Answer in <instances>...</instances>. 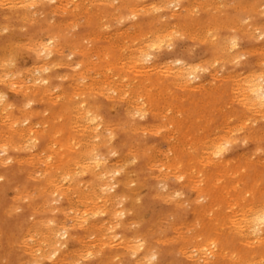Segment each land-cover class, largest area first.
Instances as JSON below:
<instances>
[{
    "label": "rangeland",
    "instance_id": "obj_1",
    "mask_svg": "<svg viewBox=\"0 0 264 264\" xmlns=\"http://www.w3.org/2000/svg\"><path fill=\"white\" fill-rule=\"evenodd\" d=\"M18 3H16V2ZM67 0H64V2H63V6H62V8H58V10L59 11H57V12H61V10H63L60 14H58L57 12H56V10L55 9H53L54 7H52L51 9H50V7L51 6H55V3H51V2H49V0H47V1H45L44 0V2H43V5H41V6H43V7H41L40 5H38L37 7H28L27 6V9L25 10V6H24V4H22L21 2H20V0H8V1H6V0H0V4H2L1 6H0V25L1 26H3L2 24H6L7 26H6V30H5V28L3 29L4 30V32L1 30V28H0V47H1V49H0V52H2V53H0V62L1 63H3L2 61L4 60H6L7 61V57L9 56L8 54H10V56H11V54L14 56V54H16V53H9V52H12V51H14V52H17V54H19L18 56L16 55L15 57L17 58H14V61H16V62H14L13 61V63H14V65H16L17 64V62H18V66L16 67V71L18 72V70H20L19 71V73H21L22 71H24L23 73H21V75L20 74H16L14 71V65L12 64L11 66H10V64H11V59L12 58H10V56L8 57V58H10L9 60H8V62H5V63H3V65L1 64L0 65V67H2V68H0V89H1V91L0 92H3V94H5L6 95V91L9 93V92H11L12 94H8V98H7V100H8V102H11V104L13 105V108L14 109H22L21 108V106L23 107V105L25 106V109H23L26 113L25 114H23V115H21L22 113H24V111H21V112H15V115H19V116H16V117H18L19 119H21V121L24 119V116H26V115H28L27 113H30L31 115L34 113V112H31L33 109H34V111L36 112V111H39V110H43V111H39L41 114L39 115V112H36V114L34 115H32L31 117H30V122L32 123V121H33V130H35V135H36V133H37V136H39V139H38V141L36 140V142H34V143H32V141H30V140H23V141H25V142H23V141H21V142H19V140L18 141H16V144H17V142H18V146H19V144H20V146L19 147H24L23 149H22V147L21 148H18V150L16 149H14V150H9V152H2L3 151V149H2V146H0V156L3 154V155H7V156H10V155H14L13 157L15 158H17V161L13 158V160H15L14 162L13 161H9V160H7L6 161V158H7V156L5 157V156H1L0 157V161H3L4 162V166H2V164H0V175L1 174H3V175H1L2 177H1V179H0V235H1V237H0V264H14L13 262H17V260H18V262L17 263H19V264H25V261L28 263V264H32V261L34 260V256H31L32 255V253H30L31 251L29 250V249H31V250H34L35 248L34 247H36V248H39L38 250L37 249H35L36 250V252H34V254L35 255H38V254H40L42 251L44 252V253H46L47 251H48V249L49 248H52L53 249V246H52V244L50 243V241H49V243L50 244H48V240H46V241H44V240H42V241H40L39 239H37L38 238V236H40V238H41V235L42 234H45L46 232L45 231H47L48 232V229H49V231L51 230V224L50 223H47V220H49L48 222H50L51 220H56L58 223H63L62 221H64V220H66V218H67V215H68V219H70V220H68L69 222H66L65 221V224L63 223V225H61V227L62 228H67V229H69V232H70V234L71 235H73V236H71V238H69V240L67 241V247H63V248H61V253H59V255H58V257L56 258V259H61L62 257L64 258L63 259V264H67L70 260V263H68V264H76V262L79 260V262H77V264H104L103 262H105V264L108 262V261H110V262H112V261H114L115 260V262L117 261V262H122V264H135L136 262H137V260H139L138 259V256L136 257V256H132V254L131 255H129L130 253H131V251H132V249H131V247H129L130 249H124V248H126V246L125 245H123L122 243H120L119 242V240L117 241V240H115V241H113V242H110L111 240H108L109 242H107L108 243V247L107 248H105V246H107L106 244H104V249H103V251L101 252V247L99 246V244L100 243H102L103 244V242H102V240H101V242L100 243H98L97 241L101 238V235L104 233V232H108V234H109V236H111V235H113L110 231H112V232H114L115 234L117 233V234H119V235H123L124 237H126L127 239H131V240H133V242L135 243V244H137L136 242H137V240H139L138 242H140L141 240L143 241V240H145V241H143V243L145 242H148L149 244H151V245H153L152 247H150L149 246V244H145L144 243V245H146L145 247H148V249H149V247H150V249H153V248H155L156 246L157 247H159V248H155L154 250H151L152 252H149V255L150 254H152V253H154V252H156V251H158V253H159V258H158V260L156 261L158 264H205V261L207 262V260H209L211 263L210 264H232L233 263V260L231 261V259H229L230 257H232V259H236V257L235 256H237V255H235V254H240L239 256H237V257H239V258H241V256L244 258V259H249V258H251V256L253 257V255L255 256L256 255V259H253L254 260V262H255V260L257 261V263H255V264H260V261H261V263L262 264H264V260H263V262H262V257L264 256L263 254H264V251H263V247H264V245L261 247L260 246V248H259V243H256L255 242V240L253 241L254 242V244L252 243L251 244V242L252 241H249L250 239H249V237L248 238H244V237H242V236H240V235H238L235 231H233L234 230V226L233 225H231L232 223L231 222H226L225 223V221H230L229 220V218H231L232 216H233V214L232 213H236L235 211L237 210V213H236V215L238 214V212L240 213V211H238V209L240 210V208H239V206H237V207H235V206H231V205H229V203H231V201L232 202H234L231 198H229V196L230 197H232L233 198V196L235 197V195L236 194H238V193H233V192H239L240 191V188H238V187H241L240 186V184L241 185H243L242 187H241V191H243L242 193H244V191H245V193L249 190L250 192H252L253 193V191L255 190V189H257V187H259L258 189L260 190H256V191H254L255 192V197H254V200L256 199H260V197H261V199L260 200H262L263 199V197H264V189H263V191H262V188H261V186L263 187L264 186V177H262V176H264V170L262 171V169H264V164H263V162H264V152H262V151H264V137H262V136H264V118H261L262 117V114L260 113L259 115H261V116H259L256 112H251V111H248V110H246V109H243L244 107L241 105V104H239L240 102H239V95H237V93H238V89H237V92H236V87H237V85H236V87H235V83L233 82V81H231V80H229V79H226V77L225 76H228V75H232V74H234V73H239L240 74V72H241V77H242V79H243V77L245 76V77H247L246 75H244V74H249L250 72H253V70L255 71V72H257L258 73V70L260 71H264V52H263V48H264V37H262L261 36V34H262V32H264V24H262V23H264V15H262L263 14V11L262 10H264V0H252V2L250 1V0H248V1H250V3L249 2H247V0H223V1H221V0H213V1H215L214 2V5H212L211 4V1L210 0H203V3H200V5H199V1L200 2H202L201 0H195V2H194V0H181V2H180V4L178 5V6H176L177 5V3L176 4H174L175 6H173V7H168V5H166V3L163 1V0H140V1H138L137 3H138V7L139 8H141L142 7V5L143 6H145L146 8H148L149 7V9L148 10H146V12H144L143 10L141 11V13H142V15L140 16V18L139 19H133V17H131L130 18V16H128V15H130L129 14V12H124L125 13V15L126 16H128V17H126L125 19L127 20V21H124V22H122L123 21V19L121 20V23H120V25H119V23H118V20H119V22H120V18H119V16H117V13L115 14V16H113L112 15V13H109V15H108V13H107V10L108 11H110L109 9H107L106 8V6H105V4H102V2L100 1V0H87L88 2H86V0H69V1H67ZM83 1H84V5H83ZM94 1L96 2V3H94ZM107 1H110V0H105L104 1V3H106L107 4ZM152 1H154V2H152ZM158 1H159V3H158ZM163 1V2H162ZM192 1H193V3H192ZM212 1V2H213ZM220 4H222L221 5V7L223 6L224 8L227 6V11H225L224 9H222L221 7H218V6H220V5H218L219 3ZM221 1V2H220ZM226 1H228V2H226ZM14 4H13V3ZM69 2H71V3H69ZM75 2L76 3H78V2H80V6L82 7L83 6V8L81 9L80 8V6L78 5V4H76V6L78 5V7L79 8H77V7H74L75 6ZM87 3V5H86V3ZM139 2H141V4H139ZM198 2V3H197ZM207 2H209V3H207ZM226 2V3H225ZM232 3V4H229L228 5V3ZM12 3V4H11ZM20 3V4H19ZM45 3L47 4V5H45ZM49 3V4H48ZM69 3V4H68ZM82 3V4H81ZM90 3V4H89ZM92 3H94L95 5H97V6H94V4H93V6L91 5ZM99 3V4H98ZM101 3V4H100ZM109 3V2H108ZM151 3L153 4V5H151ZM158 3V4H157ZM217 3V4H216ZM234 3V4H233ZM3 4H4V6H3ZM68 4V5H67ZM116 4V3H115ZM149 4V5H148ZM155 4V5H154ZM192 4V5H191ZM195 4H196V8H194L195 7ZM205 5V7L204 6H202V5ZM206 4H209V5H211V7L209 6V5H206ZM217 5V7H216V5ZM235 4H237L236 6H238V5H240V6H238V7H235ZM243 4V5H242ZM258 4H260V10H259V7L257 6ZM263 4V5H262ZM9 5V6H8ZM20 7H18V6ZM23 5V6H22ZM91 5V7H89ZM246 5H247V7H246ZM248 5H250V7L248 6ZM251 5H253L254 7H256V9L258 10V11H255L256 9L253 7V6H251ZM6 6H7V8H6ZM10 6H12V9H11V11H9L10 10ZM13 6H14V8H13ZM16 6V7H15ZM99 6H100V8H99ZM153 6H154V8H153ZM156 6H159L158 7V9H157V7ZM163 6V7H162ZM165 6H166V8H165ZM179 6H182V9H181V7H179ZM190 6H192V8L190 7ZM197 6H200V7H197ZM202 6V7H201ZM210 7L209 9H208V7ZM230 6H232V7H230ZM262 6V7H261ZM1 7H4V8H1ZM19 9H18V8ZM23 7V8H22ZM25 7V8H24ZM38 7H39V11H38ZM55 7H57V6H55ZM71 7H73L72 9H71ZM84 7L85 8H90V10L89 9H85L84 10ZM99 8V9H97V8ZM150 7L152 8V9H154L153 10V12H152V9H150ZM161 7V8H160ZM180 8V10H179V8ZM183 7H184V9H183ZM203 7H204V9H203ZM235 7V8H234ZM240 7V9H238ZM244 7L246 8V9H244ZM9 8V9H8ZM29 8V9H28ZM43 8H44V10L45 11H48L47 13H45V11H41V10H43ZM76 8V9H75ZM104 8V14L106 13L107 15L104 17L103 16V14L102 13H100L101 11H103L102 9ZM105 8H106V10H105ZM160 8V9H159ZM168 8V9H167ZM178 8V9H177ZM190 9L191 10V12H193L194 13V16L197 18L198 16H200V17H202V18H200L201 19V23L202 24H198L199 23V21H200V19L198 20V19H195V17L193 16V14L191 13V15H189V18L190 17H192V18H190V19H192V21L190 22L189 20V18H188V16H187V13H183V12H187V10L186 9ZM199 8H200V13H198L197 11L199 10ZM229 8V9H228ZM252 8H254L255 10H253ZM16 9H18V10H15ZM35 9V10H34ZM65 9H67L68 11H66ZM69 9H71L72 10V13H71V10H69ZM93 9V10H92ZM157 9V10H156ZM162 9V10H161ZM198 9V10H197ZM206 9V10H205ZM234 9V10H233ZM238 10V12H235V11H237ZM74 10H75V12L76 13H78L79 15H77V14H73V13H75L74 12ZM77 10V11H76ZM80 10V11H79ZM84 10V11H83ZM88 10H89V12H88ZM157 12H156V11ZM158 10L160 11L161 10V13L159 12L158 13ZM178 10V11H177ZM183 10V11H182ZM197 10V11H196ZM205 10V11H204ZM207 10L208 11H210V10H212V11H210V13L209 12H207ZM15 11V12H14ZM25 11V12H24ZM53 11H55V13H57L59 16H56L54 13H53ZM70 11V12H69ZM86 11V13H83V12H85ZM151 11V12H150ZM165 11V12H164ZM175 11H177V12H175ZM204 11V12H203ZM214 11H215V14L216 13H218V14H216L217 16H216V18L218 17H222V18H220L221 19V21H219L218 19H216L213 15H215V14H213L214 13ZM222 11V12H221ZM228 11H230L231 13L229 14L228 13ZM259 11H260V13H259ZM262 11V12H261ZM13 12V13H12ZM22 12V13H21ZM27 12V13H26ZM34 12V13H33ZM36 12H37V14H36ZM39 12V13H38ZM41 12V13H40ZM92 12V13H91ZM97 13V14H95V13ZM144 12V13H143ZM151 13V14H149V13ZM156 12V13H155ZM172 12V13H171ZM183 13V15L186 17V19H188V21L185 19V18H182L181 16H182V13ZM235 12V13H234ZM19 13V14H18ZM21 13V14H20ZM32 13V14H31ZM66 13H68V14H66ZM71 13V14H70ZM99 13V14H98ZM127 13V14H126ZM148 13V14H147ZM173 13H181L180 15L178 14V15H176V18L175 19H173V18H171L170 16H171V14H173ZM196 13H197V15H196ZM222 13V15H220ZM234 13V14H233ZM259 13V14H258ZM5 14V15H4ZM52 14V15H51ZM55 15V17H54V15ZM96 15V16H88V15ZM110 14H111V16H110ZM145 14V15H144ZM164 14H166V16H168V17H166ZM212 14V15H211ZM225 14L227 15L226 17H224L225 16ZM240 14H241V17H240ZM261 14V17H259V15ZM9 15L11 16L12 15V17H11V19L10 18H6L5 16H7V17H9ZM18 15V16H17ZM25 15V16H24ZM32 15H35V16H32ZM64 15V16H63ZM66 15V16H65ZM77 16V17H73V16ZM98 15V16H97ZM156 15V16H155ZM160 15V16H159ZM207 15H209V17H207ZM254 15V16H253ZM22 16H23V18H22ZM32 16V18H30ZM83 16V17H82ZM103 16L105 19V21L104 22H102L103 20V18H101V17ZM108 16H109V19H108ZM158 16V17H157ZM165 16V17H164ZM183 16V17H184ZM234 18H233V17ZM29 17V18H28ZM81 19H80V18ZM87 17V18H86ZM95 17H97V18H95ZM112 18V20H111V18ZM113 17H116V19L115 18H113ZM150 17V18H149ZM162 17L164 18V21L163 20H159V19H162ZM169 17H170V19H169ZM179 17H181V18H179ZM230 17V18H229ZM235 17H237V19L235 18ZM246 17V18H245ZM250 19H249V18ZM254 17H256V19L254 18ZM25 18V19H24ZM27 18V19H26ZM53 18V19H52ZM68 18V21L66 20ZM75 20H74V19ZM78 18V19H77ZM130 20H129V19ZM153 18H155V20L153 19ZM166 18H167V20H166ZM194 18V19H193ZM199 18V17H198ZM206 18V19H205ZM225 18V19H224ZM232 18H233V20H232ZM240 18V19H239ZM243 18V19H242ZM248 18V19H247ZM22 19V20H21ZM37 19V20H36ZM52 19V20H51ZM56 19V20H55ZM90 19H92L91 21H90ZM98 19V20H97ZM108 19V20H107ZM124 19V20H125ZM156 19H158L157 21H156ZM168 19H169V21H168ZM180 19V20H179ZM187 21V23H186V26L185 25H183L186 21ZM215 20V24H214V21H210V23H212L214 26H211L210 25V23H208L209 21L208 20ZM234 19L236 20V21H239V20H242L243 22H240V25L242 24L243 26H247V24L249 25V24H251V26L249 25L248 26V28L245 26V27H243L242 25V27H240L239 26V23H237V22H235L234 21ZM239 19V20H238ZM247 21H246V20ZM254 19V20H253ZM32 21L33 22V25H31V23H30V21ZM47 20H49V22L47 23ZM53 20H55V22L53 23L52 21ZM60 20L62 21V22H60ZM64 20H66V21H64ZM70 20V21H69ZM73 20H74V23H73ZM83 20V21H82ZM87 21V23H86V21ZM115 20V21H114ZM132 20H134V21H132ZM150 20H152V23L154 22H156V23H158V24H155L154 26L153 25H150L151 23H150ZM165 20H166V23H165ZM181 21L180 23H179V21ZM226 20V21H225ZM232 21V23H234V24H232L231 23V21ZM26 23H25V22ZM46 21V22H45ZM51 21V22H50ZM82 21V22H81ZM88 21L90 22V24L93 26H91L90 27V25H88L89 23H88ZM96 21V22H95ZM109 21V22H108ZM111 21L113 22V23H111ZM161 23H159V22ZM177 21V22H176ZM193 21H195L196 22V25H195V23L193 22ZM204 21V22H203ZM206 21V22H205ZM208 21V22H207ZM216 21H217V23H218V21H219V23L221 24L220 25V30H219V28L218 29H216L217 28V23H216ZM227 21H229V22H227ZM252 21V22H251ZM258 21V22H257ZM259 21H261V22H259ZM36 22H37V24H36ZM40 22H42V23H40ZM44 22V23H43ZM71 22H72V25L73 24H76V26H75V29H74V25L73 26H70L71 25ZM116 22V23H115ZM135 22H137V24H138V26H135V25H137V24H135ZM163 22V23H162ZM167 22H169V24H171V26L173 25V24H176V25H174V26H172L173 27V29L171 28V29H169L170 31L172 30V32H170L169 30V32L172 34V33H174L173 34V36L172 35H169V36H166L167 38H171L169 41H167L168 39L165 37V39H164V42H166L165 43V46H162L160 49H158L157 47H155V46H151L152 48H150L149 46V48L150 49H153V48H156V49H158V50H156V49H153V51L151 52V50H150V52L151 53H153V55L155 56V53H156V56L155 57H159V65H160V67H162V66H164V64L165 63H168V61L170 62V60H169V58H171L173 55H176V56H178V57H182V58H186L189 62H191L192 64H196L197 62H199V63H201V64H203V65H205L206 64V66H208L209 68H208V70L206 71V70H202V72H201V70H198V72L200 73H197L198 74V77L199 78H197V80L195 79V80H193L194 81V83H191L192 85V88L194 87V86H196L197 88H195V90H193L192 89V91L191 90H185V89H183L180 85V87H178V84L180 83L179 81H177L178 82V84L177 83H174L175 82V78H173V77H170V76H168L167 77V75L164 73V72H162V71H164V70H162V69H165V68H162L161 70H160V68L158 69V71L157 72H154V73H158L159 72V70H160V72L155 76L154 75V73H152V71H151V73H150V71H149V73L148 72H146V74H144L145 72H142V71H140L139 70V68H137V71L138 72H136V68H133V67H131V65H132V63H130L129 61L130 60H128L126 57L127 56H129V52L130 51H132V49L131 48H135V47H137L136 46V44L135 45H133L134 43H139V42H143L144 40H146L147 38H146V36L145 35H147V36H149V33L148 32H150V33H153L155 30H156V28L157 29H159L161 26H163V25H165V24H167ZM188 22H190L191 24H192V22L194 23L193 25H191V27L192 28H190V23H188ZM224 22H227V23H224ZM257 22V23H256ZM8 23V24H7ZM39 23V24H38ZM50 23H52V24H50ZM61 23H62V25H61ZM66 24L65 26H66V28L65 29H68L69 31V33H70V35H69V33L67 32V30L65 31V32H67L68 33V36H67V34L65 33V35L66 36H61L62 35V32H64L61 28H63L64 29V24ZM81 23V25H79ZM103 25H102V24ZM132 23V24H131ZM150 23V24H149ZM153 23V24H154ZM203 23H205L206 25H204L203 26ZM218 23V24H219ZM237 23V24H236ZM252 23H255V25L254 24H252ZM261 23V25H259ZM10 24V25H9ZM57 26H56V25ZM68 24H70L69 26H68ZM87 24V25H86ZM124 24V25H123ZM133 25L132 27H130L129 28V30L127 31L126 30V28L128 29V25ZM143 24V25H142ZM147 24H149V25H147ZM161 25L160 27L159 26H157V25ZM180 24V25H179ZM187 24H189L188 26H187ZM208 24H209V27H208ZM226 24H228V25H226ZM231 24H232V26H231ZM55 25V26H54ZM97 25V26H96ZM100 25H102V26H100ZM107 25H108V27H107ZM110 25V26H109ZM115 25V26H114ZM121 25H122V27H121ZM130 25V26H131ZM139 25H140V27H139ZM182 25V26H181ZM230 25V26H229ZM234 25H236V28L234 27ZM256 26L257 28L260 26V28H262V26H263V28L262 29H260V28H253L254 26ZM54 26V27H53ZM60 26H61V28H60ZM64 26V27H63ZM96 26V27H95ZM104 26V28L102 29V27ZM112 26H114V27H112ZM116 26H118V28L116 27ZM136 27V30L138 29V27H139V29L141 30V32L143 33V31L144 30H146V33L143 35V34H141L140 33V31H139V29L136 31L134 28ZM157 26V27H156ZM196 26H198L197 28H195ZM206 26H207V29L206 30H208V28H209V30L208 31H210V29H211V31L212 30H214L215 31V34H216V36L215 37H213V39L212 38H210L209 36H211V35H213V33H214V31L213 32H208V31H206L205 30V28H206ZM224 28H223V27ZM237 26H238V28H237ZM12 27H14V28H12ZM22 27V28H21ZM24 27V28H23ZM53 27V28H52ZM57 27V28H56ZM59 27V28H58ZM68 27H70V28H68ZM72 27H73V29H74V31L72 30V32H71V29H72ZM134 27V28H133ZM175 27V28H174ZM177 27H179L178 29H177ZM185 27V28H184ZM186 27H187V29H186ZM189 27V28H188ZM201 27V28H200ZM212 27H215V28H213L212 29ZM230 27H233V28H230ZM239 27H240V29H242L241 31L239 30ZM7 28H9V31L11 32H9L8 31V29ZM19 28H21V29H19ZM46 29V31H45V29ZM49 28H52L51 29V31H50V29ZM109 28V29H108ZM112 28V29H111ZM124 28V29H123ZM142 28V29H141ZM149 28H151V29H149ZM184 28V29H183ZM194 28V29H193ZM244 28V29H243ZM247 28V31L245 30ZM250 28V29H249ZM252 28H253V31H252ZM23 29H25V30H23ZM47 29H49L48 31H47ZM97 29V30H96ZM105 29V30H104ZM111 29V30H110ZM118 29V30H117ZM154 29V31L152 32L151 30H153ZM199 29V30H198ZM216 29V30H215ZM222 29V30H221ZM231 31H230V30ZM249 29V30H248ZM260 29V31L258 32V30ZM41 30H43V32H40ZM55 30V31H54ZM59 30H61V31H59ZM98 30H101V32H102V34H99V33H101V32H99ZM106 30H107V32H109V34H107V32H106ZM127 31V33L128 34H126V32L124 33L125 35H122V36H120V38L119 37H117V36H119L120 34L119 33H121V32H123V31ZM137 32H135V31ZM176 30V31H175ZM198 30V32H196ZM219 32H218V31ZM233 30H236V31H233ZM243 30H245V32L244 33H242L243 32ZM36 31V33H33V32H35ZM39 33H38V32ZM45 31V32H44ZM55 33V34H53V35H51L53 32ZM57 31H59V33L57 32ZM96 31V32H95ZM106 33V35H105V33ZM111 31H112V34H111ZM119 31H121V32H119ZM132 31V32H131ZM134 31V32H133ZM138 31H139V33H138ZM184 31V32H183ZM191 31V32H190ZM233 31V32H232ZM57 32V33H56ZM61 32V33H60ZM86 32H88L87 34H86ZM91 32H93V34L91 33ZM116 32V33H115ZM119 32V33H118ZM175 32H176V34L178 33V35H180L179 33H181V32H183L184 34L182 35V33H181V36H185L184 38L183 37H181V36H178L177 35V37H175L174 35H176L175 34ZM190 34H189V33ZM209 33V34H211V35H207V34H205V33ZM217 32V33H216ZM3 33V34H2ZM83 33L84 34H86V35H83ZM219 33V34H218ZM228 33V34H227ZM235 33H236V37H238L237 39L239 40V48L237 47L235 50L233 49V50H231L230 48H229V45L230 44H227L228 45V51H230V52H228V54H227V52H222V54L220 53V54H217L216 52H214L215 50H214V44L212 45V43H213V40L214 39H219V40H223V37H224V39H229V38H231L230 37V35H232V37L233 36H235ZM249 33V34H248ZM254 33V34H253ZM9 34V35H8ZM28 34H29V36L30 35H32L33 36V40H32V42H25V41H28V40H31V39H26V37L28 36ZM47 34L48 35H50V36H54V38L55 39H57V36H56V34L57 35H59L60 34V36L61 37H59L58 36V40H60V42L58 41V40H56V41H54V43H55V46H56V48L57 49H59V51H58V53L57 54H54L53 56H51L50 58H48V60H49V62L48 63H50V62H52V60L54 59V62H53V64L52 63H50V64H48L49 66H51L50 68H47V64H44L45 63V61H41L42 60V57H43V53H40L38 56L36 55V52H33V51H35V50H33L32 51V49H30V48H33L34 49V45H36L38 42L40 43V41L41 42H43V43H46L48 40V38H49V36H47ZM77 36H76V35ZM111 34V35H110ZM118 34V35H117ZM136 34L139 36L140 34H141V36H139V37H141L140 39L141 40H143V41H141V40H139V42H137L135 39H137L138 40V36H136ZM204 34V35H203ZM246 34H248V35H250V36H247ZM252 34V35H251ZM64 35V34H63ZM75 35V36H74ZM90 35V36H89ZM96 35V36H95ZM116 35V36H115ZM130 35V36H129ZM132 35L134 36L135 35V37H134V41H136V42H134L132 39ZM228 35V36H227ZM29 36L27 37V38H29ZM43 36H45V37H43ZM47 36V37H46ZM70 36V37H69ZM83 36H86V37H84V39H83ZM89 36V37H88ZM97 36H99V37H97ZM103 37V39H102V37ZM114 36H115V38H114ZM144 36V37H143ZM171 36V37H170ZM203 36V37H202ZM207 36V39L205 38V37ZM223 36V37H222ZM21 37L22 39H20L19 40V38ZM40 37V38H39ZM95 37V39H97V40H91L92 38H94ZM97 37V38H96ZM116 37H117V39H116ZM126 37L127 38H129V40L127 41L126 40ZM143 37V38H142ZM173 37H175V38H173ZM217 37V38H216ZM221 37V38H220ZM248 37V38H247ZM14 38H16L15 39V41H13L14 40ZM43 38V39H42ZM71 38V39H70ZM87 38V39H86ZM132 38V39H131ZM146 38V39H145ZM205 38V40H203ZM210 38V39H209ZM260 38H262V39H260ZM26 39V40H25ZM38 41H36V40ZM54 39V40H55ZM67 39H68V41H70L72 44H74L73 46H70V42H68L67 41ZM75 40V42L77 41V43H73L74 41H72V40ZM78 39V40H77ZM90 39V40H89ZM109 39H110V41H109ZM111 39H116V40H114L113 42H112V40ZM122 39V40H121ZM131 39V40H130ZM187 39H189V40H187ZM192 39V40H191ZM218 39L216 40V44H217V41H218ZM256 39V40H255ZM258 39H259V41H258ZM12 40V41H11ZM104 40V41H103ZM118 40V41H117ZM18 41V42H17ZM33 41H34V43H33ZM45 41V42H44ZM64 41H67V43L66 42H64ZM79 41V42H78ZM82 43H81V42ZM87 41L89 42L88 44H87V49L86 48H84L85 47V45H86V43H87ZM123 41H125L124 43H123ZM126 41H127V44L129 43V41H130V45H128V46H130V51H129V49H128V47H123L124 45H127L126 44ZM132 41V42H131ZM203 41H205V42H203ZM209 41V42H208ZM215 41V40H214ZM9 42H10V44H12V45H14V46H17V47H12V45L11 46H9L10 44H9ZM59 42V43H58ZM63 42V43H62ZM92 42H94V44H95V46H93L94 44L92 43ZM115 42V43H114ZM134 42V43H133ZM163 42V43H164ZM169 42V43H168ZM85 43V44H84ZM90 43H92L91 45H90ZM110 43V44H109ZM150 43V42H149ZM7 44V45H6ZM58 44L59 45H65V47H63L62 46V48H61V46H58ZM68 44H69V46H68ZM80 44V46H77V45H79ZM82 44V45H81ZM84 44V45H83ZM98 44H100V46L98 45ZM109 44V45H108ZM112 44V45H111ZM167 44V45H166ZM258 44V45H257ZM3 45V46H2ZM25 45H28V46H26V47H24ZM96 45H98V46H96ZM101 45H102V47L105 45L107 48H106V51H105V46L102 48L101 47ZM113 45H115V46H113ZM164 45V44H163ZM172 45V46H171ZM195 45H196V47H195ZM212 45V46H211ZM262 45V46H261ZM9 46V47H8ZM18 46L20 47H24L23 48V50L21 49V48H18ZM32 46V47H31ZM75 46V47H74ZM254 46V47H253ZM256 46V47H255ZM3 47V48H2ZM6 47V49H4ZM73 49H72V48ZM78 47H79V49H83V50H86L88 53L86 54V58L85 57H82L81 55H79L78 54V52H76V51H78L79 49H78ZM94 49H93V48ZM98 47V48H97ZM111 47V48H110ZM113 47V48H112ZM147 47V50L149 49ZM170 47H172V48H170ZM241 47V48H240ZM253 47V48H252ZM8 48V49H7ZM13 48V49H12ZM16 48H18V49H16ZM61 48V49H60ZM66 50H65V49ZM76 50H75V49ZM90 48L92 49V51L90 50ZM100 48V49H99ZM102 48V49H101ZM115 48V52H114V50H112V49H114ZM117 48V49H116ZM123 48V49H122ZM169 48V49H168ZM246 48H247V50H246ZM250 48V49H249ZM259 48H261V49H259ZM9 49H11V50H9ZM20 49V50H19ZM70 49H71V51H70ZM98 49V50H97ZM237 49L240 51V52H242V54L244 53V55H241V53H240V58H239V63H237V62H234V61H232L231 62V60L234 58V56L237 54H239L238 52L239 51H237ZM255 49H256V51H255ZM9 50V51H8ZM17 50V51H16ZM22 50V53L20 54V52L19 51H21ZM31 50V51H30ZM96 50V51H95ZM101 50V51H100ZM104 50V51H103ZM121 50V51H120ZM127 50V54H126V51ZM134 50V49H133ZM241 50H245L244 52L243 51H241ZM4 51V52H3ZM6 51H8V53L6 52ZM70 51V52H69ZM76 52V54H74L73 55V52ZM108 51V52H107ZM149 51V50H148ZM259 51H262V53L260 54L259 53ZM67 52V53H66ZM79 52H80V50H79ZM105 52V53H104ZM114 53V55H115V53H117V55L119 54L120 55V57L119 56H117L116 58H114L115 60L114 61H112L113 60V58L111 57V59H109L112 63H110V61L108 60V58H109V56H110V54L111 53ZM123 52H125V55L123 54ZM252 52H254V53H252ZM60 53V54H59ZM90 53H92V54H90ZM102 53V54H101ZM103 53L104 54H109V56H108V58L106 59V60H108L109 61V63L110 64H108L107 65V67H109V68H111V69H108L105 65V63H103V61H102V65H100L101 63H99V62H101V60H103L102 58L104 57V55H103ZM113 53L111 54V56H113ZM250 53H252V54H250ZM259 53V54H258ZM5 54V57L3 56V55ZM25 54H26V56H28V58L26 59V56H25ZM89 54V55H88ZM99 54H101V56L99 57ZM158 54V55H157ZM217 54V55H216ZM3 56V59H1V57ZM8 55V56H7ZM20 55H22L21 56V58H20ZM23 55H24V59L22 58L23 57ZM70 55V56H69ZM72 55V56H71ZM92 55H94V56H92ZM96 55V56H95ZM122 55L124 56V58L122 57ZM160 55L162 56V58L160 59ZM217 56V58H218V62H217V64H216V62L214 61V60H216V56ZM230 55V56H229ZM246 55H248V56H246ZM90 56H92V57H97V58H95V60L96 59H98V58H101V59H99V60H97V61H99L98 62V64L97 63H95L96 61L94 60V58H92L91 59V57ZM214 56V57H213ZM12 57V56H11ZM36 57H37V60H36ZM41 59V60H39V58ZM62 57V60H61V62L63 63V66H62V64L59 62V58H61ZM65 57H68V58H65ZM113 57H115V56H113ZM123 58V60H122V58ZM225 57V58H224ZM232 58V59H230V58ZM260 57V58H259ZM261 57H263V58H261ZM44 58V57H43ZM87 58H90L89 60H86ZM118 58H119V60H118ZM207 58V59H206ZM211 58H213L212 60H211ZM68 59V60H67ZM125 59L127 60V64H126V61H125ZM225 59V60H224ZM228 59H230V60H228ZM257 59V60H256ZM79 61V60H86V63L87 64H90V65H86L87 66V68H88V70L90 71V73L88 72V70L86 71V73L84 74L85 75V80H83L82 78H79V77H77V76H79V74L77 75L76 74V71L78 72L79 70H78V67H76V65H77V63L75 62V61ZM121 60H122V62H121ZM201 60H202V62H201ZM207 61V63H206V61ZM211 60V61H210ZM224 62H223V61ZM259 60V61H258ZM261 60L263 61V63H261ZM68 61V62H67ZM90 61H92L91 63H90ZM95 61V62H94ZM116 61V62H115ZM165 61V62H164ZM203 61H205L204 63H203ZM214 61V62H213ZM219 61H221L220 63H219ZM28 62V63H27ZM37 62V63H36ZM43 62V63H42ZM59 62V63H58ZM66 62H67V64H66ZM74 62H75V64H74ZM129 62V63H128ZM161 62V63H160ZM163 62H164V64H163ZM210 63V65H209V63ZM257 62H259V63H257ZM9 64V66H8V64ZM26 63H27V67H26ZM30 63V64H29ZM40 63V64H39ZM85 63V62H84ZM85 63V64H86ZM123 65H122V64ZM213 63V64H212ZM215 63V64H214ZM5 64V65H4ZM33 64V65H32ZM37 64V65H36ZM60 64V65H59ZM64 64H66V66H64ZM71 66H73V67H70V65ZM94 64V65H93ZM105 64V65H104ZM116 66H118V69L117 68H115V65ZM163 64V65H162ZM171 64V63H170ZM224 64V65H223ZM31 65V66H30ZM39 65H40V67H43L42 65H44L46 68H47V70H43V68H45V67H43V68H41V71H42V74L43 75H48L49 77H50V81H51V84L50 85H52L51 87H52V89H51V91H50V93L49 94H47V97H46V95L44 96H41L42 94L40 93V94H38L37 96H34V97H38V98H36L37 100H34V98H32L33 96L32 95H30L31 96V99H33V101H32V105H30V106H26V102L28 101V99L27 98H30V96L28 97L27 96V98H23V97H21V94H19L17 91H13V90H11V88H9L8 86H7V83L6 82H4V81H7V80H9V79H15V80H17L18 79V81H23V80H25L26 82V84L27 85H30L31 83V78H34V77H37L39 74V72L36 70V68L37 67H39ZM91 65H92V67H91ZM111 65H113V66H111ZM126 65H128V66H126ZM213 65H214V67H213ZM222 65L224 66V68L222 67ZM9 68H8V67ZM55 66V67H54ZM97 66H101L102 68H98ZM124 66V67H123ZM212 66V67H211ZM218 66V67H217ZM5 67V68H4ZM21 67V68H20ZM31 67H32V69H31ZM35 67V71H33V68ZM75 67V68H74ZM94 67V68H93ZM105 67L109 70H107L106 71V69H105ZM122 67V68H121ZM125 67L126 68H128V70L129 71H132L133 70V72H129L128 70H125ZM220 67H222V68H220ZM4 68V69H3ZM7 68V69H6ZM28 68V69H27ZM92 68H93V70L94 71H92L91 72V70H92ZM98 68V69H97ZM103 68H104V70H105V72L107 73V76H106V73L105 72H103L104 70H103ZM119 68L120 69H122L123 70V68H124V71L125 72H123L122 70H120V71H122V72H117V74L119 75V76H117V74H116V70H119ZM216 68H217V71H216ZM223 69V70H220V71H222V73L219 71V69ZM8 69H9V71H8ZM10 69L11 70H14L13 71V75H11V73L12 72H10ZM24 69V70H23ZM30 69V70H29ZM48 69H50V70H48ZM75 69V70H74ZM112 69H114V71L115 72H111V71H113ZM135 69V70H134ZM234 69V70H233ZM3 70V71H2ZM26 70V71H25ZM101 70V71H100ZM43 71H45L44 73H43ZM48 71V72H47ZM73 71V72H72ZM127 71V72H126ZM141 73H140V72ZM216 71V72H215ZM219 71V72H218ZM229 71V72H228ZM243 71V72H242ZM8 74H7V73ZM28 72V73H27ZM33 72V73H32ZM38 72V73H37ZM67 72V73H66ZM75 72V73H74ZM134 72H136V73H134ZM215 72V73H214ZM232 72V73H231ZM249 72V73H248ZM34 75V77H33V75ZM35 73V74H34ZM57 73V74H56ZM63 73H66V75L67 76H69V78L66 76V75H64ZM69 73H71V74H69ZM73 73V74H72ZM88 73V74H87ZM110 73L111 74H114V75H111L110 76ZM126 73V74H125ZM148 73V74H147ZM216 73H217V75L219 76V77H217L216 76ZM16 74V75H15ZM27 74V75H26ZM55 74L57 75V76H55ZM61 74H63V76L61 75ZM75 74V75H74ZM87 74V75H86ZM124 74V75H123ZM127 74H128V77L130 76H133V78H135L134 80H136L137 78V80H139V81H137L136 80V82H134V81H131L133 78H131V80L130 81H128V80H126V79H130V78H127ZM133 74V75H132ZM137 74V75H136ZM144 74V77L142 76ZM162 74V76H164V74L166 75V76H164V77H162L161 76V78H163V79H160V75ZM212 74V75H211ZM244 76H243V75ZM3 75V76H2ZM19 76V78H17L18 76ZM24 75V77H22ZM58 75H60V76H58ZM74 75V76H73ZM91 75V76H90ZM97 75H98V77H97ZM121 75V76H120ZM135 75H136V77H135ZM221 75V76H220ZM222 75H224V76H222ZM13 76V77H12ZM26 76V77H25ZM27 76H29V80H28V82H27ZM62 76V77H61ZM66 76V77H65ZM76 76V77H75ZM87 76V77H86ZM93 76H95V77H97V79L96 78H94ZM113 76V77H112ZM140 76H141V78H142V81L143 82H141V84H140V81H141V78H140ZM149 78H148V77ZM154 76H155V78L156 79H154V81H160L159 83L160 84H162V85H158L157 83L158 82H156V84H155V82H153V81H151V80H153V78H154ZM157 76H158V80H157ZM212 76H216V79L215 78H213ZM8 77H10V78H8ZM31 77V78H30ZM55 77V78H54ZM63 77H65V78H63ZM74 77V78H73ZM93 77V78H92ZM107 77V78H106ZM111 77H112V79H111ZM116 77V78H115ZM123 77H126L124 80H123ZM148 79H147V78ZM151 77H153V78H151ZM166 77H167V79L168 80H170V81H168L167 79H166ZM203 77V78H202ZM221 77H223V78H221ZM5 78V79H4ZM59 78V79H58ZM62 79V82H61V79ZM66 78H68V79H66ZM76 78H79V79H81L82 81H79L78 79H76ZM86 78H90V80L89 79H86ZM104 78V79H103ZM117 78H119V79H117ZM122 78V79H121ZM143 78H145V80L143 79ZM173 78V79H172ZM1 79H3V80H1ZM65 79V80H64ZM72 79V80H71ZM74 79V80H73ZM102 79V80H101ZM110 79V80H109ZM115 79H117V80H115ZM202 82H200L199 80ZM78 80V81H77ZM91 80H93L94 82H96L97 84L99 83V82H101V81H106L105 83L104 82H101V83H99L98 85H100V86H98L97 88H99V89H97L96 88V86H97V84L96 83H94V82H92ZM98 80V81H97ZM100 80V81H99ZM118 80H119V82H118ZM123 80V81H122ZM148 80H150V81H148ZM72 81V82H71ZM74 81V82H73ZM75 81L78 83L79 82V84H77V83H75ZM83 81L84 82H86V83H83ZM90 83H89V82ZM114 81V82H113ZM120 81L122 82L121 83V85H119V86H117L118 84H120ZM127 83H125V82ZM145 81H147L146 83H145ZM163 81V82H162ZM171 81L173 82V83H171ZM204 81V82H203ZM208 81H210L211 82V84H210V82L208 83ZM4 82V83H3ZM61 82V84H62V86L61 87H59L61 84H59ZM80 82H81V84H80ZM91 82L93 83V84H96V86H94V85H92L91 84ZM110 82V83H109ZM112 82V83H111ZM128 82L130 83L129 85H128ZM133 82V83H132ZM148 82H150V83H148ZM153 82V83H152ZM222 82V83H221ZM242 82V81H241ZM240 82V83H241ZM68 83V84H67ZM69 83L71 84V85H69ZM73 83H75V85L73 84ZM117 83V84H116ZM123 83H125V84H123ZM137 83V84H136ZM143 83V84H142ZM167 84V86H168V91L170 92L171 90H174L175 92H176V94H174L175 92L173 91H171L170 93H173V95L172 94H170L169 92H167L168 93V95L166 94V90H165V88H164V86L166 87V85L165 84ZM202 84L203 85V83H204V85L203 86H199L198 84ZM208 86H211L213 89H214V86L215 85H218L219 84V86H218V88H216V86H215V88L219 91H217L216 89H214V90H212V88H210V87H206L207 85ZM212 83H213V85H212ZM221 83V84H220ZM54 84V85H53ZM84 84H86V85H84ZM88 84V85H87ZM89 84H91L90 86L91 87H89ZM103 84H106V86L105 85H103ZM111 84V85H110ZM116 84V85H115ZM132 84H134V87H132L133 85ZM136 84V85H135ZM152 84H153V87H152ZM195 84V85H194ZM210 84V85H209ZM215 84V85H214ZM242 84V87L244 86L243 84H244V81H243V83H241ZM59 85V86H58ZM83 86V87H79V86ZM110 85V86H109ZM113 85V86H112ZM125 85H127V88L129 87V89H126V86ZM131 85V86H130ZM140 85H142V87L140 86ZM156 85H158L156 88L158 89L159 88V90L161 89L160 87H162L163 89H161L160 90V92L162 93L163 91H164V93L166 94H164V93H159L158 91L159 90H157L156 88H154V86H156ZM176 85V86H175ZM233 87H232V86ZM40 86V87H39ZM57 86L59 87L58 89H56L57 88ZM70 86V87H69ZM71 86H73V87H71ZM78 86V88L76 89V87ZM84 86L85 87H87L88 88V90L91 88V92H90V95H89V93H87V94H85L84 92H88L87 91V88L85 89V91H84ZM92 86H93V88H92ZM123 86V87H122ZM147 86H150L149 88L150 89H148V87ZM170 86V87H169ZM238 86H240V85H238ZM40 88V89H42V87H43V85H41L40 83L38 84V86H37V84H36V88ZM55 89H54V88ZM64 88V89H60V88ZM101 87H113V89L111 88V90L109 89V88H107L108 89V91H106V89L105 88H101ZM122 87V89H120V88ZM125 87V88H124ZM139 88V90H138V88ZM199 87V88H198ZM235 87V88H234ZM242 87H240V89H242ZM66 88H69V89H66ZM73 89V91H74V89H75V91L76 92H74V93H78L79 95H77V94H75L76 96H78V97H76V100H75V97H74V101H71L70 102V104H69V102L68 101H70L69 99H67V98H59L60 100H61V102H60V100H58L57 98H58V95H59V93H63V92H69L70 94L72 93V89ZM80 88V89H79ZM114 88H116V92L115 93H113L112 94V92H114L113 90H114ZM131 88H133V89H131ZM182 88V89H181ZM231 88L233 89V90H231ZM237 88H239V87H237ZM33 89V88H32ZM60 89V90H59ZM103 89H104V94L102 93V92H99V90H101V91H103ZM143 89L145 90V92H142L143 91ZM153 90V92L151 93V91ZM196 89H199V90H196ZM209 89V90H208ZM223 89H225V90H223ZM55 90H56V92H55ZM57 90H59V93H57L58 91ZM110 90V91H109ZM128 90H130V93H128L129 91ZM135 91V92H132V91ZM136 90H137V92H136ZM151 90V91H150ZM163 90V91H162ZM206 90V91H205ZM81 91H83V93L81 92ZM112 91V92H111ZM128 91V92H127ZM149 91V92H148ZM155 91V92H154ZM157 91V92H156ZM190 91V92H189ZM205 91V93H203ZM223 91V92H222ZM233 91V92H232ZM5 92V93H4ZM80 92H81V94H82V96H81V94H80ZM107 92V93H106ZM132 92V93H131ZM142 92V93H141ZM210 92V93H209ZM236 92V93H235ZM53 93V94H52ZM56 93V94H55ZM106 93V94H105ZM109 93V94H108ZM118 93V95L117 96H114V95H116ZM138 93H141V95H143L142 97L143 98H145V96H146V94H147V96L149 97V95H150V97L152 96V94H153V96L151 97L152 98V101H153V103H155V104H151V103H149L150 101H151V98H149L148 99V97L146 96V98L149 100L148 101V104L144 107V111H145V117L143 116V115H141L140 113H134V111H136L135 109H132V107L130 106L131 105V102H133L134 100L133 99H131V98H134V99H136V96H138L139 97V95L140 94H138ZM144 93V94H143ZM146 93V94H145ZM158 95H157V94ZM208 93L210 94V96H208ZM226 93H227V95H226ZM54 94H55V96H54ZM70 94H68L69 95V97H70ZM84 94H85V97H86V100H85V98H84ZM100 94H103V95H100ZM113 96H111V95ZM129 94H130V96H129ZM138 94V95H137ZM149 94V95H148ZM155 94H156V96H155ZM159 94H161L162 95V97L159 95ZM182 94H184V95H182ZM218 94V95H217ZM219 94H221V96L219 95ZM223 94V95H222ZM56 95H57V98H56ZM71 95H73V93L71 94ZM91 95H93V96H91ZM96 95H97V97H96ZM108 95V96H107ZM109 95H110V97L111 98H113V99H110V97H109ZM164 95H165V97H164ZM174 95H177V96H174ZM182 95V96H181ZM204 95L207 97H205L204 98ZM214 95H216L215 97H213ZM237 95V99L235 98V96ZM50 96V97H49ZM105 96H107V97H105ZM129 96V97H128ZM159 96L161 97V98H159ZM171 96V97H170ZM174 96V98H172ZM181 96V97H180ZM187 96H189L190 97V99L188 98V99H185V98H187ZM194 97V102H193V97ZM6 97H7V95H6ZM49 97V98H48ZM53 97V98H52ZM81 97V98H80ZM90 98V99H88V98ZM92 97H94L95 99H93ZM118 98V99H116V98ZM120 97V98H119ZM137 97V98H138ZM168 97V98H167ZM184 97V100L182 99V101H180L181 99H178V98H183ZM203 97V98H202ZM210 97V98H209ZM231 97V98H230ZM47 98V99H46ZM55 98H56V100H55ZM84 99V101L86 102V101H88V102H84L85 104H84V106H82V107H86V108H89V107H94V106H98L99 104H100V106H98L99 108L97 109L96 107H94V108H91V109H94V111L97 113H99V116L101 117V121H103V123H106V124H104V125H102L103 127L100 129H97L98 130V132L101 134L102 133V135H101V137H106V138H103V140L106 142V139H108L107 141H108V143L106 144V146H101V147H99L98 149V151L100 152V153H98L99 154V156L101 157V158H105V164H106V166H108V169L110 170V169H113L111 172H115L116 171V167H117V170L119 169V167L121 166V170H119L120 171V173L118 174V175H116L117 174V172L116 173H114V175L112 174V173H110V174H108V176L106 177V178H108V177H110V179L108 180H106V178L105 179H103L104 181H111V183H115L116 184V182H119V184H117V186L115 187L116 188V190H122V191H124L125 190V188L127 187V191L125 192H123V194L124 195H128L126 198L125 197H123L122 199H123V201H122V203L120 202V200H122V199H120L119 197H122L121 196V194L122 193H120L119 194V196L118 197H116V198H114V200L116 201L115 203H114V201H111V203L113 202V204H111L110 202H109V204L107 205L104 201H105V199H106V197H104L106 194L104 193V192H102L101 190H99L98 188H97V186H96V182L93 180V178L91 177V173H92V171L91 172H82L81 170L82 169H80V166H73L74 164L72 163L73 162V158L75 157V150L76 151H78L77 150V148L79 147L78 145H80L79 143L76 145L75 143H77L78 141L80 142V134L78 133V132H76V133H74L79 127L77 126V125H79L81 122H83V119L81 120V119H77V121H76V118L74 117L75 115L74 114H77L76 113V109H74V107L73 108H70L69 106H71L72 107V105L73 106H76V105H78V104H80V102H82L81 100H83ZM107 98H109V99H107ZM128 98V100L126 101V99ZM153 98H154V100H159V101H157L158 103H156V101H154L153 100ZM159 98V99H158ZM163 98V99H162ZM165 98V99H164ZM177 98V99H176ZM201 98H202V100H201ZM210 100H209V99ZM219 98V99H218ZM230 99L232 102H230L229 100H227V99ZM27 99V100H26ZM38 99H42V101L41 100H39L38 101ZM63 99L66 101H64L63 102ZM78 99V100H77ZM80 99V100H79ZM120 99H123V100H120ZM172 99H173V101H172ZM197 99H199V101L197 100ZM208 99V100H207ZM219 100V101H217V102H215V104H214V107H213V100ZM47 100H48V102H47ZM49 100H51V101H49ZM131 100V101H130ZM162 100V101H161ZM164 100V101H163ZM196 100V101H195ZM214 100V101H215ZM234 100V101H233ZM35 101V102H34ZM41 101V102H40ZM58 101V102H57ZM78 101H80V102H78ZM140 101H142V100H140ZM140 101H138V102H140ZM166 101H170V102H166ZM171 101H172V103L173 102H176V105L175 104H170L171 103ZM198 101V102H197ZM203 102L204 103V107H202L203 105V103H201V102ZM207 101H208V103L210 104H208V106L210 107L211 105V107H210V110H209V107L207 106ZM224 101V102H223ZM237 101V102H236ZM24 102H25V104H24ZM45 102H47V103H45ZM57 102V103H56ZM77 102H78V104H77ZM166 104H165V103ZM210 102H212V103H210ZM226 102V103H225ZM239 102V103H238ZM52 103H54V105L52 104ZM64 103V104H63ZM73 103V104H72ZM90 103H93V104H95V105H92V104H90ZM117 103V104H116ZM130 103V104H129ZM159 103L161 104V105H159ZM177 103H180V105H181V103L183 104L182 105V107L183 106H187V107H189L190 105H191V107H189L188 109H186L185 110V108H187V107H184V109L182 110V108H178V106H179V104H177ZM193 103H198L197 104V106L200 104L201 105V108H204V109H199V106L197 107H194L195 105L193 104ZM66 104V105H65ZM90 104V105H89ZM113 104L115 105V106H113ZM120 104V105H119ZM127 104V105H126ZM151 105V107L152 106H154L152 109H151V107H150V105ZM156 104L157 105H159V107L157 106L156 107V109H155V106H156ZM165 104V105H164ZM218 104V105H217ZM221 104V105H220ZM225 104V105H224ZM231 106H229V105ZM234 106V108H233V106ZM50 105H52V107L53 108H50L49 106ZM168 105H173L172 106V108H174V109H172V108H170V106H168ZM206 105V106H205ZM228 105V106H227ZM63 106H65V107H63ZM69 107V111H68V107ZM126 106V107H125ZM165 106V107H164ZM177 107V109H176V107ZM218 106H220V107H218ZM222 106V107H221ZM225 108H224V107ZM18 107H20V108H18ZM28 107H30L32 110H30V109H28ZM43 107H44V109H43ZM48 107L50 108V110H52V111H48L47 109H48ZM163 107V108H162ZM167 107L168 108H170V109H172L173 111H177V112H173L172 110L171 111H167L166 109H167ZM179 107H181V106H179ZM205 107H207V110L205 109ZM215 108L214 110H212L213 108ZM27 108V109H26ZM63 108V109H62ZM66 109V112L64 111L65 109ZM110 108H112V109H110ZM115 108H117L116 110H114ZM149 108H150V110H149ZM193 108H195V109H193ZM224 110H226V111H228V112H226V111H224ZM237 108V109H236ZM238 108H240V109H238ZM39 109V110H38ZM73 109V110H72ZM96 109L98 110V111H96ZM131 109V110H130ZM147 109V110H146ZM157 110V112L155 111V110ZM161 109V110H160ZM170 109H168V110H170ZM182 110L183 112H179L178 113V111L179 110ZM199 109V110H198ZM222 109V111H220ZM227 109H229V110H227ZM230 109H232V110H230ZM233 109H234V111H235V109L237 110V114H239L237 117H236V111L234 112L233 111ZM29 111V112H27V111ZM58 110H61V111H58ZM129 110V111H128ZM159 110V111H158ZM164 110V111H163ZM180 110V111H181ZM191 110H193V111H191ZM195 110V111H194ZM204 111V112H200V111ZM206 110V111H205ZM46 111L47 112H49V113H46ZM53 111H54V113H53ZM63 111V112H62ZM93 111V110H92ZM125 111L127 112H132V113H134V115L133 114H131V113H125ZM147 111V112H146ZM148 111H150V112H148ZM161 111H163V112H161ZM167 111V112H166ZM191 111V113H189ZM212 111V112H211ZM231 111H233L232 113H231ZM244 111H245V113H244ZM42 112H44V115H42L43 113ZM57 112H58V115L59 116H57L56 114H57ZM60 112V113H59ZM63 113V115L62 116H60L62 113ZM65 112V113H64ZM113 112H114V114H113ZM153 112H155V113H159V112H161L162 114H164V115H162L161 114V116H160V113L159 114H152ZM171 112V113H170ZM196 112H198V114H196ZM215 112H217V113H215ZM50 113H51V115H50ZM52 113L54 114V115H56L55 117H53L54 115H52ZM166 113H168V115L166 114ZM175 113V114H174ZM189 113V114H188ZM193 113V116H190V114H192ZM199 113H204V115L207 117V115L208 116H212V117H210V118H212L213 119V121H210V119L207 117V120H209L210 122H212L211 124L209 123V121H208V125H204L206 122H207V120H206V122L204 123L203 122V120L201 121V123H199V120L197 119L198 117H200V114ZM211 113V114H210ZM242 113H244L245 115H247L246 117H244L245 115L244 114H242ZM255 115H254V114ZM47 114H49V115H47ZM65 114H67V115H65ZM73 114V115H72ZM101 114V115H100ZM131 114V115H130ZM181 114H182V116L184 117V119H181L182 118V116H181ZM230 114H235V116L234 117H232L233 115H231L230 116ZM241 114H242V117H240L241 116ZM1 115H2V113H1ZM0 115V128H1V133H2V128H4V129H8L9 127H8V125L7 124H5L6 122H4V120H2L3 118H2V116ZM4 115V114H3ZM133 115V116H132ZM169 115H172V116H170L169 117ZM179 117H178V116ZM185 115L187 116H189V118L190 119H187V117H185ZM197 117V118H194L195 116ZM197 115H199V116H197ZM203 114H201V116H202V118L203 119H205V116H204ZM227 115H229V116H226ZM249 115H251V116H249ZM30 116V115H29ZM65 116H69V118L68 117H65ZM79 116V115H78ZM103 116V117H102ZM158 116V117H157ZM175 116H176V118H175ZM204 116V117H203ZM22 117V118H21ZM40 117V118H39ZM43 117V118H42ZM65 117V118H64ZM72 117H74V119H72ZM160 117H162V119L160 118ZM163 117H165V118H168V119H172V117L174 118V120H176L177 122H176V124L174 123L173 124V127L176 129H174L173 127H171L172 126V124H171V122L169 123V121H168V123L170 124V126H169V124L168 123H166V122H161L163 119L164 120H166L165 118H163ZM228 117H232V118H230L231 119V122H230V124H232V127L230 126V124H228L229 122L227 121L229 118ZM237 119H236V118ZM259 119H258V118ZM49 118L51 119L52 118V120H50V122L51 123H49V122H46L45 123V121L47 120H49ZM62 118H64V119H62ZM144 118V119H143ZM180 119V121L184 124H186L185 126H182V124H181V122L179 121V119ZM187 119V122H185L186 121V119ZM226 118H228V119H226ZM241 118L243 119L242 121L245 123L246 121H244V119H246L247 120V122L246 123H248V126H247V124L245 125L242 121H240L241 120ZM248 118V119H247ZM249 118H251V120L249 121ZM54 119H56V120H54ZM62 119V120H61ZM68 119H70V120H68ZM72 119V120H71ZM135 121H134V120ZM167 119V120H168ZM192 119H196L195 120V122L196 121H198V123L196 122V123H194L193 124V122H194V120H192ZM199 119H201V117L199 118ZM233 119V120H232ZM240 119V120H239ZM256 119H257V123H256ZM2 120V121H1ZM37 120L39 121V122H37ZM57 120H58V122L59 123H62L63 122V124L64 125H66L65 126V128L63 129H59V130H65L66 128L67 129H71V127H72V129H71V131H69V132H71V133H69L67 130L64 132L63 131V133H62V131H60L59 133L61 134L62 133V135H68V134H76V135H74V136H77L75 139H77V138H79L77 141H70L69 139H70V137L71 138H73L74 136H70V135H68L69 136V138H65V137H68V136H65L64 137V139H63V137L57 132V128L60 126V125H62V127H64V125L63 124H58V126H57V124H56V122H57ZM66 120H68V121H66ZM79 120L81 121L80 123H79ZM111 120V121H110ZM116 120H121V121H116ZM124 120V121H123ZM127 120V121H126ZM134 121V122H131L130 123V121ZM136 120H137V122H136ZM166 120V121H167ZM215 120V121H214ZM223 120H225V121H222ZM240 121V123L242 122L243 124H238L239 123V121ZM39 124V125H41L42 127H40L36 122ZM42 121L45 123H42ZM61 121V122H60ZM72 121V122H71ZM76 121V122H75ZM106 121H108V122H106ZM122 121H123V123H122ZM125 121H126V123H125ZM129 121V122H128ZM161 122V124H160V122ZM193 121V122H192ZM221 121V122H220ZM228 123H227V122ZM254 121H255V123H254ZM69 122V123H68ZM110 122V123H109ZM111 122H113V123H111ZM114 122H116L115 124H114ZM178 122H180V124H178ZM191 123V124H188V123ZM214 122V123H213ZM225 122V123H224ZM237 122V123H236ZM251 122L253 123L252 125H254V127L253 126H249L250 124H251ZM1 123H2V125H1ZM5 125H4V124ZM68 123V124H67ZM73 124L72 126H71V124ZM76 123H79V124H75ZM84 123V122H83ZM82 123V124H83ZM107 123H109V124H113V126L115 127H111V125H110V127H108L109 125L107 124ZM125 123V124H124ZM132 123H134V124H137L136 125V127H135V125L134 124H132ZM146 123V124H145ZM147 123H148V125H147ZM149 123H151V124H149ZM155 123V125H152V124H154ZM160 124V127L158 128V124ZM222 123L224 124V126H222ZM25 124V125H24ZM23 125H21L20 127H22V126H26V123H24ZM44 124V125H43ZM124 124V125H123ZM142 127H140L139 125ZM165 124H167V125H165ZM192 124H193V126H192ZM200 124H202V126H199ZM207 124V123H206ZM228 124V125H227ZM235 124V129H234V125ZM34 125H35V127H34ZM75 125V126H74ZM81 125V124H80ZM79 125V126H80ZM106 125V126H105ZM108 125V126H107ZM117 125V126H116ZM130 125H132V126H134V128L132 127V126H130ZM146 125H147V129H145V127H146ZM157 125V126H156ZM175 125H177V127H175ZM181 126V128H180V126ZM187 125H188V128H190L189 126H191V127H193L194 128V131L190 128V129H186L187 128ZM214 125H217V127H215ZM227 125V126H226ZM237 125H239V126H237ZM242 125L244 126L243 128H242ZM5 126H7L6 128H5ZM27 126H29V123L27 122ZM69 126H71V127H69ZM74 126V127H73ZM77 126V128H76V130H73V129H75V127ZM128 128H127V127ZM138 126V127H137ZM151 126L153 127L154 126V128L155 127H157V131L160 129V128H162V130L160 129L159 131H158V133H157V131L154 129V128H151ZM163 126H165L164 127V129H166V130H164L163 129ZM168 126V127H167ZM194 126H196V127H194ZM200 127V129H199V127ZM203 126H205V127H203ZM219 126V127H218ZM226 126V127H225ZM229 126V127H228ZM236 126L238 127V128H241L240 130L238 129V128H236ZM18 127V126H17ZM39 127H40V129H39ZM44 127V128H43ZM69 127V128H68ZM104 127H105V129H104ZM117 127H118V129L119 128H121V130L119 129H117ZM131 127H132V129H131ZM150 127V128H149ZM169 127H171L172 129L170 130V131H172V132H170L169 131ZM214 127V128H213ZM223 127V128H222ZM36 128H38L37 130V132H36ZM47 128V129H46ZM61 128V127H60ZM109 128V129H108ZM111 128V129H110ZM135 128H136V130H135ZM151 129V130H149V129ZM203 128V129H202ZM205 128H207V130L205 129ZM210 128H212V131H211V129ZM215 128H217V129H215ZM220 128V129H219ZM222 128V129H221ZM230 128V129H229ZM256 128H257V130H256ZM3 129V130H4ZM69 129V130H70ZM80 129V128H79ZM102 129H104V130H107V134L109 133L108 131H111L112 133H114L115 135H113V136H115L114 138H113V136H111V135H109L108 134V136H106L107 134L106 133H104L105 131L104 130H102ZM152 129H154L153 131H152ZM180 131H184L185 129L187 130V132L189 133V134H191L190 136H189V134H187L189 137H191L190 139L191 140H197V138H201L200 139V141H205V139L208 141H206V145L204 146V148L202 147L201 148V146H200V141L197 143V141L196 142H194V141H192L191 142V145L189 144L190 143V141L191 140H189V137L188 136H186L185 135V133H186V131H184L183 133L182 132H180L179 133V130ZM218 129L220 130V132L218 131ZM242 129H244V130H242ZM245 129H247V130H245ZM249 129V130H248ZM251 129H253V130H255V132L252 130L251 131ZM259 129H262V130H259ZM102 132H101V131ZM128 130V131H127ZM131 130V131H130ZM133 130L134 131H136V132H133ZM147 132H146V131ZM173 130H175V132L178 130V134H182V135H184V136H178V134H176ZM188 130H192V132H189ZM196 130V131H195ZM198 130V131H197ZM206 130V131H205ZM219 132V136H220V134H221V139H225V140H223L224 142L225 141H227V140H229L230 141V139H229V137H236V139H234V141H232L231 140V144L232 143H235V144H233L232 146H231V144H227L226 145V151H225V154H224V156L221 158V160L222 159H224V161L225 160H229V161H231V163L234 161L235 162V160H240V161H242V163L243 164H241V162L239 161H236L235 162V164H234V162L231 164V165H233V166H228V165H226L225 163L224 164H222V166L221 165H218V166H216L214 163L215 162H213V161H216V160H218L217 162H222L216 155H215V158H214V156H213V159H215V160H213V159H211V157H212V154L210 155V157H209V154H206L205 152H210L211 153V150H210V148H207V147H210V145L208 146L207 144H209L210 143V141L209 140H211V139H209L208 137H209V135H211L210 137H213V135H214V137H215V139H216V136H218V135H216V134H218V132ZM222 130H226L225 132L224 131H222ZM230 130V131H229ZM231 130H238V132H233V131H231ZM9 132V130H4L3 131V134H1L0 133V137H5V136H1V135H6V133H7V136L9 135L8 134V132ZM43 131H45V132H47V134L45 133V132H43ZM51 131V132H50ZM122 131V132H121ZM138 131V132H137ZM146 133H145V132ZM152 131V132H151ZM166 131H168V132H166ZM203 131H205V133H201V132H203ZM209 131H211V132H209ZM249 131V132H248ZM261 131H262V133H261ZM40 132V133H39ZM67 132H68V134H67ZM97 132V133H98ZM164 132H166V133H164ZM193 132H195V133H193ZM217 132V133H216ZM232 132V133H231ZM43 133L44 134H46V138H44L43 137V139H42V137H40V135L41 136H43ZM48 133H49V136L50 135H54L55 134V136H57V139L59 138V140H57V142L58 141H60V142H62L61 140L63 139V141L64 142H62V143H64V145H61L62 143H56V137L54 136V139L55 140H53V137L51 136V137H49L48 136ZM56 133H58V134H56ZM154 133H156V134H154ZM159 133H160V135H159ZM162 133V134H161ZM173 133V134H172ZM209 133V134H208ZM223 133V134H222ZM232 134L233 136H230V135H228V134ZM244 133V134H243ZM256 133V134H255ZM106 134V135H105ZM138 134V135H137ZM167 134V136H165ZM195 134H197V135H195ZM203 134V135H202ZM206 134L208 135V136H206ZM225 134V136H223ZM227 134V135H226ZM236 134V135H235ZM31 135H32V133H31ZM58 135H60V137L58 136ZM145 135V136H144ZM176 135V136H175ZM203 137H202V136ZM216 135V136H215ZM240 135V136H239ZM243 135H247V137H249V135H250V137L252 138H246L247 140H245V136L243 137ZM253 135V136H252ZM255 135V136H254ZM256 135H258V136H256ZM6 136V137H7ZM112 138H111V137ZM141 136V137H140ZM173 136V138H171V137ZM186 136V137H185ZM197 136H199V137H197ZM204 136L206 137L205 139H203L204 138ZM163 137H165V138H163ZM177 137H179L178 139H180V137H185L183 140H185L184 142H182L183 140H178L177 139ZM187 137H188V139H187ZM195 139H194V138ZM213 137V138H214ZM226 137V138H225ZM237 137H240L239 139L237 138ZM242 137V138H241ZM256 137H262V138H260L259 140L256 138ZM60 138H62L61 140H60ZM111 138V139H110ZM140 138V139H139ZM163 138V139H162ZM170 138H171V140H170ZM193 138V139H192ZM218 138V137H217ZM244 138V139H243ZM255 138V139H254ZM102 139V138H101ZM131 139H132V141H131ZM238 139V140H237ZM15 140H16V138H15ZM68 140V142L66 143V141ZM103 140L101 141V140H99V142H98V140L97 141H95V142H98V143H100V142H103ZM178 140V141H177ZM186 140H189V142H187L186 143ZM250 140V141H249ZM257 140V141H256ZM29 141V142H28ZM109 141H112L111 143L109 142ZM136 141V142H135ZM174 141H176V142H174ZM212 142L214 141V139H212L211 140ZM239 141V142H238ZM246 141V142H245ZM32 144H31V143ZM48 144H47V143ZM50 142V143H49ZM70 142L72 143L71 145H72V147H74V149L72 148V147H70ZM84 142V141H83ZM125 142V144H123ZM139 142H140V144H141V146L139 145ZM145 142V143H144ZM197 143V144H194V143ZM238 142V143H237ZM243 142H245V143H243ZM1 143H3V141L1 142ZM25 145H24V144ZM28 143V144H27ZM30 143V144H29ZM51 143H53V144H51ZM132 143H134V146H133V144ZM138 143V144H137ZM150 143H151V145H150ZM177 143V144H176ZM181 143H183V144H181ZM185 143V144H184ZM192 143H193V145H192ZM240 143V144H239ZM23 144V145H22ZM33 145L31 148H29V146H27V145ZM45 144H47V145H45ZM50 144V145H49ZM58 144V145H57ZM60 144V145H59ZM109 144H111V145H109ZM148 146H147V145ZM212 144V143H211ZM1 145V144H0ZM75 145V146H74ZM132 145V146H131ZM153 145V146H152ZM174 145H176V146H174ZM180 145L182 146V147H184L183 149L180 147ZM184 145V146H183ZM190 145V146H189ZM195 145V146H194ZM198 145V147H196ZM229 145V146H228ZM260 145V146H259ZM26 146L28 147V149H31V150H28L27 148H26ZM45 146L48 148V151H44V150H46V148H45ZM113 146V147H112ZM138 146H140V147H138ZM146 146V147H145ZM149 146H151V147H149ZM170 146V147H169ZM172 146H174V148H177L176 150H174V152H175V154H178L179 152L178 151H181V153L183 154V155H185V156H181L180 158H179V156L181 155H174V154H172L171 152H170V148H173ZM207 146V147H206ZM259 146V147H258ZM51 147V148H50ZM69 148L68 150L69 151H71V152H69L68 150H67V152L68 153H71V155H69L65 150H66V148ZM109 147H111V148H109ZM131 147V148H130ZM145 147V148H144ZM156 147H157V149H156ZM188 149V152H186L187 151V149ZM196 147V149H194L193 151H192V149L193 148H195ZM227 147H228V149H227ZM258 147V149H260L261 148V150L262 151H258L257 153H258V155L259 156H257V153H256V155L254 156V154H255V152L254 151H257V150H254V149H256ZM43 148V149H42ZM50 148V149H49ZM52 148L55 150H52ZM112 148H117L116 150H115V155H114V153H113V155L111 154L110 155V152L112 153V152H114L113 151V149ZM131 149V152L128 150V149ZM132 148L133 149H135V152H132V151H134V150H132ZM140 148V149H139ZM143 148V149H142ZM169 148V149H168ZM179 148H180V150H179ZM198 148V149H197ZM20 149H22L21 151H20ZM34 149V150H33ZM39 149V150H38ZM59 149H60V151L62 152H60V154H59ZM72 149V150H71ZM79 149V148H78ZM109 149V150H108ZM111 149V150H110ZM155 149V150H154ZM169 151H168V150ZM191 149V150H190ZM27 150V151H26ZM42 150L44 151V152H42ZM49 150H50V152H49ZM54 151L55 152V154H53L54 152H52V151ZM118 150V151H117ZM154 150V152H152ZM192 151V152H190V151ZM196 150H198L197 152H196ZM203 150V151H202ZM208 150V151H207ZM210 150V151H209ZM254 150V151H253ZM34 151V152H33ZM120 151V153H119V155H117L118 154V152ZM127 151V152H126ZM150 151V152H149ZM158 151H160V152H158ZM177 151V152H176ZM184 151V152H183ZM205 151V152H204ZM31 152H32V154H31ZM36 152H37V156L35 157V154H36ZM38 152H40V153H38ZM58 152V153H57ZM66 152V153H65ZM107 152H109V154H106ZM137 152H139V153H137ZM141 152V153H140ZM144 152H146V153H144ZM152 152V153H151ZM158 152V153H157ZM162 152V153H161ZM167 152V153H166ZM170 152V153H169ZM196 152V153H195ZM203 152V153H202ZM241 152V153H240ZM254 152V153H253ZM45 153V154H44ZM49 153H50V155H49ZM63 153H65V154H67L68 156H70V158H71V160H69V167L70 166H72V167H74V168H72V172L74 173V171H76L75 173H76V181L77 182H80L81 183V185L80 186H78L79 188H80V190L77 188H75V187H77V186H75L74 188H75V191H74V188H71L70 189V187H69V184L68 183H65V182H62V184L60 185L62 188H60V190L61 191H63V190H67V191H69V196H68V200H65V201H63V199H62V201L60 200V197H59V192H58V194H57V192H54L53 194L52 193H50L49 192V190L51 191V188H49L48 190H46L45 192L46 193H48V195L50 196V199H52L53 197H55L56 195L58 196V197H56L55 199L53 198L52 200H53V202L52 203H50V204H52V206L50 205V204H44L42 201H41V199H42V197H41V195L39 194V196H37L38 195V192L39 193H41L40 191H41V189L39 190V187H43V186H40L41 184H42V181H43V174H42V172H43V170L45 169V164L42 162V160L44 159V158H46L48 155L51 157V155L53 156V159H55V158H57V159H55V160H59V158H62L63 156H64V158H66L65 157V154H63ZM103 153H105V154H103ZM117 153V154H116ZM121 153H124V154H122V155H124L125 156V154H127L125 157H126V160H123L125 157L124 156H122V158H121ZM136 154V156H137V158L135 157V155L134 156H131L130 154ZM154 153V154H153ZM156 153H157V155H156ZM165 153V154H164ZM188 153H195L194 155L196 156V157H192L193 156V154H191L190 156L188 155ZM242 153H243V155H242ZM253 153V154H252ZM262 153V154H261ZM43 154V155H42ZM72 154H73V156H72ZM132 154V155H133ZM143 154V155H142ZM151 154V155H150ZM164 156H163V155ZM170 154V155H169ZM197 154V155H196ZM202 154V155H201ZM205 155V157H199V156H204ZM246 154H249L248 156L246 155ZM33 155V156H32ZM102 155V156H101ZM147 155V156H146ZM151 156L150 158H148V156ZM153 155V156H152ZM168 155V156H167ZM172 155H174V159L175 160H177L178 158H179V160L181 161V158L183 159V160H186V162H184L183 161V163H182V161H181V163L182 164H185L184 165V170H185V167H186V169H188V171H189V175H190V177L188 176L187 178H185V179H182V180H180V179H178L179 178V175H177L179 172H177L176 170H173V169H171L170 170V168L168 169V168H165V166H163V163L164 164H166V163H168V160H169V157L170 156H172ZM199 155V156H198ZM21 158H20V157ZM25 156V157H24ZM27 156V157H26ZM29 156V157H28ZM43 156H45V157H43ZM54 156H55V158H54ZM61 156V157H60ZM106 156V157H105ZM166 156V157H165ZM207 156V157H206ZM238 156V157H237ZM246 156V157H245ZM5 157V158H4ZM33 157V158H32ZM42 157V158H41ZM118 157H120L119 159H118ZM127 157H129V159L127 158ZM133 157V159H131V158ZM154 157V158H153ZM162 158L161 160H160V158ZM173 157V156H172ZM175 157H178L177 159L175 158ZM188 157V158H187ZM194 159V162L197 160V159H199V160H197L199 163L198 164H204L207 168H205V170H204V167L205 166H203V167H199V166H201V165H196V164H193V168L192 167H188L189 165L191 166L192 165V163H194L193 162V159ZM237 157V158H236ZM244 157V158H243ZM247 157H250V159L249 160H251V159H254V161H255V159H256V161L255 162H251V161H247V160H245V161H243L244 159H246ZM259 157V158H258ZM22 158H25V159H22ZM26 158H28V159H26ZM40 158V159H39ZM70 158H67V160L68 159H70ZM185 158H187V159H185ZM192 160H191V159ZM200 158H208V159H206V161H204L205 159H200ZM210 158V159H209ZM229 158V159H228ZM235 158V159H234ZM241 158H243V159H241ZM262 160H261V159ZM21 159V160H20ZM33 159V160H32ZM52 159V162L53 161H55V160H53ZM108 159V160H107ZM113 159H115V161H117V163L113 160ZM121 159V161H119ZM136 159H137V161H136ZM150 159H152V160H150ZM155 161H154V160ZM158 159H159V161H158ZM165 159V160H164ZM168 159V160H167ZM170 159L172 160V158L170 157ZM173 159V160H174ZM189 159V160H188ZM196 159V160H195ZM248 159V158H247ZM49 160H51V159H49ZM86 162H85V161ZM88 159H82V164L84 165H89L90 166V162H91V160L89 161H87ZM158 162H157V161ZM163 160H164V162H163ZM167 160V161H166ZM188 160V161H187ZM190 160H191V162H190ZM207 160H209V161H207ZM213 160V161H212ZM114 161V162H113ZM129 161H131V162H129ZM132 161H135V162H133L132 163ZM151 161H154L153 163H150ZM253 161V160H252ZM258 161H259V163H258ZM261 161H263V162H261ZM8 162V163H7ZM110 162H111V164H110ZM129 162V165L128 164H126L125 165V163H128ZM146 162V163H145ZM163 162V163H162ZM191 163V164H189V163ZM209 164V163H212V164H210V165H208L207 163ZM244 162L246 163V164H244ZM10 163V164H9ZM18 163H20L19 164V166H18ZM28 163H30V164H28ZM44 165H43V164ZM87 163V164H86ZM93 163V161L91 162V164ZM112 163H113V165H112ZM115 163V164H114ZM132 163V164H131ZM148 163V164H147ZM158 163H160V164H158ZM237 163V164H236ZM241 164L240 166H239V164ZM247 163H248V165H247ZM7 164V165H6ZM38 164V165H37ZM130 164L132 165V166H130ZM158 164V166L160 165V166H163V168H161L160 166L159 167H154V166H156ZM187 164H189V165H187ZM20 165H21V167H20ZM33 165V166H32ZM35 165V166H34ZM93 165H94V163H93ZM93 165H91V166H93ZM114 165H117V166H114ZM120 165V166H119ZM125 166V168H123L124 166ZM167 165V164H166ZM196 165V166H195ZM224 165V166H223ZM235 165H237L236 167H239V168H242V167H246V166H250V167H246V169H248V170H246L245 171V167L243 168L244 170H240V172L241 173H243L244 171L247 173V174H245V172H244V174H245V176L243 177L242 175H241V173H239V172H237L236 170H232V169H234L235 168ZM113 166V167H112ZM119 166V167H118ZM152 168H151V167ZM195 166V167H194ZM197 166L199 167V170H196L197 169ZM225 166H227L228 168H226ZM33 167V168H32ZM221 167H223L222 169H226L225 171H226V173L228 174L229 172V170L231 171V173H234V174H231V173H229L228 175L225 173V175H227L228 177L230 176V174H231V178L234 180V179H236V180H234V182L232 181L231 182V178L228 180L227 179V177H224L223 179H218L217 177L220 175V177H223V176H225L224 175V173H222V176H221V173L218 171V169L219 170H221L220 168ZM225 167V168H224ZM234 167V168H233ZM254 167H256V168H254ZM21 168V169H20ZM37 168H39V169H37ZM150 168V169H149ZM165 168V169H164ZM192 170H194V171H192ZM202 168V170L204 171V172H200V169ZM217 168V169H216ZM252 168H254V169H258V170H260V171H258V170H254V169H252ZM30 169V170H29ZM34 169V170H33ZM37 169V170H36ZM70 170H71V167L69 168ZM75 169V170H74ZM80 170L79 172L80 173H82V174H80L79 172H77V170ZM127 170V172H125L124 170ZM152 169V170H151ZM162 169V170H161ZM216 169V170H215ZM236 169V168H235ZM238 169V168H237ZM130 170H132V171H130ZM144 170H146V171H144ZM147 170H149V171H147ZM166 170V171H165ZM190 170L192 171V172H190ZM195 170H196V172H195ZM213 170V171H212ZM224 170H221V171H224ZM29 171V172H28ZM95 171V170H94ZM123 171H124V173H123ZM161 171V172H160ZM173 171V172H172ZM175 171V172H174ZM208 171V172H207ZM210 171L211 172H213L214 174L216 173V171L218 172V173H216L215 175L217 176V177H214V174L213 173H210ZM239 171V170H238ZM249 171V172H248ZM255 171V172H254ZM262 171V172H261ZM32 172V173H31ZM38 173L39 174V176H40V174H41V178H39L38 177V174H35V173ZM41 172V173H40ZM133 172V173H132ZM162 173L161 175L159 174V173ZM165 172V173H164ZM167 172H169V173H167ZM172 172V174H170ZM195 174H194V173ZM201 174H204V176L201 174H199V173ZM236 172V173H235ZM253 172V173H252ZM256 172H257V174H256ZM30 173V174H29ZM74 173V174H75ZM129 173H131V174H129ZM167 173V176L165 175ZM196 173H197V176H198V178L200 179L201 177L203 178V177H206L207 175H209V176H207L206 177V179H208V180H210V178H214V179H211L210 181H212V184L213 185H215V186H213V187H215V188H213V189H215V190H219V192H221L220 190H221V188H222V192H221V194L218 192V190H217V192H215V193H217V194H215L214 193V190H211L210 192H209V195H211V196H209L208 195V197H207V195H205L206 196V198H211V199H208V200H206V199H203V198H205L204 196H202L201 194V196L199 195L198 197L199 198H197L199 201H198V203L199 204H196L197 202H196V197L194 196V195H198L199 193H200V189H202V188H204L205 187V185L207 186V184L206 183H208L209 182V184L211 185V182L210 181H207V180H205V184L204 185H202L203 184V182L200 184V185H202V186H200L199 188V190H193L192 189V187H193V184H194V182L193 181H195L196 182V180L198 181L199 179L198 178H196L197 176H195V178L194 179H192V176H194V175H196ZM206 173V174H205ZM238 173L240 174L239 176H237L238 175ZM261 173H263V174H261ZM77 174H79V175H77ZM83 174H85V175H83ZM126 174H127V176H126ZM130 176H129V175ZM154 174V175H153ZM159 174V175H158ZM180 174V173H179ZM191 174H193V175H191ZM236 174V175H235ZM248 174H250L249 176H248ZM254 174V175H253ZM28 175H31L32 177H30V176H28ZM81 175V176H80ZM116 175V176H115ZM132 175V176H131ZM135 175H136V177H137V179H135L136 177H135ZM233 175V176H232ZM237 176L236 178H235V176ZM35 176H37V177H35ZM79 176V177H78ZM113 176H115V177H113ZM154 176V177H153ZM158 176H159V178L160 179H158ZM163 176H166L167 178H165V177H163ZM170 176H171V178L173 179H171L170 178ZM176 178H175V177ZM212 176V177H211ZM242 177V180L241 179H239V177ZM255 176V177H254ZM260 176V177H259ZM4 177V178H3ZM37 179V180H35V178ZM114 179H113V178ZM155 177H157V178H155ZM208 177H210V178H208ZM261 178L262 179V181L259 179V178ZM3 178V179H2ZM30 178V179H29ZM33 178V179H32ZM112 178V179H111ZM129 178H132V179H129ZM190 178V179H189ZM201 178V179H202ZM39 179H41V180H39ZM129 179V181L128 182H126V186H125V181H127ZM135 179V180H134ZM163 179H164V181H163ZM166 179V180H165ZM196 179V180H195ZM217 179V180H216ZM241 180L240 182H239V180ZM244 179H245V181H244ZM90 182H89V181ZM116 180V181H115ZM143 180H144V182H143ZM190 180L192 181L191 183H189L188 184V181L190 182ZM220 180V181H219ZM222 180H224L225 182H223ZM83 181V182H82ZM91 181H93V186H90V184L92 183ZM138 181H142L141 183H139V184H137L136 186H138V187H140L141 189L139 190L140 192H138V187H135V186H131V185H133L135 182H137L138 183ZM161 184V185H159V183ZM237 181V182H236ZM243 181V182H242ZM250 181H251V183H253L252 185H254V184H256V181H257V183H258V181H261L260 182V184L258 183V185L259 186H257L256 187V185H254L255 187V189H253V190H251V183H250ZM254 181H255V183H254ZM30 182V183H29ZM41 182V183H40ZM87 182H89V183H87ZM96 184H95V183ZM132 182H133V184H132ZM162 182V183H161ZM222 183V187H220V183ZM230 182H231V184H233V185H228V184H230ZM247 182H248V184H247ZM18 183L19 184H21L22 186H19V188H18ZM40 183V184H39ZM188 184V185H184V184ZM225 183V184H224ZM240 183V184H239ZM36 184V185H35ZM38 184V185H37ZM64 184H66V185H64ZM122 184H123V186H122ZM130 184V185H129ZM144 184V185H143ZM225 185V188H228L229 189V193L227 194V196H226V200H224V198H223V195L225 194V190L226 189H224V191H223V186ZM237 184H238V187H237V190H233L232 192H231V187L232 186H237ZM17 186V189L18 190H21L22 188H23V185L25 186L20 192L21 193H19V194H17L16 196L14 195V193L16 194V193H18V191H17V189L15 190V187ZM68 185V186H67ZM85 185V186H84ZM87 185H88V187L89 188H91V189H88V187H87ZM92 185V184H91ZM140 185H142V186H140ZM159 185V186H158ZM167 186L166 187V189H167V191L164 189L165 188V186ZM191 185H192V187H191ZM219 185V187L220 188H218L217 186ZM227 185V186H226ZM251 185V186H250ZM34 186V187H33ZM37 187V189L39 190H37L36 189V187ZM157 186V187H156ZM163 186V187H162ZM204 186V187H203ZM250 186V187H249ZM33 187V188H32ZM64 187H65V189H64ZM87 188V189H85V188ZM93 187V188H92ZM125 187V188H124ZM162 187V188H161ZM169 187V188H168ZM202 187V188H201ZM217 187V188H216ZM230 187V188H229ZM30 188V189H29ZM69 190H68V189ZM96 190H95V189ZM130 188V189H129ZM144 188H146V189H144ZM160 188V189H159ZM173 188H174V190H173ZM175 188H177V189H175ZM253 188V187H252ZM264 188V187H263ZM81 189H82V191H81ZM84 189V190H83ZM124 189V190H123ZM227 189V190H228ZM246 189H247V191H246ZM11 190V191H10ZM31 192H30V191ZM36 190V191H35ZM43 190V189H42ZM72 190V191H71ZM78 190V193H76V191ZM131 190L133 191V192H131ZM134 190H135V193H134ZM144 190L146 191V192H144ZM165 190V191H164ZM171 190V191H170ZM9 191L11 192V193H9ZM48 191V192H47ZM73 191H74V193H73ZM80 191V192H79ZM85 191L86 192H89V193H91V195L90 194H87V193H85ZM100 193H99V192ZM130 191V192H129ZM141 191H143L144 193L142 194V192ZM170 191V192H169ZM179 191H181L180 193H179ZM189 191H191V193L189 192ZM198 191V192H197ZM9 194H8V193ZM22 192H23V195H22ZM27 192H30V194L32 193V192H34V195L36 194V192H37V194L35 195V196H37V198L32 194V196L33 197H31L30 195H28V193ZM70 192H71V194L73 193L74 195H77V197L79 198V195L78 194H80V198L81 199H84V198H87L86 196L88 195V196H90V197H93V198H91V199H88V201H87V199H84L85 200V202L84 203H86V201H87V203H86V206H85V204L83 205V200H81V202L79 201L80 200V198L79 199H77L76 200V196H74L73 194L71 195L70 194ZM103 193V195H101L102 193ZM166 192H167V194H168V192L169 193H171V194H168V197H170L169 195H171L172 196V199L171 198H167L166 196ZM224 192V193H223ZM258 192V193H257ZM83 193H85V196H84V194ZM98 193V194H97ZM110 193H113V192H110ZM156 193L159 195V196H157L156 195ZM160 193H162V194H160ZM165 193V194H164ZM175 193H176V195H175ZM196 193V194H195ZM223 193V194H222ZM227 193V192H226ZM234 194V195H232V194ZM252 193L250 194V195H252ZM262 193V194H261ZM26 194V195H25ZM42 194V193H41ZM51 194V195H50ZM83 194V195H82ZM92 194H95V195H92ZM133 194H135L134 196H133ZM152 194H154V196L152 195ZM173 194H174V196L175 197H173ZM180 194H182V196L180 195ZM185 194V195H184ZM214 194H215V196H214ZM220 194V195H219ZM254 194V193H253ZM12 195H13V197H12ZM19 195V196H18ZM30 196L31 197V199L32 200H29L27 197H25V199L27 198V200H25V201H21V200H24V197H22V196ZM54 195V196H53ZM98 195V196H97ZM100 195V196H99ZM140 195V196H139ZM156 195V196H155ZM163 195V196H162ZM164 195H165V197H164ZM218 195V196H217ZM221 195H222V198H221ZM249 195V196H250ZM258 195V196H257ZM261 195V196H260ZM53 196V197H52ZM71 196H72V198H71ZM75 198H74V197ZM99 199V198H101V196H102V199H104V201L102 202L101 200H96L95 198L96 197ZM139 197V200L140 201H138V197ZM161 196V197H160ZM179 196H180V198H179ZM185 196H186V198L189 200H187L186 198H185ZM246 196H247V198H248V200L250 201L251 199L253 200V198H251L252 196H250V197H248V194H246ZM89 197V198H90ZM104 197V198H103ZM133 197V198H132ZM159 197V198H158ZM177 197V198H176ZM16 199V202H15V199ZM19 198H20V201H19ZM135 198V199H134ZM184 198V199H183ZM193 198V199H192ZM218 199V201H214L215 199ZM220 198V199H219ZM251 198V199H250ZM14 199V200H13ZM18 199V200H17ZM75 199V200H74ZM116 199H118V200H116ZM164 199H165V201H164ZM174 199H176V200H174ZM181 199H183V200H181ZM201 199H203V202L201 203ZM224 200L223 202L221 201V200ZM230 199V200H229ZM58 200H60L59 201V203L58 202H55V201H58ZM72 201V202H68V201ZM74 200V201H73ZM89 200H90V202H89ZM135 200V201H134ZM168 200V201H167ZM169 200H171V203L169 202ZM174 200V201H173ZM179 200H181L180 202H181V204H180V202H176V201H179ZM187 200V203L185 202ZM211 200L213 201V202H211ZM228 200V202L229 203H226V201ZM251 200V201H252ZM264 200V199H263ZM76 201V202H75ZM99 201V202H98ZM127 201V202H126ZM132 201V202H131ZM138 203H137V202ZM183 201L185 202V204H189V205H186L185 206V204L183 205L182 203H183ZM191 201V202H190ZM220 201V202H219ZM28 202H29V206H27V204H28ZM36 202H38V203H36ZM57 203V204H55V203ZM93 202V203H92ZM118 202H119V204H118ZM206 202H208V204L206 203ZM210 202V203H209ZM215 202H217V204H216V206H214V204L213 203H215ZM222 202V203H221ZM41 203V204H40ZM78 203H80L79 205H78ZM92 203V204H91ZM100 203V204H99ZM136 203V204H135ZM179 204V205H177V204ZM195 203V204H194ZM206 203V204H205ZM211 203H212V205L216 208V209H221L220 211L219 210H216L214 207V209H213V213H209L208 211L210 210L209 209V205H211ZM12 204H17L16 206H12ZM44 204V205H43ZM73 204H74V206H73ZM88 204H90V205H88ZM103 204H106V206L105 205H103ZM112 206H111V205ZM124 206H123V205ZM232 204V203H231ZM34 205H36V206H34ZM38 205H41L40 207L38 206ZM47 205V207L49 206H51V209L49 208V210L51 211H49L48 209H45V208H47V207H45ZM54 205L56 206V207H58L60 210L62 209V211H60L59 209V211L56 209V207H54ZM66 205H68V206H70L71 208L73 207L74 209H75V207L76 208H78V209H80V210H82V208H85V207H87V208H85V209H89V210H91V211H88V214L90 215V217L89 216H86V217H89V219H88V222H86V223H84L83 225H86V226H79L78 227V225H77V216H75L76 214L75 213H71L72 211L71 210H69L68 211V208L69 209H71L70 207H68L67 209H65L64 207L66 206ZM77 205V206H76ZM88 205V206H87ZM93 205V206H92ZM97 206V207H95V206ZM99 205H100V207H99ZM110 205V206H109ZM116 205H118V206H116ZM137 205H139V206H137ZM221 205V208H219V206ZM226 205H228V206H230V208L229 209H227L228 207L226 206ZM9 206H11V208H9V211H7L6 213H5V211L6 210H8L7 208L9 207ZM20 206V207H19ZM45 208H44V207ZM60 206H62V207H60ZM85 206V207H84ZM89 206H90V208H89ZM104 206V207H103ZM115 206H116V209H115ZM119 206H121L122 208H129V207H132L131 209L129 208V210H130V214H129V210H128V212H127V214L124 216H118L117 218H113V217H110L111 216V213H114L113 211H116V210H119L120 209V207ZM188 206H190V207H188ZM195 206V207H194ZM202 206V207H201ZM218 206V207H217ZM12 207H14L13 209V212H11V214L9 213L10 211H12L11 209H12ZM16 207H17V209H18V211H17V209H16ZM35 207V208H34ZM42 207V208H41ZM92 207V208H91ZM94 207V208H93ZM113 208V209H110V208ZM118 207V208H117ZM176 207V208H175ZM204 207V208H203ZM21 208V209H20ZM39 208V209H38ZM41 208V209H40ZM44 208V209H43ZM52 208H54L55 209V211H54V213H53V211L52 210H54V209H52ZM96 208H97V210H96ZM106 209V211L108 210L109 211V213H107L106 211H105V209ZM109 208V209H108ZM121 208V209H122ZM188 208V209H187ZM202 208V209H201ZM211 208V207H210ZM234 208V209H233ZM236 208H238V209H236ZM15 209H16V211H15ZM34 209L35 210H39L40 212H37V211H34ZM92 209L93 210H96V211H93V212H95L94 214H93V212H92ZM124 209V210H125ZM198 209V210H197ZM229 211H227V210ZM231 209V210H230ZM20 210V211H19ZM45 210H47V211H45ZM67 210V211H66ZM98 210H103L102 212H103V214L102 213H100V212H97ZM127 210V209H126ZM235 210V211H234ZM43 211V212H42ZM133 211V212H132ZM167 211H168V213H167ZM169 211H171V212H169ZM194 211H195V213H197V214H195L194 213ZM202 211H205V212H202ZM218 211H219V213H218ZM231 211V212H230ZM63 212V213H62ZM70 213V214H68V213ZM132 212V213H131ZM144 212V213H143ZM147 212V213H146ZM177 212V213H176ZM198 212H202V215H201V213H198ZM207 212V214H205ZM212 212V211H211ZM214 212H216V214L218 213L219 215H216L215 216V214H214ZM223 212V213H222ZM8 213H9V215H8ZM97 213V214H96ZM105 213V214H104ZM165 213H167L166 215H165ZM174 213H176V215L174 214ZM209 213V214H208ZM67 214V215H66ZM74 214V215H73ZM138 214V215H137ZM147 214H148V217H146L147 216ZM198 214H200V216L198 215ZM223 214H225V215H223ZM227 214H231L232 216H230V215H227ZM66 215V216H65ZM73 215V216H72ZM92 215V216H91ZM97 215V216H96ZM140 215H142L143 216V219H142V217H141V220L143 221H141L139 218H140ZM169 215V216H168ZM172 215H174V216H172ZM205 215V216H204ZM208 215H210V217L211 218H208L209 216ZM222 215H223V217H222ZM54 216L56 217V218H54ZM168 216V217H167ZM203 217V219H202V217ZM224 216H226V217H224ZM228 216H230V217H228ZM30 217L32 218V220L30 219ZM47 217H50L49 219H47L46 220V218ZM66 217V218H65ZM71 217H72V219H74V221H76V222H73V220L71 219ZM74 217V218H73ZM75 217H76V219H75ZM114 217H115V215H114ZM159 217H166L167 219H165L164 218V220H159L160 218ZM185 217V218H184ZM199 217H201V219H199ZM221 217V218H220ZM40 218H41V223L40 224H42V221L44 220L43 218H45V220L43 221L44 222V224H45V222L47 223V224H45V226L42 224V225H40V226H42V227H40L39 225H37L38 227H39V229H36V227H34L33 226V224H35V221L33 222V220H35L36 219V221H38V219H39V221H40ZM110 218H112V219H110ZM123 218V220L121 221V219ZM136 218V219H135ZM145 218V219H144ZM180 218H182L181 220H180ZM196 218L197 219H199V220H196ZM218 218V220L216 221V219ZM223 218V219H222ZM233 218L234 219H238L239 218V214H238V216H233ZM63 219V220H62ZM103 219H104V221H103ZM106 219V220H105ZM109 219V220H108ZM117 222L118 220H120V221H118L119 223H118V225H114L115 224V222H113L114 220ZM157 219H158V221H157ZM185 219V220H184ZM211 219V220H210ZM213 219H215V220H213ZM221 219V220H220ZM226 219V220H225ZM62 220V221H61ZM71 220H72V222H71ZM113 220V221H112ZM129 220H131V222H132V220H134V221H136L135 222V224H137V225H133L132 226V228L130 227V221ZM138 220H140L139 222H140V224H139V222H138ZM170 220V222H171V220H173L171 223H167V221H169ZM225 220V221H224ZM39 221L38 222H36V224H38L39 223ZM106 221H108V222H106ZM128 221V222H127ZM133 221V222H134ZM153 221V222H152ZM155 221H157V223H155V225L157 226V228H158V224H159V226H161V227H159V229H157L156 228V226L155 225H153L154 227V229L152 228V226L151 227H148V226H150V225H152V223L154 224V222ZM160 221H161V223H160ZM166 221V222H165ZM184 221V222H183ZM196 221V222H195ZM198 221H201V222H199V224H198V226H196V225H193L194 224V222L197 224L198 223ZM206 221H208V222H206ZM213 221V222H212ZM215 221V222H214ZM219 221V223L217 224V222ZM32 222V223H31ZM102 222H104V224H108L109 222H112L113 224H111V223H109L108 225H110V226H114L113 228L115 229V231H114V229H108L107 230V228H109L110 226H108L107 224V226H102V225H104ZM106 222V223H105ZM175 222V223H174ZM190 223L189 225L192 227V228H190V226L187 224V223ZM205 222V226L204 227H202L203 226V224H201V223H204ZM210 222V223H209ZM30 223H31V226H30ZM71 223V224H70ZM75 223V224H74ZM100 223V224H99ZM127 224L126 225V227L127 228H125V225L124 224ZM162 223H164V224H162ZM179 223V224H178ZM208 223H209V226H210V228H209V226H208ZM213 223H214V225L215 224H217V225H219V227H217V228H215V226L213 225ZM225 225H224V224ZM230 223V224H229ZM36 224H35V226H36ZM67 224H70V225H68L67 226ZM119 224H123L124 226H122V225H120V227H119ZM138 224H139V226H138ZM167 224V225H166ZM177 226H176V225ZM184 224V225H183ZM187 224V225H186ZM220 224H223V225H221V227H220ZM48 225H50V228H48L49 226ZM97 225H98V227H97ZM100 225H101V227H104V228H101L100 227ZM178 225H180V226H178ZM195 227L196 226V228H198V229H196L195 230V228L193 227V226ZM211 225H212V227H211ZM227 225V226H226ZM229 225V226H228ZM231 225V226H230ZM20 226V227H19ZM29 227V228H31L32 227V229H29V228H27V227ZM47 226V227H46ZM73 226V227H72ZM77 226V227H76ZM96 226V227H95ZM172 226H174V227H172ZM182 226H183V228H182ZM188 228H187V227ZM214 226V227H213ZM224 228H223V227ZM37 227V228H38ZM46 227V228H45ZM88 227V228H87ZM138 227V228H137ZM169 227H172V228H169ZM177 227H179L178 228V230L176 229ZM202 227V228H201ZM29 229V231L28 232H26L27 231V229ZM43 228L44 230H41V229ZM71 228V229H70ZM86 228V229H85ZM90 228V229H89ZM129 228V229H128ZM133 228H135V229H133ZM137 228V229H136ZM157 230H156V229ZM165 228V229H164ZM181 228V229H180ZM187 228V229H186ZM206 228H207V230H206ZM215 228V229H214ZM223 229V232H220V231H222V229ZM34 229L36 230L35 232H34ZM47 229V230H46ZM92 229H95V231L94 230H92ZM96 229H100L99 230V232H98V230H96ZM132 229V230H131ZM160 229H162V230H160ZM163 229H164V231H163ZM192 229H194L195 231H197V232H195V233H197V235L198 234H202V239H200V241H203L202 243H200V241H198L200 244L198 245V246H200L199 248L200 249H203L204 250V248H201L202 246H204V244H205V238H206V240H208L209 238H215L216 240H218L217 238L219 237H221L222 235L225 237H223L222 236V238H224V240L223 241H226L225 243H229V241L228 240H231L230 238H233L231 241H232V243H229L230 244V246L229 245H227V246H222L223 244L224 245H226L224 242H220V243H218L217 242V245H216V249H219V250H216L215 251V248L213 249L212 247H214L213 245L212 246H207V247H210V248H208L209 250H204V251H200V253H197L196 252V250H195V248H194V245H195V243H196V241L195 240H193L194 238H193V236L195 237L196 235H195V233H194V230L192 231ZM211 229V230H210ZM230 229V230H229ZM231 229H232V231H231ZM32 230H33V232H32ZM92 230V233L94 234H92L91 232H90V234H89V231H91ZM134 230L136 231V230H138L137 232H134ZM147 230H149L148 231V233H147V235H146V232H147ZM154 230H156V231H154ZM177 230V231H176ZM181 230H183V232L181 231ZM185 230V231H184ZM188 230V231H187ZM215 230V231H214ZM43 231H44V233H43ZM94 231V232H93ZM150 231H153V234L150 232ZM182 232V233H180V234H177V233H179V232ZM187 231V232H186ZM190 231V232H189ZM212 231V232H211ZM220 232L219 234L218 233H216V232ZM225 231V232H224ZM24 232V233H23ZM38 232H42V234L41 233H38ZM102 232V233H101ZM111 234H110V233ZM141 232H144V234L141 236V237H138L137 238V240L135 239V236H136V234L137 233H141ZM156 232V233H155ZM162 232H164L165 234H163ZM185 232V234H186V236H185V234H183ZM203 232V233H202ZM209 232H211V233H209ZM23 233V234H22ZM25 233H26V235H25ZM33 233V234H32ZM95 233H98V234H95ZM159 233H160V235H159ZM193 235L192 236V238L188 235ZM191 233V234H190ZM227 233V234H226ZM11 235V236H13V238H11L10 236L8 237V235ZM29 234L32 236V237H34V241H36V242H34L33 241V238L31 237V236H29ZM37 236H36V235ZM83 234V235H82ZM85 234H88V235H86L85 236ZM105 234V233H104ZM173 234V235H172ZM175 234V235H174ZM177 234V235H176ZM210 235L211 234V236H208V235ZM22 235H23V237H22ZM35 235V236H34ZM91 235V236H90ZM162 235V236H161ZM172 235V238L170 237ZM185 237H184V236ZM217 235V236H216ZM16 236V237H15ZM74 236H79L78 238H81V237H83L82 239H86V240H84V242L83 243H79L78 242V239H77V237L76 238H74ZM93 236H95V237H93ZM98 236H100V238L96 241V240H94V239H97V237ZM103 236L104 235H102V238L101 239H103V241L105 240L104 238H105V236H104V238H103ZM169 236V237H168ZM177 236H179V237H177ZM187 236H189L188 237V239H187ZM208 236V237H207ZM7 237V238H6ZM28 237V239L26 240V238ZM36 237V238H35ZM84 237H86V238H84ZM87 237H88V239H87ZM167 237V238H166ZM173 237H175L176 239L177 238H179V239H177L178 241L176 242H174V240H176L175 238H173ZM226 237H229V238H226ZM22 240H21V239ZM24 238V239H23ZM141 238V239H140ZM166 238V239H165ZM169 238V239H168ZM183 238H186L187 240H184ZM241 240H239V239ZM8 239H9V242L11 241V244H9L8 243ZM13 239V240H12ZM60 241H63L64 239L63 238H58ZM157 239V240H156ZM160 239H165V241H167V242H163L162 240H160ZM221 239V238H220ZM248 239V240H247ZM18 241V242H22V244L24 245L25 244V246L28 244V246H23L22 247V244L21 243H18V242H16V243H14V241ZM32 240V241H31ZM158 240H160V241H158ZM170 240H173V241H170ZM245 240H246V243H248V245L247 244H245ZM13 241V242H12ZM28 241V242H27ZM45 242V243H43V245H42V243H40V242ZM90 241H95V242H90ZM100 241V240H99ZM106 241V240H105ZM136 241V242H135ZM141 241V242H142ZM185 241V242H184ZM193 241V242H192ZM219 241V240H218ZM221 241H222V239H221ZM238 241V242H237ZM240 241V242H239ZM39 243L40 245H38V244H31L30 245V243ZM47 242V243H46ZM90 242V243H89ZM116 243L115 245V247H113L114 246V244L112 245V243ZM190 242H191V245H189L190 244ZM237 242V243H236ZM27 243V244H26ZM98 243V244H97ZM117 243H119V245H117ZM189 243V244H188ZM204 243V244H203ZM250 243V244H249ZM14 244V246L15 247H13L12 245ZM16 244H17V246H16ZM46 244H48V246H45ZM80 244V245H79ZM83 244H85V245H83ZM92 244V245H91ZM95 244V245H94ZM102 244H100V245H102ZM110 244V245H109ZM120 244H121V246H120ZM134 244V245H135ZM156 244V245H155ZM222 244V245H221ZM234 244V245H233ZM8 245L9 246H11V247H8ZM21 245V246H20ZM30 245V246H29ZM37 245V246H36ZM42 245V246H41ZM91 245V246H90ZM181 245V247L179 248V246ZM185 246V248L187 247V246H190L189 248H188V250L190 249V251L189 252H187V248L185 249L183 246ZM193 245V246H192ZM197 245V244H196ZM233 245V246H232ZM235 245H237V246H240V247H237V246H235ZM244 245L247 247H245L244 249H240V248H243L244 247ZM251 247H250V246ZM252 245H254V246H252ZM33 246V247H32ZM50 246V247H49ZM70 246V247H69ZM85 246L87 247V246H89L90 248L91 247H98L97 249H95V248H93V249H90L89 247H87V248H85ZM110 246H112V248L110 247ZM125 246V247H124ZM218 246V247H217ZM221 246H222V249H221ZM18 249H17V248ZM19 247H21V249L19 248ZM26 249H25V248ZM29 247V248H28ZM31 247V248H30ZM41 247V248H40ZM43 247V248H42ZM45 247V248H44ZM76 247V248H75ZM78 247V248H77ZM81 247H82V249H81ZM117 247V248H116ZM123 247V248H122ZM128 247V246H127ZM145 247H144V249L143 250H140V252H144L145 251ZM206 247V248H207ZM220 247V248H219ZM224 247V248H223ZM237 247V249H235ZM254 248V251H255V249H256V253L255 254H253L252 252H254V251H252L251 253H252V255H244V254H247L248 252L247 251H245V253H242V252H244V250H248L249 249V253H250V249L251 248ZM33 248V249H32ZM69 248H71V249H69ZM77 249V250H75V249ZM101 250H100V249ZM103 248V247H102ZM110 248H111V250H110ZM184 248V249H183ZM191 248H192V250L194 249L195 251H192L191 250ZM212 248V249H211ZM234 248V250H232ZM252 248V249H253ZM4 249H5V251H4ZM11 249V250H10ZM20 249V250H19ZM41 249V250H40ZM46 249V250H45ZM52 249H51V251H48L46 254H45V257L44 258H41L42 260H44V261H42L40 258V260H41V264H60V262L59 261H57L56 259H54V258H52V259H50V254H51V252H52ZM69 249V250H68ZM78 249H80L79 251H80V253L78 252ZM147 249V248H146ZM150 249L148 250V251H150ZM183 249V250H182ZM211 249V250H210ZM223 249H225V250H223ZM238 249H240V252L239 253H237V251L236 250H238ZM261 251V249H262V251L261 252H263V253H261L259 250ZM9 250V251H8ZM27 250H28V253H27ZM45 250V251H44ZM50 250V249H49ZM83 250V252H81ZM84 250H86V251H88V253L87 252H85ZM94 250V252H96L95 254H97L98 253V256L97 255H95L92 251ZM97 250H98V252H97ZM100 250V251H99ZM130 250V251H129ZM178 250H180V251H178ZM212 250H214L213 252L215 253H217V254H222L223 252H225L224 253V255L222 254V256L223 257H221V258H219L218 260H215V261H213L215 258H213L212 256H211V252L210 251H212ZM220 250H223V251H220ZM226 250H227V252H226ZM231 251V252H233L234 251V253L235 254H233V253H231V252H229V254H232L231 256L229 255L228 257L229 258H227V256L226 255H228L227 253H228V251ZM241 250H243L242 252H241ZM25 251V252H24ZM38 251V252H37ZM74 251H77V253L78 254H76V252L74 253L76 256H74V254H72V252H74ZM147 251V252H148ZM186 251V252H185ZM198 251V250H197ZM220 253H219V252ZM260 252V254H259V252ZM8 252H10V253H8ZM42 252V253H43ZM67 252H69L68 253V255H67ZM90 252V253H89ZM102 254H100V253ZM121 252V253H120ZM125 253V254H123V253ZM126 252H128V254L126 253ZM146 252V251H145ZM190 252H192V254L190 253ZM194 252V253H193ZM201 252H202V255H201ZM203 252L204 253H206V254H204L203 255ZM209 252H210V254H209ZM222 252V253H221ZM247 252V253H246ZM7 253V254H6ZM27 253V254H26ZM43 253V254H44ZM65 253V254H64ZM112 255H111V254ZM116 253V254H115ZM184 253V254H183ZM187 253V254H186ZM189 253V254H188ZM250 253V254H251ZM23 254V255H22ZM71 254H72V256H71ZM83 254V255H82ZM92 254V256H90V255ZM104 254V255H103ZM118 254L120 255V254H123V256L122 255H120L119 257H117L118 256ZM201 256H200V255ZM20 255H22L21 257H19ZM63 255H65V257L63 256ZM67 255V256H66ZM72 257H70V256ZM79 255H81V257L79 256ZM89 255V256H88ZM93 255H95L96 257H93ZM99 255H101L100 257H99ZM108 255H110L109 257H105V256H108ZM117 255V256H116ZM194 255H197V257H195ZM212 259H208L207 257L208 256ZM235 255V256H234ZM244 255V256H243ZM46 256H47V258H46ZM69 256V257H68ZM79 258H81L82 259V261H81V259H79ZM84 256H87V257H89V258H87V257H85L84 258ZM115 256H116V258H115ZM194 256V257H193ZM199 256V257H198ZM205 256H207V257H205ZM224 256H226V257H224ZM246 256V257H245ZM3 257H4V259H3ZM24 257V258H23ZM30 257H32L33 259H31ZM67 257V258H66ZM73 257H74V259H73ZM90 257H93V258H90ZM134 257V258H133ZM187 257H191V258H187ZM201 257V258H200ZM203 257H205V258H203ZM235 257V258H234ZM249 257V258H248ZM260 257V258H259ZM21 258H23V260H25V261H22V259ZM48 258H49V260H48ZM70 258V260L69 261H67V262H65L64 260H67V259H69ZM78 258V259H77ZM85 259V261H84V259ZM112 258H114V260L112 259ZM118 258L120 259V260H122V261H120V260H118ZM122 258V259H121ZM196 260H195V259ZM198 258V259H197ZM242 258V259H243ZM262 258V259H261ZM72 259L74 260V262H72ZM101 259V261L99 262V260ZM117 259V260H116ZM137 259V260H136ZM201 259H204V261L202 262L201 261ZM206 259V260H205ZM257 259H259V260H257ZM261 259V260H260ZM9 260V261H8ZM21 260V261H20ZM32 260V261H31ZM46 260V261H45ZM51 260H52V262H51ZM54 260H56L55 261V263H54ZM62 260V259H61ZM60 260V261H61ZM102 260H103V262H102ZM199 260H200V262H199ZM252 260V261H253ZM6 261V262H5ZM169 261H171V262H169ZM208 261V262H209ZM232 263H231V262ZM21 262V263H20ZM50 262V263H49ZM72 262V263H71ZM99 262V263H98ZM110 262H108V264H114V262H112V263H110ZM144 262H146V261H144ZM168 262V263H167ZM175 262V263H174ZM202 262V263H201ZM240 262H242V261H240ZM253 262V263H254ZM259 262V263H258ZM17 263H15V264H17ZM26 263V264H27ZM147 263V262H146ZM252 263V264H253ZM116 264H120V263H116ZM136 264H138V263H136ZM139 264H141V263H139ZM234 264V263H233Z\"/></svg>",
    "mask_w": 264,
    "mask_h": 264
},
{
    "label": "bare ground",
    "instance_id": "obj_2",
    "mask_svg": "<svg viewBox=\"0 0 264 264\" xmlns=\"http://www.w3.org/2000/svg\"><path fill=\"white\" fill-rule=\"evenodd\" d=\"M6 1H8V0H6ZM13 1H14V0H13ZM45 1H47V0H45ZM67 1H69V0H67ZM67 1H66V2H67ZM75 1H76V0H75ZM78 1H79V0H78ZM80 1H81V0H80ZM89 1H90V0H89ZM96 1H97V0H96ZM100 1H101V0H100ZM102 1H103V2H102ZM102 1H101L102 4H105L106 8L110 10V11L107 10L108 15H109V13H112V15L115 16V14L117 13V16H119V18H120V22H119V20H118L119 25H120L122 19H123L122 22L127 21L125 18L128 17V16H130V18L133 17V19H134V18H135V19H139L140 16L142 15L141 11H142V10H143V11L145 10L144 12H146V10L149 9V7L146 8V7L143 6V5H142L141 8H139L137 2L140 1V0H110V1H107V4L104 3L105 0H102ZM163 1L166 3V5H168V7H170V6L173 7V6H175L174 4H176V3H177L176 6H178V5L180 4V2H181V0H163ZM163 1H162V2H163ZM187 1H188V0H187ZM201 1H202V2L199 1V5H200V3H203V0H201ZM210 1H211V0H210ZM212 1H213V0H212ZM212 1H211V4L213 3L212 5H214V2H215V1H213V2H212ZM218 1H219V0H218ZM218 1H217V2H218ZM221 1H223V0H221ZM221 1H220V2H221ZM230 1H231V0H230ZM235 1H236V0H235ZM250 1L252 2V0H250ZM250 1L247 0V2H249V3H250ZM15 2H16V1H15ZM20 2H21L22 4H24V6L26 7V8H25V7H24V8H25V10H26V9H27V6H28V7H29V6H30V7H37L38 5H40V6L43 5L44 0H20ZM49 2H51V3H55V6H57V7H55V6H51L50 9H51L52 7H54L53 9L56 8L57 10H56V9H55V10H56V12H57V11H59L58 8H59V9L62 8L64 0H49ZM86 2H88V1L86 0ZM86 2H85V3H86ZM108 2H109V3H108ZM152 2H154V1H152ZM194 2H195V0H194ZM223 2H224V1H223ZM226 2H228V1H226ZM226 2H225V3H226ZM231 2H232V1H231ZM231 2L228 3V5H229V4H232ZM12 3H13V2H12ZM12 3H11V4H12ZM16 3H17V2H16ZM64 3H65V2H64ZM69 3H71V2H69ZM69 3H68V4H69ZM94 3H96V2L94 1ZM94 3H92L91 5L93 6ZM115 3H116V4H115ZM158 3H159V1H158ZM158 3H157V4H158ZM192 3H193V1H192ZM195 3H196V2H195ZM197 3H198V2H197ZM207 3H209V2H207ZM218 3H219V2H218ZM13 4H14V3H13ZM17 4H18V3H17ZM19 4H20V3H19ZM48 4H49V3H48ZM68 4H67V5H68ZM76 4L79 5L80 2H78V3L75 2V6H74V7L79 8L78 5L76 6ZM81 4H82V3H81ZM89 4H90V3H89ZM98 4H99V3H98ZM100 4H101V3H100ZM139 4H141V2H139ZM216 4H217V3H216ZM216 4H215V5H216ZM222 4H223V3H222ZM222 4L219 3L218 5H220V6H218V7H221ZM233 4H234V3H233ZM1 5H2V4H0V6H1ZM45 5H47V4L45 3ZM83 5H84V1H83ZM86 5H87V3H86ZM91 5H90L89 7H91ZM148 5H149V4H148ZM151 5H153V4L151 3ZM154 5H155V4H154ZM191 5H192V4H191ZM206 5H209V4H206ZM236 5H237V4H235V7L240 6V5H238V6H236ZM242 5H243V4H242ZM262 5H263V4H262ZM3 6H4V4H3ZM8 6H9V5H8ZM17 6H18V5H17ZM22 6H23V5H22ZM79 6H80V5H79ZM87 6H88V5H87ZM94 6H97V5L94 4ZM202 6L205 7L204 4H203ZM202 6H201V7H202ZM209 6L211 7V5H209ZM248 6L250 7V5H248ZM251 6H253V5H251ZM257 6L259 7V10H260V4H258ZM257 6H256V7H257ZM15 7H16V6H15ZM18 7H19V6H18ZM18 7H17V8H18ZM41 7H43V6H41ZM97 7H98V6H97ZM97 7H96V8H97ZM156 7H157V9H158L159 6H156ZM162 7H163V6H162ZM179 7H181V9H182V6H179ZM179 7H178V8H179ZM190 7L192 8V6H190ZM197 7H200V6H197ZM204 7H203V9H204ZM207 7H208V6H207ZM210 7H208V9H209ZM216 7H217V5H216ZM218 7H217V8H218ZM222 7H223V6H222ZM222 7H221V8H222ZM230 7H232V6H230ZM235 7H234V8H235ZM246 7H247V5H246ZM253 7H254V6H253ZM256 7H254V8L256 9ZM261 7H262V6H261ZM1 8H4V7H1ZM6 8H7V6H6ZM13 8H14V6H13ZM19 8H20V7H19ZM19 8H18V9H19ZM22 8H23V7H22ZM72 8H73V7H71V9H72ZM80 8L82 9L83 6H82V7L80 6ZM91 8H92V7H91ZM99 8H100V6H99ZM99 8H97V9H99ZM106 8H105V10H106ZM153 8H154V6H153ZM160 8H161V7H160ZM160 8H159V9H160ZM165 8H166V6H165ZM178 8H177V9H178ZM194 8H196V4H195V7H194ZM211 8H212V7H211ZM226 8H227V6H226L225 8L223 7L222 9L225 10ZM254 8H252V9L255 10ZM8 9H9V8H8ZM11 9H12V6H10V10H9V11H11ZM18 9H16V10H18ZM28 9H29V8H28ZM62 9H63V8H62ZM71 9H69V10H71ZM73 9H74V8H73ZM73 9H72V10H73ZM75 9H76V8H75ZM85 9H89V10H90V8H85V7H84V10H85ZM150 9H152V8L150 7ZM157 9H156V10H157ZM167 9H168V8H167ZM183 9H184V7H183ZM192 9H193V8H192ZM228 9H229V8H228ZM238 9H240V7H239ZM244 9H246V8L244 7ZM14 10H15V9H14ZM16 10H15V11H16ZM34 10H35V9H34ZM65 10L68 11L67 9H65ZM72 10H71V13H72ZM84 10H83V11H84ZM89 10H88V12H89ZM92 10H93V9H92ZM99 10H100V9H99ZM102 10H103V11H101L100 13H102L103 16L105 17L107 14H106V13L104 14V8H103ZM153 10H154V9H152V12H153ZM156 10H155V11H156ZM161 10H162V9H161ZM161 10H160V11L158 10V13H159V12L161 13ZM179 10H180V8H179ZM186 10H187V12H183V13H187L188 18H189V15H191V13H192L193 16H194V13L191 12V10H190L189 8L186 9ZM197 10H198V9H197ZM197 10H196V11H197ZM205 10H206V9H205ZM205 10H204V11H205ZM233 10H234V9H233ZM236 10H237V9H236ZM15 11H14V12H15ZM38 11H39V7H38ZM41 11H45L44 8H43V10H41ZM62 11H63V10H61V12H62ZM76 11H77V10H76ZM79 11H80V10H79ZM126 11L129 12L130 15L126 16L125 13H124V12H126ZM177 11H178V10H177ZM177 11H175V12H177ZM182 11H183V10H182ZM199 11H200V8H199V10H198L197 12L200 13L201 11H200V12H199ZM204 11H203V12H204ZM210 11H212V10H210ZM210 11L207 10V12H209V13H210ZM225 11H227V9H226ZM255 11H258V10L256 9ZM262 11H263V14H262V15H264V10H262ZM262 11H261V12H262ZM24 12H25V11H24ZM47 12H48V11H45V13H47ZM61 12H57V13L60 14ZM63 12H64V11H63ZM69 12H70V11H69ZM74 12H75V10H74ZM144 12H143V13H144ZM150 12H151V11H150ZM156 12H157V11H156ZM156 12H155V13H156ZM164 12H165V11H164ZM221 12H222V11H221ZM235 12H238V10L235 11ZM235 12H234V13H235ZM12 13H13V12H12ZM21 13H22V12H21ZM21 13H20V14H21ZM26 13H27V12H26ZM33 13H34V12H33ZM38 13H39V12H38ZM40 13H41V12H40ZM53 13H54L56 16H59L57 13H55V11H53ZM71 13H70V14H71ZM83 13H86V11L83 12ZM91 13H92V12H91ZM94 13H95V12H94ZM148 13H149V12H148ZM148 13H147V14H148ZM171 13H172V12H171ZM181 13H182V12H181ZM181 13H180V14H181ZM183 13H182V16H181L179 13H177V14H176V13H173V14H171L170 17L173 18V19H175V18H176V15L179 14L182 18H185V19H186V17L183 15ZM228 13L230 14L231 12L228 11ZM234 13H233V14H234ZM259 13H260V11H259ZM259 13H258V14H259ZM18 14H19V13H18ZM31 14H32V13H31ZM36 14H37V12H36ZM54 14H53V15H54ZM66 14H68V13H66ZM73 14H77V15H79V14L76 13V12L73 13ZM95 14H97V13H95ZM98 14H99V13H98ZM126 14H127V13H126ZM149 14H151V13H149ZM175 14H176V15H175ZM213 14H215V11H214ZM216 14H218V13H216ZM216 14L213 15L215 18H216V16H217ZM4 15H5V14H4ZM51 15H52V14H51ZM55 15H54V17H55ZM93 15H94V14H93ZM93 15L91 14V15H88V16H89V17H90V16L92 17ZM144 15H145V14H144ZM164 15L166 16V14H164ZM196 15H197V13H196ZM211 15H212V14H211ZM220 15H222V13H221ZM17 16H18V15H17ZM24 16H25V15H24ZM32 16H35V15H32ZM32 16H31L30 18H32ZM63 16H64V15H63ZM65 16H66V15H65ZM72 16H73V15H72ZM94 16H96V15H94ZM97 16H98V15H97ZM103 16H102V17L100 16L101 18H103V19H102V20H103L102 22L105 21V20H104L105 18H104ZM110 16H111V14H110ZM155 16H156V15H155ZM159 16H160V15H159ZM165 16H164V17H165ZM183 16H184V17H183ZM197 16H198V15H197ZM226 16H227V15L225 14L224 17H226ZM253 16H254V15H253ZM5 17L11 19L12 15H11V16L9 15V17H7V16H5ZM73 17H77V16L75 15V16H73ZM82 17H83V16H82ZM157 17H158V16H157ZM166 17H168V16H166ZM170 17H169V19H170ZM181 17H179V18H181ZM194 17H195V16H194ZM198 17H199V18H198ZM198 17H197V18L195 17V19H198V20H199L200 18H202V17H200V16H198ZM207 17H209V15H207ZM222 17H223V16H222ZM222 17L220 16L219 18L217 17L216 19H218L219 21H221L220 18H222ZM232 17H233V16H232ZM240 17H241V14H240ZM259 17H261V14L259 15ZM22 18H23V16H22ZM28 18H29V17H28ZM79 18H80V17H79ZM86 18H87V17H86ZM95 18H97V17H95ZM110 18H111V17H110ZM113 18L116 19V17H113ZM149 18H150V17H149ZM190 18H192V17H190ZM190 18H189V19H190ZM209 18H210V17H209ZM229 18H230V17H229ZM233 18H234V17H233ZM233 18H232V20H233ZM235 18L237 19V17H235ZM245 18H246V17H245ZM248 18H249V17H248ZM248 18H247V19H248ZM254 18L256 19V17H254ZM24 19H25V18H24ZM26 19H27V18H26ZM52 19H53V18H52ZM52 19H51V20H52ZM73 19H74V18H73ZM77 19H78V18H77ZM80 19H81V18H80ZM108 19H109V16H108ZM108 19H107V20H108ZM124 19H125V20H124ZM128 19H129V18H128ZM153 19L155 20V18H153ZM169 19H168V21H169ZM185 19H184V20H185ZM193 19H194V18H193ZM202 19H203V18H202ZM205 19H206V18H205ZM222 19H223V18H222ZM224 19H225V18H224ZM239 19H240V18H239ZM239 19H238V20H239ZM242 19H243V18H242ZM249 19H250V18H249ZM21 20H22V19H21ZM36 20H37V19H36ZM55 20H56V19H55ZM55 20H53L52 22L54 23ZM66 20L68 21V18H67ZM66 20H64V21H66ZM74 20H75V19H74ZM74 20H73V23H74ZM91 20H92V19H90V21H91ZM97 20H98V19H97ZM111 20H112V18H111ZM129 20H130V19H129ZM157 20H158V19H156V21H157ZM159 20H163V21H164V18L162 17V19H159ZM166 20H167V18H166ZM166 20H165V23H166ZM179 20H180V19H179ZM179 20H178V21H179ZM186 20L188 21V19H186ZM186 20H185V21H186ZM245 20H246V19H245ZM253 20H254V19H253ZM29 21H30V20H29ZM69 21H70V20H69ZM82 21H83V20H82ZM82 21H81V22H82ZM85 21H86V20H85ZM114 21H115V20H114ZM132 21H134V20H132ZM187 21H186L183 25L186 26ZM189 21L191 22L192 19H190ZM208 21H209V22H208ZM208 21H207L208 23H210V21H214V24H215V20H210V19H209ZM219 21H218V23H219ZM225 21H226V20H225ZM230 21H231V20H230ZM234 21L237 22V23H239V26H240V27L243 26L242 24H241L242 26L240 25V22H243L242 20L236 21V20L234 19ZM246 21H247V20H246ZM24 22H25V21H24ZM45 22H46V21H45ZM48 22H49V20H47V23H48ZM50 22H51V21H50ZM60 22H62V21L60 20ZM95 22H96V21H95ZM108 22H109V21H108ZM158 22H159V21H158ZM160 22H161V21H160ZM160 22H159V23H160ZM176 22H177V21H176ZM180 22H181V21H179V23H180ZM190 22H188V23H190ZM193 22H194L195 25H196V22H195V21H193ZM193 22H192V24L190 23V28H192L191 25L194 24ZM203 22H204V21H203ZM205 22H206V21H205ZM227 22H229V21H227ZM227 22H224V23H227ZM251 22H252V21H251ZM257 22H258V21H257ZM257 22H256V23H257ZM259 22H261V21H259ZM25 23H26V22H25ZM30 23H31V25H33V22H32V21H30ZM40 23H42V22H40ZM43 23H44V22H43ZM86 23H87V21H86ZM88 23H89L88 25H90V27H91L92 25L90 24L89 21H88ZM111 23H113V22L111 21ZM115 23H116V22H115ZM150 23H151V24H150ZM150 23H149V24H150V25H153V26H154L155 24H158V23H156V22H155V23L153 22V23H154V24H153V23H152V20H150ZM162 23H163V22H162ZM216 23H217V21H216ZM218 23H217V28H216V29H218V28L220 27V25H221L220 23H219V24H218ZM229 23H230V22H229ZM231 23H232V21H231ZM237 23H236V24H237ZM0 24H1V23H0ZM7 24H8V23H7ZM36 24H37V22H36ZM38 24H39V23H38ZM50 24H52V23H50ZM63 24H64V23H63ZM101 24H102V23H101ZM131 24H132V23H131ZM131 24H130V25H131ZM135 24H137V22H135ZM149 24H147V25H149ZM160 24H161V23H160ZM160 24L157 25V26L160 27V26H161ZM171 24H172V23H171ZM171 24H169V22H167V24L161 26L159 29L156 28L155 31H154V29L151 30L152 32H153V31H154V32H153V33L148 32V33H149V36H147L148 34L145 35L147 39L145 38L146 40H144V41L141 40V39H140L141 37H139V36H141V34L144 35V34L146 33V30H144L143 33H142L141 30L139 29V27H140V25H139L138 29H139V31H140L141 34H140L139 36L136 34V36H138V40H137V39H135V40H136L137 42H139V40H141V41H143V42L134 43V42H136V41H134V37H135V35H134V36L132 35V38H133V39H132V38H131V39L134 41V42H133V43H134L133 45L136 44V46H137V45H138V46L135 47V48H131L132 51H130L129 48H130V46H131V45H130L131 43H130V41H129V43L127 44V41L129 40V38L126 37V40L128 39V40L126 41V44H127V45H124L123 47H125V46L128 47V49H129V51H130V52H129V53H130L129 56H127L126 58H127L128 60H130V61H129L130 63H132L131 67L136 68V72H138V71H137V68H139L140 71L145 72L144 74H146V72L149 73V71H150V73H151V71H152V73H154V72H157L159 68H160V70H161L162 68H165V69H162V70H164V71H162V72H164V73L167 75V77L170 76V77L175 78V79H174L175 82L173 81L174 83H177V84H178L177 81H179L180 83L178 84V87L181 86V87H182L183 89H185V90H191V91H192V89L195 90V88H197V87L194 86L195 88H194V87L192 88V86H191L192 84H191V83H194L193 80H195V79L197 80V78H199V77H198V74H197V73H199L198 70H201V69H202L203 71H204V70H206V71L208 70L209 67L206 66V64L203 65V64H201V63H199V62H197L196 64H192V63L189 62L186 58H182V57H178V56H176V55H173L171 58H169L170 62L168 61V63H165V64H164V62H165V61H164V62H163L164 66L160 67V65L158 64V63H159V57H158V58L155 57V56H156V53H155V56L153 55L154 52L151 53V52L153 51V49H156V48L150 49V48H152L151 46H155V47H157L158 49H160L162 46H165V43H166V42H164L165 37H166V36H169V35H172V36H173L174 33L171 34L170 32H172V30L170 31L169 29H171V28L173 29L172 26H174V25H176V24H173L172 26H171ZM180 24H181V23H180ZM180 24H179V25H180ZM198 24H199V25L202 24V23H201V19H200V21H199ZM211 24H212V23H210V25H211ZM232 24H234V23H232ZM232 24H231V26H232ZM252 24L255 25V23H252ZM262 24H264V23H262ZM2 25H3V26L0 25V26L2 27V28H1V27H0V28H1V30L4 32L3 29L5 28V30H6V26H7V25H6V24H2ZM9 25H10V24H9ZM55 25H56V24H55ZM55 25H54V26H55ZM61 25H62V23H61ZM65 25H66V24H64V26H65ZM69 25H70V24H68V26H69ZM73 25H74V26H73ZM73 25H72V22H71V25H70V26H73L74 29H75L76 24H73ZM79 25H81V23H80ZM86 25H87V24H86ZM102 25H103V24H102ZM102 25H100V26H102ZM123 25H124V24H123ZM130 25H128V26H129L128 29L126 28L127 31L129 30L130 27L133 26V25H131V26H130ZM142 25H143V24H142ZM188 25H189V24H187V26H188ZM204 25H206V24L203 23V26H204ZM226 25H228V24H226ZM249 25L251 26V24H249ZM249 25L247 24V26H246V25H245V26L248 28ZM254 25H253V26H254ZM259 25H261V23H260ZM54 26H53V27H54ZM56 26H57V25H56ZM64 26H63V27H64ZM96 26H97V25H96ZM96 26H95V27H96ZM109 26H110V25H109ZM114 26H115V25H114ZM114 26H112V27H114ZM135 26H138V24L135 25ZM135 26H134V27H135ZM157 26H156V27H157ZM181 26H182V25H181ZM211 26H214V25L212 24ZM229 26H230V25H229ZM245 26H243V27H245ZM53 27H52V28H53ZM73 27H72V29H71V32H72V30L74 31ZM92 27H93V26H92ZM107 27H108V25H107ZM116 27L118 28V26H116ZM121 27H122V25H121ZM134 27H133V28H134ZM170 27H171V28H170ZM197 27H198V26H196L195 28H197ZM208 27H209V24H208ZM222 27H223V26H222ZM224 27H225V26H224ZM224 27H223V28H224ZM234 27L236 28V25H234ZM240 27H239V30L241 31L242 29H240ZM255 27H256V26H254L253 28H255ZM12 28H14V27H12ZM21 28H22V27H21ZM21 28H19V29H21ZM23 28H24V27H23ZM52 28H49L50 31H51ZM56 28H57V27H56ZM58 28H59V27H58ZM60 28H61V26H60ZM65 28H66V26L64 27V29H63V28H61V29H62L63 31H64V30H65V31L67 30V32H68L69 30H68V29H65ZM68 28H70V27H68ZM103 28H104V26L102 27V29H103ZM174 28H175V27H174ZM178 28H179V27H177V29H178ZM184 28H185V27H184ZM184 28H183V29H184ZM188 28H189V27H188ZM198 28H199V27H198ZM200 28H201V27H200ZM213 28H215V27H212V29H213ZM230 28H233V27H230ZM237 28H238V26H237ZM247 28L245 29L246 31H247ZM253 28H252V31H253ZM256 28H257V27H256ZM258 28H260V26H259ZM258 28H257V29H258ZM262 28H263V26H262ZM262 28H260V29H262ZM7 29H8V31H9V28H7ZM44 29H45V28H44ZM49 29H47V31H48ZM108 29H109V28H108ZM111 29H112V28H111ZM111 29H110V30H111ZM123 29H124V28H123ZM134 29L136 30V27H135ZM138 29H137V30H138ZM141 29H142V28H141ZM149 29H151V28H149ZM186 29H187V27H186ZM193 29H194V28H193ZM206 29H207V26H206L205 30H206ZM216 29H215V30H216ZM243 29H244V28H243ZM249 29H250V28H249ZM249 29H248V30H249ZM260 29L258 30V32L260 31ZM23 30H25V29H23ZM96 30H97V29H96ZM104 30H105V29H104ZM117 30H118V29H117ZM126 30L123 31V32L119 31V32H121V33L118 32L120 35L117 36V37L120 38V36L125 35V34H124L125 32H126V34H128ZM135 30H134V31H135ZM137 30H136V31H137ZM168 30H169L170 32H169ZM198 30H199V29H198ZM198 30H197L196 32H198ZM208 30H209V28H208ZM208 30H206V31H208ZM219 30H220V28H219ZM221 30H222V29H221ZM229 30H230V29H229ZM245 30H243L242 33H244ZM263 30H264V29H263ZM45 31H46V29H45ZM45 31H44V32H45ZM54 31H55V30H54ZM59 31H61V30H59ZM59 31H57V32L59 33ZM65 31H64V32L61 31V32H62V35H61V36H66L65 33H66L67 36H68V33H69L70 31H69L68 33L65 32ZM98 31L101 32V30H98ZM129 31H130V30H129ZM134 31H133V32H134ZM136 31H135V32H136ZM139 31H138V33H139ZM175 31H176V30H175ZM210 31H211V29H210ZM210 31H208V32H210ZM213 31H214V30H212L211 32H213ZM217 31H218V30H217ZM230 31H231V30H230ZM233 31H236V30H233ZM233 31H232V32H233ZM0 32H1V31H0ZM9 32H10V31H9ZM37 32H38V31H37ZM40 32H43V30H41ZM52 32H53V31H52ZM57 32H56V33H57ZM61 32H60V33H61ZM95 32H96V31H95ZM103 32H104V31H103ZM106 32H107V30H106ZM131 32H132V31H131ZM183 32H184V31H183ZM183 32H181L182 35L184 34ZM190 32H191V31H190ZM208 32L205 33V34L208 35V34H209ZM218 32H219V31H218ZM10 33H11V32H10ZM33 33H36V31L33 32ZM38 33H39V32H38ZM87 33H88V32H86V34H87ZM91 33L93 34V32H91ZM104 33H105V32H104ZM115 33H116V32H115ZM136 33H137V32H136ZM181 33H179L180 35H178V33L176 34V32H175L176 35H174V36H175V37H177V35H178V36H181ZM188 33H189V32H188ZM216 33H217V32H216ZM2 34H3V33H2ZM53 34H55V33L53 32L51 35H53ZM63 34H64V35H63ZM86 34L83 33V35H86ZM88 34H89V33H88ZM88 34H87V35H88ZM99 34H102V32L99 33ZM107 34H109V32H107ZM111 34H112V31H111ZM111 34H110V35H111ZM189 34H190V33H189ZM218 34H219V33H218ZM227 34H228V33H227ZM248 34H249V33H248ZM248 34H246V35H247V36H250V35H248ZM253 34H254V33H253ZM8 35H9V34H8ZM69 35H70V33H69ZM75 35H76V34H75ZM75 35H74V36H75ZM105 35H106V33H105ZM117 35H118V34H117ZM203 35H204V34H203ZM209 35H211V34H209ZM209 35H208V36H209ZM251 35H252V34H251ZM28 36H29V34H28ZM28 36H27V37H28ZM47 36H49V38L47 39L48 41H47L46 43H43V42H41V41H40V43H39V42L35 39L38 43H37L36 45H34V49H33V48H30V49H32V51L35 50V51H33V52H36V55H37V56H38L40 53H43V54H44V55H43L44 58L42 57V60H41L39 57H38V58H39V60H41V61H45L44 64H47V65H48V64H50V63L53 64V62H54V59H53L52 62L48 63V62H49L48 58H50V57L53 56L54 54H57L58 51H59V49L56 48L54 41L58 40V36H59V37H61V36H60V34H59V35L56 34L57 39H55L56 37L54 38L55 35L52 37V36H50V35L47 34ZM47 36H46V37H47ZM76 36H77V35H76ZM89 36H90V35H89ZM89 36H88V37H89ZM95 36H96V35H95ZM115 36H116V35H115ZM115 36H114V38H115ZM129 36H130V35H129ZM212 36H213V37L216 36L215 31H214L213 35H211V36H209V37L213 39ZM227 36H228V35H227ZM261 36L264 37V32H262ZM27 37H26V39H31V40H28V41H25V42H29V41L32 42V40H33V39H32L33 36L30 35L29 38H27ZM43 37H45V36H43ZM69 37H70V36H69ZM84 37H86V36H83V39H84ZM97 37H99V36H97ZM97 37H96V38H97ZM101 37H102V36H101ZM103 37H104V36H103ZM103 37H102V39H103ZM117 37H116V39H117ZM143 37H144V36H143ZM143 37H142V38H143ZM170 37H171V36H170ZM175 37H173V38H175ZM181 37H183V36H181ZM184 37H185V36H184ZM184 37H183V38H184ZM202 37H203V36H202ZM204 37H205V36H204ZM222 37H223V36H222ZM230 37H231V38H229V39H224V37H223V40H219V39L216 37V38L218 39L217 44L215 43L217 39H214L215 41L213 40V43H212V45L214 44V50H215L214 52H216L217 54H220V53L222 54V52H227V51H228V45H227V44H230V45H229V48H230L231 50H233V49L235 50V49L239 46V40L237 39L238 37H236V33H235V36L232 37V35H230ZM18 38H19V37H18ZM39 38H40V37H39ZM104 38H105V37H104ZM166 38H167V37H166ZM171 38H172V37H171ZM171 38H167V39H168L167 41H169ZM177 38H178V37H177ZM205 38L207 39V36H206ZM205 38H204L203 40H205ZM210 38H209V39H210ZM220 38H221V37H220ZM247 38H248V37H247ZM15 39H16V38H14L13 41H15ZM20 39H22V38L20 37L19 40H20ZM26 39H25V40H26ZM42 39H43V38H42ZM54 39H55V40H54ZM70 39H71V38H70ZM86 39H87V38H86ZM116 39H114V40H116ZM131 39H130V40H131ZM175 39H176V38H175ZM260 39H262V38H260ZM77 40H78V39H77ZM89 40H90V39H89ZM91 40H97V39H95V37H94V38H92ZM111 40H112V42L114 41L113 39H111ZM121 40H122V39H121ZM171 40H172V39H171ZM171 40H170V41H171ZM187 40H189V39H187ZM191 40H192V39H191ZM207 40H208V39H207ZM255 40H256V39H255ZM263 40H264V39H263ZM11 41H12V40H11ZM58 41L60 42V40H58ZM67 41H68V39H67ZM67 41H64V42L67 43ZM72 41H74L73 43H77V41L75 42L74 39H73ZM103 41H104V40H103ZM109 41H110V39H109ZM117 41H118V40H117ZM258 41H259V39H258ZM17 42H18V41H17ZM30 42H29V43H30ZM44 42H45V41H44ZM59 42H58V43H59ZM68 42H70V41H68ZM78 42H79V41H78ZM80 42H81V41H80ZM89 42H90V41H89ZM89 42L87 41V43H86V45H85L84 48L87 49V44H88ZM124 42H125V41H123V43H124ZM131 42H132V41H131ZM149 42H150V43H149ZM163 42H164V43H163ZM203 42H205V41H203ZM208 42H209V41H208ZM33 43H34V41H33ZM60 43H61V42H60ZM62 43H63V42H62ZM81 43H82V42H81ZM92 43L94 44V42H92ZM92 43H90V45H91ZM114 43H115V42H114ZM168 43H169V42H168ZM9 44H10V42H9ZM34 44H35V43H34ZM84 44H85V43H84ZM84 44H83V45H84ZM109 44H110V43H109ZM109 44H108V45H109ZM124 44H125V43H124ZM163 44H164V45H163ZM6 45H7V44H6ZM11 45H12V44H10L9 46H11ZM14 45H15V44H14ZM14 45H12V47H13ZM65 45H66V44H65ZM65 45L63 46V45H59V44H58V46H61V48H62V46L65 47ZM73 45H74V44H72V43L70 42V46H73ZM81 45H82V44H81ZM98 45L100 46V44H98ZM98 45H96V46H98ZM111 45H112V44H111ZM128 45H130V46H128ZM166 45H167V44H166ZM212 45H211V46H212ZM257 45H258V44H257ZM2 46H3V45H2ZM9 46H8V47H9ZM26 46H28V45H25L24 47H26ZM68 46H69V44H68ZM77 46H80V44L77 45ZM91 46H92V45H91ZM93 46H95V44H94ZM104 46H105V45H104ZM104 46H103V47H104ZM113 46H115V45H113ZM148 46H149L150 48H149ZM171 46H172V45H171ZM261 46H262V45H261ZM14 47H17V46H14ZM24 47H23V48H24ZM31 47H32V46H31ZM74 47H75V46H74ZM80 47H81V46H80ZM101 47H102V45H101ZM103 47H102V48H103ZM147 47L149 48V49H148L149 51L147 50ZM165 47H166V46H165ZM195 47H196V45H195ZM253 47H254V46H253ZM253 47H252V48H253ZM255 47H256V46H255ZM2 48H3V47H2ZM18 48H21V49L23 50V48H22L21 46H20V47L18 46ZM18 48H16V49H18ZM61 48H60V49H61ZM71 48H72V47H71ZM92 48H93V47H92ZM97 48H98V47H97ZM102 48H101V49H102ZM106 48H107V47L105 46V51H106ZM110 48H111V47H110ZM112 48H113V47H112ZM162 48H163V47H162ZM170 48H172V47H170ZM238 48H239V47H238ZM240 48H241V47H240ZM0 49H1V47H0ZM4 49H6V47H5ZM7 49H8V48H7ZM12 49H13V48H12ZM62 49H63V48H62ZM64 49H65V48H64ZM72 49H73V48H72ZM74 49H75V48H74ZM78 49H79V47H78ZM93 49H94V48H93ZM99 49H100V48H99ZM116 49H117V48H116ZM122 49H123V48H122ZM133 49H134V50H133ZM158 49H156V50H158ZM168 49H169V48H168ZM249 49H250V48H249ZM259 49H261V48H259ZM263 49H264V48H263ZM9 50H11V49H9ZM9 50H8V51H9ZM19 50H20V49H19ZM22 50L19 51L20 54L22 53ZM65 50H66V49H65ZM75 50H76V49H75ZM79 50H80V52H79ZM79 50L76 51V52H78V54L81 55L82 57H85V58H86V54H87L88 52H87L86 50H83V49H82V50L79 49ZM90 50L92 51L91 48H90ZM97 50H98V49H97ZM112 50H114V52L116 51L115 48L112 49ZM150 50H151V52H150ZM246 50H247V48H246ZM8 51H6V52L8 53ZM16 51H17V50H16ZM30 51H31V50H30ZM70 51H71V49H70ZM70 51H69V52H70ZM95 51H96V50H95ZM100 51H101V50H100ZM103 51H104V50H103ZM120 51H121V50H120ZM237 51H239V50L237 49ZM241 51H243V50H241ZM244 51H245V50H244ZM244 51H243V52H244ZM255 51H256V49H255ZM3 52H4V51H3ZM17 52H18V51H17ZM17 52H14V51L9 52V53H13V54L16 53V54H14V56L11 54L12 57L10 56V54H8V55L10 56V58H12V59H11V61H12L11 64L9 63L10 66H11L12 64L14 65V63H13L14 58H16V57H15L16 55H17V56L19 55V54H17ZM71 52H72V51H71ZM76 52L74 51V52H73V55L76 54ZM107 52H108V51H107ZM125 52H126V54H127V50H126ZM125 52H123L124 55H125ZM228 52H230V51H228ZM228 52H227V54H228ZM263 52H264V50H263ZM0 53H2V52H0ZM66 53H67V52H66ZM104 53H105V52H104ZM104 53H103L104 57L102 58L103 60H101V62L97 61V60H99V59H101V58H98V59L95 60V58H97V57H95V58L92 57V56H94V55H92V56H90V57H91V59L94 58V60L96 61V62L94 61L95 63H97V64H98V62L101 63L100 65H102V61H103V63L106 64V65L104 64L106 67H107L108 64L112 63V62L109 60V59H111V57L113 58L112 61H114V60H115L114 58H116L117 56L120 57V55H119V54L117 55V53H115V55H114V53L112 52V53H113V56H115V57L111 56L112 53H111V54L109 53L110 56H109V54H104ZM238 53H239V54H238V55L236 54V55L234 56V58L232 57L233 59L229 57L230 59H232L231 62L234 61V62L239 63V62H238V61H239V58H240L241 55H244V53L242 54V52H240V51H239ZM240 53H241V55H240ZM252 53H254V52H252ZM252 53H250V54H252ZM259 53L261 54L262 51H259ZM259 53H258V54H259ZM59 54H60V53H59ZM90 54H92V53H90ZM101 54H102V53H101ZM101 54H99V57L101 56ZM217 54H216V55H217ZM262 54H263V53H262ZM2 55H3V54H2ZM2 55H1V56H2ZM8 55H7V56H8ZM88 55H89V54H88ZM103 55H102V56H103ZM127 55H128V54H127ZM157 55H158V54H157ZM216 55H215V56H216ZM3 56L5 57V54H4ZM3 56L1 57V59H3ZM9 56H8V57H9ZM21 56H22V55H20V58H21ZM25 56H26V54H25ZM69 56H70V55H69ZM71 56H72V55H71ZM95 56H96V55H95ZM102 56H101V57H102ZM108 56H109V58H108ZM229 56H230V55H229ZM244 56H245V55H244ZM246 56H248V55H246ZM8 57H7V61H6V60H5V61L3 60L2 62H3V63L8 62V60L10 59V58H8ZM18 57H19V56H18ZM122 57L124 58L123 55H122ZM122 57H121V58H122ZM213 57H214V56H213ZM5 58H6V57H5ZM22 58L24 59V55H23ZM27 58H28V56H26V59H27ZM65 58H68V57H65ZM107 58H108V60L110 61V63H109L108 60H106ZM123 58H122V60H123ZM161 58H162V56L160 55V59H161ZM215 58H216V60H214V61H215L216 64H217V62H218V58H217V56H216ZM224 58H225V57H224ZM259 58H260V57H259ZM261 58H263V57H261ZM16 59H17V58H16ZM60 59L62 60V57L59 58L58 60H59V62H60V63L62 64V66H63V63H64V62L62 63ZM89 59H90V58H87L86 60H89ZM206 59H207V58H206ZM212 59H213V58H211V60H212ZM230 59H228V60H230ZM36 60H37V57H36ZM67 60H68V59H67ZM86 60H79V61L77 60V61H75V62L77 63L76 67H78V70H79L78 72L76 71V74H77V73L79 74V76H77V77L82 78L83 80H85V75H84V74H85L86 71L88 70V68H87L86 65H90V64H87V63H86ZM118 60H119V58H118ZM122 60H121V62H122ZM211 60H210V61H211ZM224 60H225V59H224ZM256 60H257V59H256ZM9 61H10V60H9ZM37 61H38V60H37ZM125 61H126V64H127V60H126V59H125ZM205 61H206V60H205ZM205 61H203V63H204ZM214 61H213V62H214ZM222 61H223V60H222ZM258 61H259V60H258ZM14 62H16V61H14ZM59 62H58V63H59ZM67 62H68V61H67ZM67 62H66V64H67ZM75 62H74V64H75ZM84 62H85L86 64H85ZM91 62H92V61H90V63H91ZM115 62H116V61H115ZM129 62H128V63H129ZM201 62H202V60H201ZM220 62H221V61H219V63H220ZM223 62H224V61H223ZM3 63L0 62V65H1V64L3 65ZM27 63H28V62H27ZM27 63H26V67H27ZM36 63H37V62H36ZM42 63H43V62H42ZM113 63H114V62H113ZM113 63H112V64H113ZM160 63H161V62H160ZM170 63H171V64H170ZM206 63H207V61H206ZM208 63H209V62H208ZM232 63H233V62H232ZM257 63H259V62H257ZM261 63H263L262 60H261ZM7 64H8V63H7ZM9 64H8V66H9ZM29 64H30V63H29ZM39 64H40V63H39ZM66 64H64V66H66ZM121 64H122V63H121ZM163 64H162V65H163ZM212 64H213V63H212ZM214 64H215V63H214ZM4 65H5V64H4ZM18 65H19L18 62H17L16 65H14V67H15L14 70H15V71L10 69V72H12L11 75H13V71H14L16 74L18 73V74H20V75H21V73L24 72V71H22L21 73H19L20 70H18V72L16 71V67H17ZM32 65H33V64H32ZM36 65H37V64H36ZM50 65H51V64H50ZM59 65H60V64H59ZM69 65H70V64H69ZM93 65H94V64H93ZM114 65H115V64H114ZM116 65H117V64H116ZM116 65H115V68L118 69V66H119V65H118V66H116ZM122 65H123V64H122ZM209 65H210V63H209ZM223 65H224V64H223ZM223 65H222V67L224 68ZM263 65H264V64H263ZM8 66H7V67H8ZM10 66H9V67H10ZM30 66H31V65H30ZM42 66L45 67L44 65H42ZM51 66H52V65H51ZM51 66L48 65L47 68H50ZM108 66H109V65H108ZM111 66H113V65H111ZM126 66H128V65H126ZM9 67H8V68H9ZM43 67H40V65H39V67L36 68V70L39 72V73L37 72V73L39 74L37 77H34V75L32 74L33 72L31 73V74L33 75L34 78H31V77H30V78H31V80H30V81H31V82H30L31 84H30V85H27V84L25 83V82H26L25 80H23V81H18V79H17V80H15V79L13 80L12 78L9 79V80H7V81H4V82L7 83V86H8L9 88H11V90H13V91H17L19 94H21V97H23V98H27V96L29 97L30 95H32V96H33L32 98H34V100H37L36 98H38V97H34V96H37V95L40 94V93L42 94L41 96H43V95L45 96V95H46V97H47V94H49L50 91H51V89H52V87H51L52 85H50V84H51L50 77H49L47 74H46V75H43V74H42L41 68H43ZM54 67H55V66H54ZM70 67H73V66L70 65ZM91 67H92V65H91ZM97 67H98V68H102L101 66H100V67L97 66ZM106 67H105L106 71H107L108 69H111V68H109L110 66L107 67L108 69H107ZM123 67H124V66H123ZM211 67H212V66H211ZM213 67H214V65H213ZM217 67H218V66H217ZM222 67H220V68H222ZM0 68H2V67H0ZM4 68H5V67H4ZM4 68H3V69H4ZM20 68H21V67H20ZM47 68L45 67V68H43V70H47ZM74 68H75V67H74ZM93 68H94V67H93ZM93 68H92L91 72L94 71ZM98 68H97V69H98ZM121 68H122V67H121ZM6 69H7V68H6ZM27 69H28V68H27ZM31 69H32V67H31ZM218 69H219V68H218ZM23 70H24V69H23ZM29 70H30V69H29ZM48 70H50V69H48ZM74 70H75V69H74ZM103 70H104V68H103ZM112 70H113V71H111L112 73L115 72L114 69H112ZM120 70H122V69L119 68V70H116V74H117V72H122V71L125 72V71H124V68H123L122 71H120ZM125 70H128V68L125 67ZM134 70H135V69H134ZM160 70H159V72H160ZM202 70H201V72H202ZM220 70H223V69H219V71H220ZM233 70H234V69H233ZM2 71H3V70H2ZM8 71H9V69H8ZM25 71H26V70H25ZM33 71H35V67L33 68ZM100 71H101V70H100ZM108 71H109V70H108ZM128 71H129V70H128ZM140 71H139V72H140ZM153 71H154V72H153ZM216 71H217V68H216ZM216 71H215V72H216ZM219 71H218V72H219ZM44 72H45V71H43V73H44ZM47 72H48V71H47ZM72 72H73V71H72ZM88 72L90 73L89 70H88ZM103 72H105V70H104ZM123 72H122V73H123ZM126 72H127V71H126ZM129 72H133V70H132V71H129ZM136 72H134V73H136ZM159 72H158V73H159ZM215 72H214V73H215ZM220 72L222 73V71H220ZM228 72H229V71H228ZM242 72H243V71H242ZM6 73H7V72H6ZM27 73H28V72H27ZM66 73H67V72H66ZM66 73H63V74L66 75ZM74 73H75V72H74ZM105 73H106V72H105ZM140 73H141V72H140ZM148 73H147V74H148ZM158 73H157V74H158ZM231 73H232V72H231ZM248 73H249V72H248ZM7 74H8V73H7ZM16 74H15V75H16ZM34 74H35V73H34ZM56 74H57V73H56ZM56 74H55V76H57ZM63 74H61V75L63 76ZM69 74H71V73H69ZM72 74H73V73H72ZM78 74H77V75H78ZM87 74H88V73H87ZM87 74H86V75H87ZM114 74H115V73H114ZM114 74H111V73H110V76H111V75H114ZM125 74H126V73H125ZM144 74L142 75L143 77H144ZM155 74H156V73H154V75H155ZM157 74H156V75H157ZM165 74H164V76H166ZM199 74H200V73H199ZM240 74H241V72H240ZM240 74H239V73H238V74H237V73H234V74H232V75L230 74V75H228V76H225L226 79H229V80H231V81H233V82L235 83V87H236V85H237V87H239V88L236 87V89H235L236 92H237V89H238V93H237V95H239V96H238V97H239L238 100H239V102H240V103H239V102H238V103L241 104V105L244 107L243 109H246V110L251 111V112H253V111L256 112V113L258 112V113H257L258 115L261 113V114H262V117H261V118H264V71H261V70L259 71V70H258V73H257V72H255V71L253 70V72H250L249 74H247V73L244 74V75H246V76L248 75L247 77H245V76L242 74V75L244 76L243 79H242V77H241ZM26 75H27V74H26ZM67 75H68V74H67ZM67 75H66V76H67ZM74 75H75V74H74ZM74 75H73V76H74ZM123 75H124V74H123ZM132 75H133V74H132ZM136 75H137V74H136ZM136 75H135V77H136ZM156 75H155V76H156ZM158 75H159V74H158ZM211 75H212V74H211ZM0 76H1V75H0ZM2 76H3V75H2ZM13 76H14V75H13ZM13 76H12V77H13ZM17 76H18V75H17ZM58 76H60V75H58ZM62 76H61V77H62ZM66 76H65V77H66ZM90 76H91V75H90ZM106 76H107V73H106ZM117 76H119V75L117 74ZM120 76H121V75H120ZM155 76H154V78L151 77V78H153V80H151V81L155 82V84H156V82H158L157 84L159 85L161 82H160V81H154V79H156ZM161 76H162V74L160 75V79H163V78H161ZM164 76H162V77H164ZM216 76L219 77V76L217 75V73H216ZM216 76H212V77L216 79ZM220 76H221V75H220ZM222 76H224V75H222ZM22 77H24V75H23ZM25 77H26V76H25ZM27 77H28V78H27V82H28V80H29V76H27ZM65 77H63V78H65ZM67 77L69 78V76H67ZM75 77H76V76H75ZM86 77H87V76H86ZM93 77L97 79L98 75H97V77H95V76H93ZM93 77H92V78H93ZM107 77H108V76H107ZM107 77H106V78H107ZM112 77H113V76H112ZM112 77H111V79H112ZM147 77H148V76H147ZM147 77H146V78H147ZM167 77H166V79H167ZM0 78H1V77H0ZM8 78H10V77H8ZM17 78H19V76H18ZM54 78H55V77H54ZM68 78H66V79H68ZM73 78H74V77H73ZM79 78H76V79H78L79 81H82V80L79 79ZM115 78H116V77H115ZM125 78H126V77H123V80H124ZM127 78H130V79H126V80L130 81L131 78H133V76H131V77L129 76V77H128V74H127ZM136 78H137V77H136ZM140 78H141V76H140ZM148 78H149V77H148ZM148 78H147V79H148ZM173 78H172V79H173ZM202 78H203V77H202ZM221 78H223V77H221ZM4 79H5V78H4ZM58 79H59V78H58ZM60 79H61V78H60ZM86 79H89V80H90V78H86ZM103 79H104V78H103ZM117 79H119V78H117ZM117 79H115V80H117ZM121 79H122V78H121ZM134 79H135V78H133L131 81L136 82V80H137L138 78H137L136 80H134ZM143 79L145 80V78H143ZM158 79H159V78H158V76H157V80H158ZM1 80H3V79H1ZM64 80H65V79H64ZM71 80H72V79H71ZM73 80H74V79H73ZM78 80H77V81H78ZM101 80H102V79H101ZM109 80H110V79H109ZM123 80H122V81H123ZM163 80H164V79H163ZM167 80H168V79H167ZM198 80H199V79H198ZM200 80H201V79H200ZM200 80H199V81H200ZM91 81L94 82L93 80H91ZM97 81H98V80H97ZM99 81H100V80H99ZM137 81H139V80H137ZM148 81H150V80H148ZM151 81H150V82H151ZM168 81H170V80H168ZM241 81H242V82H241ZM243 81H244V84H243L244 86L242 87V84H241V83H243ZM4 82H3V83H4ZM61 82H62V79H61ZM61 82H60L59 84H61ZM71 82H72V81H71ZM73 82H74V81H73ZM88 82H89V81H88ZM92 82H91V84L94 85V86H96L97 83L94 82V83H96V84H93ZM101 82H104V81H101ZM101 82H99V83H101ZM105 82H106V81H105ZM105 82H104V83H105ZM113 82H114V81H113ZM118 82H119V80H118ZM124 82H125V81H124ZM141 82H143V81H142V78H141L140 84H141ZM146 82H147V81H145V83H146ZM150 82H148V83H150ZM153 82H152V83H153ZM159 82H160V83H159ZM162 82H163V81H162ZM173 82L171 81V83H173ZM200 82H201V81H200ZM203 82H204V81H203ZM209 82H210V81H208V83H209ZM240 82H241V83H240ZM0 83H1V82H0ZM39 83H40L41 85H43L42 89L39 88L40 86H39L38 88H36V84H37V86H38ZM75 83H77V82L75 81ZM75 83H73V84L75 85ZM83 83H86V82L83 81ZM89 83H90V82H89ZM99 83H98V84H99ZM106 83H107V82H106ZM109 83H110V82H109ZM111 83H112V82H111ZM121 83H122V82L120 81V84H118L117 86L121 85ZM125 83H126V82H125ZM125 83H123V84H125ZM130 83H131V82H130ZM130 83L128 82V85H129ZM132 83H133V82H132ZM201 83H202V82H201ZM221 83H222V82H221ZM221 83H220V84H221ZM67 84H68V83H67ZM77 84H79V82H78ZM80 84H81V82H80ZM91 84H89V87H91V86H90ZM98 84H97L96 88H97L98 86H100V85H98ZM116 84H117V83H116ZM116 84H115V85H116ZM126 84H127V83H126ZM136 84H137V83H136ZM136 84H135V85H136ZM142 84H143V83H142ZM146 84H147V83H146ZM164 84H165V83H164ZM205 84H206V83H205ZM210 84H211V82H210ZM210 84H209V85H210ZM53 85H54V84H53ZM69 85H71V84L69 83ZM84 85H86V84H84ZM87 85H88V84H87ZM103 85L106 86V84H103ZM110 85H111V84H110ZM110 85H109V86H110ZM132 85H133L132 87H134V84H132ZM158 85L154 86V88H156ZM160 85H162V84H160ZM160 85H159V86H160ZM165 85H166V87L164 86V88H165V90H166V94L168 95V93H167V92H169V91L167 90V89H168V86H167V84H165ZM179 85H180V86H179ZM194 85H195V84H194ZM198 85L201 87V86L204 85V83H203V85L200 84V83H199ZM206 85H207V84H206ZM212 85H213V83H212ZM214 85H215V84H214ZM238 85H240V86H238ZM58 86H59V85H58ZM58 86H57L56 89H58L59 87H61L62 84H61L59 87H58ZM112 86H113V85H112ZM125 86H126V89H129V87L127 88V85H125ZM130 86H131V85H130ZM140 86L142 87V85H140ZM175 86H176V85H175ZM204 86H205V85H204ZM215 86H216V88H218L219 84H218V85H215ZM215 86H214V89H216ZM231 86H232V85H231ZM69 87H70V86H69ZM71 87H73V86H71ZM79 87L81 88V87H83V86L80 85ZM87 87H88V86H87ZM87 87L84 86V88H83L84 91H85V89H86ZM122 87H123V86H122ZM122 87H121V88L119 87V88L122 89ZM147 87H148V89H150V88H149L150 86H147ZM152 87H153V84H152ZM162 87H163V86H162ZM162 87H160V88L163 89ZM169 87H170V86H169ZM206 87H210V88H212L211 86H208V85H207ZM232 87H233V86H232ZM235 87H234V88H235ZM240 87H242V89H240ZM32 88H33V89H32ZM53 88H54V87H53ZM73 88H74V87H73ZM77 88H78V86L76 87V89H77ZM80 88H79V89H80ZM92 88H93V86H92ZM99 88H100V87H99ZM99 88H97V89H99ZM101 88H105L106 91H108L107 88H109V87H107V88H106V87H101ZM111 88L113 89V87H110L109 89L111 90ZM124 88H125V87H124ZM137 88H138V87H137ZM166 88H167V89H166ZM182 88H181V89H182ZM198 88H199V87H198ZM54 89H55V88H54ZM60 89H64V88L62 87V88H60ZM60 89H59V90H60ZM66 89H69V88H66ZM71 89H72V88H71ZM131 89H133V88H131ZM156 89H157V88H156ZM161 89H160V90H161ZM214 89L212 88V90H214ZM218 89H219V88H218ZM52 90H53V89H52ZM59 90H57V91H58L57 93H59ZM90 90H91V88H90L89 90H88V88H87V91H88V92H84V93H85V94L89 93V95H90V92H91ZM110 90H109V91H110ZM117 90H118V89H117ZM117 90H116V88H114V90H113L114 92L111 91L112 94L115 93ZM133 90H134V89H133ZM138 90H139V88H138ZM151 90H152V89H151ZM151 90H150V91H151ZM157 90H159V88H158ZM160 90L158 91L159 93H161ZM163 90H164V89H163ZM163 90H162V91H163ZM196 90H199V89H196ZM208 90H209V89H208ZM216 90H217V89H216ZM223 90H225V89H223ZM231 90H233V89L231 88ZM0 91H1V89H0ZM89 91H90V92H89ZM128 91H129V92H128ZM128 91H127V92L130 93V90H128ZM131 91H132V90H131ZM171 91L173 92L174 90H171ZM171 91H170V92H171ZM205 91H206V90H205ZM205 91H204L203 93H205ZM217 91H218V90H217ZM55 92H56V90H55ZM74 92H76L75 89H74V91H73V89H72V93H73V95H71L72 93L70 94L69 92H67V93H66V92H63V93H62V92H61V93H59L58 98H57V95H56V98H57L58 100H60L59 98L62 99V98H67V97H68L67 99L70 100V101H68L69 104H70L71 101H74V97H75V100H76V97H78V96H76L75 94L79 95L78 93H74ZM81 92L83 93V91H81ZM81 92H80V94H81ZM99 92H102V93H103V92H104V89H103V91L99 90ZM132 92H135V91H132ZM132 92H131V93H132ZM136 92H137V90H136ZM142 92H145V90L143 89ZM142 92H141V93H142ZM148 92H149V91H148ZM152 92H153V90L151 91V93H152ZM154 92H155V91H154ZM156 92H157V91H156ZM170 92H169V93H170ZM174 92H175V91H174ZM189 92H190V91H189ZM218 92H219V91H218ZM222 92H223V91H222ZM232 92H233V91H232ZM236 92H235V93H236ZM4 93H5V92H4ZM7 93H8V92L6 91V95H7V97H6V95L3 94V92H0V115H1V113H2V115H1L2 118H3L2 120H4V122H6L5 124H7L8 127H9V128H8L7 126H5V128L7 127L8 129H4V128H2V133H1V128H0V133H1V134H3V131H4V130H9V132L7 131L8 134H9L8 136H7V133H6V135H1V136H5V137H0V144H1L0 146H2V149H3L2 152H6V153L9 152V150H14L15 148L18 150V148H21V147H22V146L19 147L20 144H19V146H18V142H17V144H16V141H18V140H19V142H21V141H23V140H30V141H32V143L36 142V140L38 141L39 136H37V133H36V135L34 134V133H35V130H33V124H32L33 121H32V123L30 122V117H31L33 114L35 115L36 112L43 111V110H39V109H38L39 111H36V112H35L34 109L32 110L30 107H28V109L32 110L31 112H34V113H33L32 115H31L30 113H27L28 115L24 116V119L21 121V119H19L18 117H16V116H19V115H15V112H16V111H17V112L24 111L23 109H25V106H24V105H23V107L21 106L22 109H14V108H13V105H14V104L12 103V104H13V105H12L11 102H8V100H7V98H8V94H9V93L12 94V93H11V92H9L8 94H7ZM106 93H107V92H106ZM106 93H105V94H106ZM141 93H138V94H140V95H139V97L136 96V99L131 98V99H133L134 101L131 102V105H130V106L132 107V109H135V110H136V111H134V113L137 112V113H140L141 115L144 116V115H145V111H144L143 109H144V107L148 104V101H149L148 99L151 98V97L153 96V94H152L151 97H150V95L148 94V95H149V97H148L147 94L145 93L146 96L148 97V99H147L146 96H145V98H143V97H142L143 95H141ZM162 93H164V91H163ZM162 93H161V94H162ZM209 93H210V92H209ZM209 93H208V96H210ZM52 94H53V93H52ZM55 94H56V93H55ZM55 94H54V96H55ZM68 94H70V97H69ZM85 94H84V98H85V100H86ZM103 94H104V93H103ZM103 94H100V95H103ZM108 94H109V93H108ZM138 94H137V95H138ZM143 94H144V93H143ZM156 94H157V93H156ZM156 94H155V96H156ZM161 94H159V95L162 97ZM164 94H165V93H164ZM166 94H165V95H166ZM170 94L173 95V93H170ZM174 94H176V92H175ZM87 95H88V94H87ZM110 95H111V94H110ZM110 95H109V97H110ZM117 95H118V93H117L116 95H114V96H117ZM157 95H158V94H157ZM165 95H164V97H165ZM182 95H184V94H182ZM182 95H181V96H182ZM217 95H218V94H217ZM219 95L221 96V94H219ZM222 95H223V94H222ZM226 95H227V93H226ZM237 95L235 96L236 99H237ZM79 96H80V95H79ZM81 96H82V94H81ZM91 96H93V95H91ZM107 96H108V95H107ZM107 96H105V97H107ZM111 96H112V95H111ZM129 96H130V94H129ZM129 96H128V97H129ZM160 96H159V98H161ZM174 96H177V95H174ZM174 96H173L172 98H174ZM181 96H180V97H181ZM215 96H216V95H214L213 97H215ZM49 97H50V96H49ZM49 97H48V98H49ZM82 97H83V96H82ZM96 97H97V95H96ZM112 97H113V96H112ZM137 97H138V98H137ZM170 97H171V96H170ZM192 97H193V96H192ZM205 97H206V96L204 95V98H205ZM210 97H211V96H210ZM210 97H209V98H210ZM52 98H53V97H52ZM56 98H55V100H56ZM80 98H81V97H80ZM87 98H88V97H87ZM90 98H91V97H90ZM90 98H88V99H90ZM92 98L95 99L94 97H92ZM115 98H116V97H115ZM119 98H120V97H119ZM159 98H158V99H159ZM167 98H168V97H167ZM188 98L190 99L189 96H187V98H185V99H188ZM202 98H203V97H202ZM202 98H201V100H202ZM206 98H207V97H206ZM209 98H208V99H209ZM230 98H231V97H230ZM27 99H28V101L26 102V106H30V105H32V101H33V99H31V96H30V98H27ZM27 99H26V100H27ZM46 99H47V98H46ZM82 99H83V98H82ZM107 99H109V98H107ZM110 99H113V98L110 97ZM116 99H118V98H116ZM162 99H163V98H162ZM164 99H165V98H164ZM174 99H175V98H174ZM176 99H177V98H176ZM178 99H181L180 101H182V99L184 100V97H183V98H178ZM208 99H207V100H208ZM218 99H219V98H218ZM218 99H217V100L214 99L215 101L213 100V104H212L213 107H214L215 102L219 101ZM39 100L42 101V99H38V101H39ZM77 100H78V99H77ZM79 100H80V99H79ZM120 100H123V99H120ZM127 100H128V98L126 99V101H127ZM140 100H142V101H140ZM153 100H154V98H153ZM192 100H193V102H194V97H193ZM197 100L199 101V99H197ZM209 100H210V99H209ZM227 100H229L230 102H232L229 98H228ZM41 101H40V102H41ZM49 101H51V100H49ZM64 101H65V100L63 99V102H64ZM81 101H82V102L78 101V102H80V104H78V102H77L78 105H76V106H73V105H72V107L69 106L70 108H73V107H74V109H76V113H77V114H74V115H75L74 117L76 118V121H77V119H81V120L83 119V122H84V123H83V122H81V121L79 120V123L81 122V123H80L81 125H80L79 123H76V124H79V125H80V126L77 125L80 129L78 128V129L76 130L77 126L75 127V129H73V130H76L74 133L78 132V133L80 134V138H81V139H80V142L78 141L77 143H75L76 145H77L78 143H79L80 145H78V146H79V147H78L79 149L77 148L78 151L75 150V154H76V155H75V157L73 158V162H72V163L74 164L73 166H76V167H77V166H80V169H82L81 171H82L83 173H84V172L86 173V172H91V171H92V173H91V177H92L93 180L97 183V184H96V183L94 182V183L96 184L97 188L106 194V195L104 194V195H105V196H104L103 193L101 192V193H102L101 195H103L104 197H106L105 201H104V199H102V196H101V198H99V199L95 196V197H96V198H95L96 200H97V199H98V200H101V199H102L106 204H107V203L109 204V202L111 203V201H114V203H115L116 201L114 200V198L118 197L120 193H122V194H121L122 197H119L120 199H122L123 197L126 198V197L128 196V195L126 196V195L123 194V192H124V191L126 192L128 189H127V187H126V188L124 187V188H125V190L123 189L124 191L119 190V189L116 190L115 187L117 186V184H119L120 181H119V182H116V184H115V183H111V181H107V182H106V181H104L103 179H105V178L108 176V174H110V173H112V174L114 175V173L117 172L116 175H118V174L120 173L119 170H121V166H120V165H119L120 167L118 166V167H119L118 170H117V167H116V171H115V172H111L113 169H110V170H109V169H108V166H106V164H105V163H106V162H105V161H106L105 158H104V157L101 158V157L99 156V154H98V153H100V152L98 151V150H99L98 148L101 147V146H106V144L108 143L107 140L109 139V138L106 139V142H105V141L103 140V138H106V137H101L102 133L100 134V133L98 132V130H97V129H99L100 127L102 128V127H103L102 125L106 124V123H103L104 120L101 121L102 119H101V117L99 116V113H98V112L96 113V112L94 111V109H95L94 107H96V108L98 109V108H99L98 106H100V104H99L98 106L96 105V106H94V107L92 106V107L86 108V107H82V106H84V104H85L86 102H88V101L85 102L84 99L81 100ZM130 101H131V100H130ZM138 101H140V102H138ZM154 101H156V103H158L157 101H159V100H154ZM161 101H162V100H161ZM163 101H164V100H163ZM172 101H173V99H172ZM172 101H171L170 104H175V105H176V102H173V103H172ZM195 101H196V100H195ZM198 101H197V102H198ZM233 101H234V100H233ZM34 102H35V101H34ZM47 102H48V100H47ZM47 102H45V103H47ZM51 102H52V101H51ZM57 102H58V101H57ZM57 102H56V103H57ZM60 102H61V100H60ZM65 102H66V101H65ZM84 102H85V103H84ZM151 102H152V103H151ZM166 102L168 103V102H170V101H166ZM200 102H201V101H200ZM223 102H224V101H223ZM236 102H237V101H236ZM149 103H151V104H155V103H153L152 98H151V101H150ZM164 103H165V102H164ZM201 103H203V102H201ZM210 103H212V102H210ZM225 103H226V102H225ZM232 103H233V102H232ZM24 104H25V102H24ZM52 104L54 105V103H52ZM63 104H64V103H63ZM72 104H73V103H72ZM90 104L95 105V104H93V103H90ZM90 104H89V105H90ZM116 104H117V103H116ZM129 104H130V103H129ZM165 104H166V103H165ZM165 104H164V105H165ZM177 104H179V106H181V107L178 106V108H182V110L184 109V107H187V106H183V107H182V105H183L182 103H181V105H180V103H177ZM193 104L195 105L194 107H196L198 103H196V104L193 103ZM208 104H209V103H208V101H207V106H208ZM65 105H66V104H65ZM119 105H120V104H119ZM126 105H127V104H126ZM149 105H150V104H149ZM159 105H161V104L159 103ZM159 105L156 104L155 109H156L157 106L159 107ZM202 105H203L202 107H204V103H203ZM209 105H210V104H209ZM212 105H211V106H212ZM217 105H218V104H217ZM220 105H221V104H220ZM224 105H225V104H224ZM228 105H229V104H228ZM228 105H227V106H228ZM231 105H232V104H231ZM113 106H115V105L113 104ZM168 106H170V108H172L173 105H168ZM198 106H199V109H200V108H201V105L199 104ZM198 106H197V107H198ZM205 106H206V105H205ZM211 106H210V107H211ZM229 106H230V105H229ZM232 106H233V105H232ZM49 107H50V108H53L52 105H50ZM49 107H48V109H47L48 111L50 110ZM63 107H65V106H63ZM67 107H68V106H67ZM69 107H68V111H69ZM100 107H101V106H100ZM125 107H126V106H125ZM150 107H151V105H150ZM153 107H154V106H152L151 109H152ZM164 107H165V106H164ZM175 107H176V106H175ZM189 107H191V105H190ZM189 107L185 108V110L188 109ZM208 107H209V106H208ZM210 107H209V110H210ZM213 107H212V108H213ZM218 107H220V106H218ZM221 107H222V106H221ZM223 107H224V106H223ZM230 107H231V106H230ZM18 108H20V107H18ZM65 108H66V107H65ZM65 108H64V109H65ZM91 108H94V109H91ZM162 108H163V107H162ZM170 108L167 107L166 110H167V111H171L172 109H174V108H172V109H170ZM224 108H225V107H224ZM233 108H234V106H233ZM26 109H27V108H26ZM43 109H44V107H43ZM62 109H63V108H62ZM66 109H67V108H66ZM66 109L64 110L65 112H66ZM97 109H96V111H98ZM99 109H100V108H99ZM110 109H112V108H110ZM116 109H117V108H115L114 110H116ZM155 109H154V110H155ZM168 109H170V110H168ZM176 109H177V107H176ZM193 109H195V108H193ZM199 109H198V110H199ZM201 109H204V108H201ZM205 109L207 110V107H205ZM214 109H215V108H213L212 110H214ZM222 109H223V108H222ZM222 109H221L220 111H222ZM236 109H237V108H236ZM236 109H235V111H236V117H237L239 114H237V110H236ZM238 109H240V108H238ZM52 110H53V109H52ZM52 110H50V111H52ZM72 110H73V109H72ZM92 110H93V111H92ZM130 110H131V109H130ZM146 110H147V109H146ZM149 110H150V108H149ZM160 110H161V109H160ZM180 110H181V109H180ZM180 110L178 111V113H179V112H183L182 110H181V111H180ZM206 110H205V111H206ZM223 110H224V109H223ZM227 110H229V109H227ZM230 110H232V109H230ZM26 111H27V110H26ZM58 111H61V110H58ZM128 111H129V110H128ZM128 111H127V112L125 111V113H128V114L131 113V114L134 115V113H132V112H128ZM155 111L157 112V110H155ZM158 111H159V110H158ZM163 111H164V110H163ZM163 111H161V112H163ZM167 111H166V112H167ZM172 111H173V110H172ZM186 111H187V110H186ZM191 111H193V110H191ZM191 111H190L189 113H191ZM194 111H195V110H194ZM224 111H226V110H224ZM233 111H234V109H233ZM233 111H231V113H232ZM235 111H234V112H235ZM27 112H29V111H27ZM62 112H63V111H62ZM62 112H61V113H62ZM65 112H64V113H65ZM146 112H147V111H146ZM148 112H150V111H148ZM161 112H159V113H160V116H161V114H162ZM173 112H177V111H173ZM200 112H204V111L202 110V111H200ZM211 112H212V111H211ZM226 112H228V111H226ZM25 113H26V112L24 111V113H22L21 115H23V114H25ZM42 113H43L42 115H44V112H42ZM46 113H49V112L46 111ZM53 113H54V111H53ZM53 113H52V115H54ZM59 113H60V112H59ZM154 113H155V112H153L152 114H154ZM159 113H155V114L157 115V114H159ZM170 113H171V112H170ZM189 113H188V114H189ZM215 113H217V112H215ZM244 113H245V111H244ZM244 113H242V114H244ZM256 113H255V114H256ZM3 114H4V115H3ZM40 114H41V113L39 112V115H40ZM113 114H114V112H113ZM131 114H130V115H131ZM155 114H154V115H155ZM166 114L168 115V113H166ZM174 114H175V113H174ZM196 114H198V112H196ZM199 114H200L201 119H199L200 117L197 118V117L194 115V116H195L194 118H197V119L199 120V123H201L202 120H203V122H204V121L206 122L207 117L210 119V121H213V119L210 118V117H212L211 115H210V116L207 115V117H206V116L204 115V113H199ZM201 114H203V115L205 116V119L202 118ZM210 114H211V113H210ZM242 114H241L240 117H242ZM253 114H254V113H253ZM255 114H254V115H255ZM29 115H30V116H29ZM47 115H49V114H47ZM50 115H51V113H50ZM56 115L59 116V115H58V112H57ZM56 115H54L53 117H55ZM62 115H63V113H62L60 116H62ZM65 115H67V114H65ZM72 115H73V114H72ZM78 115H79V116H78ZM100 115H101V114H100ZM133 115H132V116H133ZM135 115H136V114H135ZM135 115H134V116H135ZM162 115H164V114H162ZM231 115H233V114H230V116H231ZM244 115H245V114H244ZM57 116H56V117H57ZM63 116H64V115H63ZM170 116H172V115H169V117H170ZM177 116H178V115H177ZM179 116H180V115H179ZM179 116H178V117H179ZM181 116H182V114H181ZM181 116H180V117H181ZM187 116H188V115H187ZM187 116L185 115V117H187ZM190 116H193V113L190 114ZM197 116H199V115H197ZM204 116H203V117H204ZM225 116H226V115H225ZM227 116H229V115H227ZM227 116H226V117H227ZM234 116H235V114H234L232 117H234ZM246 116H247V115H245L244 117H246ZM249 116H251V115H249ZM259 116H261V115H259ZM19 117H20V116H19ZM56 117H55V118H56ZM65 117H68V118H69V116H65ZM65 117H64V118H65ZM74 117H72V119H74ZM102 117H103V116H102ZM144 117H145V116H144ZM157 117H158V116H157ZM169 117H168V118H169ZM232 117H228L229 119L226 118V119H228L227 121H228V122H229V121L231 122V119H230V118H232ZM236 117H235V118H236ZM21 118H22V117H21ZM39 118H40V117H39ZM42 118H43V117H42ZM57 118H58V117H57ZM64 118H62V119H64ZM160 118L162 119V117H160ZM163 118H165V117H163ZM168 118H165V119L167 120ZM175 118H176V116H175ZM237 118H238V117H237ZM237 118H236V119H237ZM257 118H258V117H257ZM62 119H61V120H62ZM72 119H71V120H72ZM100 119H101V120H100ZM143 119H144V118H143ZM178 119H179V118H178ZM181 119H184V117L182 116ZM185 119H186V118H185ZM187 119H190L189 116L187 117ZM187 119H186L185 122H187ZM247 119H248V118H247ZM258 119H259V118H258ZM2 120H1V121H2ZM50 120H52V118H51V119L49 118L48 121L46 120L45 123H46V122L51 123L52 121L50 122ZM54 120H56V119H54ZM68 120H70V119H68ZM68 120H66V121H68ZM133 120H134V119H133ZM166 120L163 119L161 122L164 121V122L168 123V121H169L170 119H168L167 121H166ZM192 120H194V119H192ZM195 120H196V119H195ZM195 120H194V122L192 121L193 124L196 123V122L198 123V121L195 122ZM200 120H201V121H200ZM232 120H233V119H232ZM239 120H240V119H239ZM239 120H238V121H239ZM242 120H243V119L241 118L240 121H242ZM250 120H251V118H249V121H250ZM76 121H75V122H76ZM110 121H111V120H110ZM116 121H121V120H116ZM123 121H124V120H123ZM123 121H122V123H123ZM126 121H127V120H126ZM126 121H125V123H126ZM129 121H130V120H129ZM129 121H128V122H129ZM134 121H135V120H134ZM134 121H130V123H131V122H134ZM179 121H180V119H179ZM181 121H182V120H181ZM181 121H180V122H181ZM208 121H209V120H207V122H206L207 124L204 122V123H205V124H204L205 126L208 125L209 123H210V124L212 123V122H210V121H209V123H208ZM214 121H215V120H214ZM221 121H222V120H221ZM221 121H220V122H221ZM223 121H225V120H223ZM223 121H222V122H223ZM227 121H226V122H227ZM240 121H239L238 124H243V123H244L243 121H242L243 123H242V122L240 123ZM244 121L247 122L246 119H244ZM27 122L29 123V126H27ZM35 122H36V121H35ZM37 122H39V121L37 120ZM37 122H36V123H37ZM60 122H61V121H60ZM71 122H72V121H71ZM106 122H108V121H106ZM136 122H137V120H136ZM159 122H160V121H159ZM161 122H160V124H161ZM164 122H163V123H164ZM170 122H171V124H172L171 127H173V124H174V123L176 124L177 121L174 120V118L172 117V119L169 121V123H170ZM180 122H178V124H180ZM192 122H191V123H192ZM228 122H227V123H228ZM230 122H229L228 124H230ZM246 122H245V123H246ZM24 123H26V126H22V127H20V126L23 125ZM42 123H44V122L42 121ZM45 123H44V124H45ZM68 123H69V122H68ZM68 123H67V124H68ZM82 123H83V124H82ZM109 123H110V122H109ZM109 123H107V124L109 125V126L107 125L108 127H110V125H111V124H109ZM111 123H113V122H111ZM115 123H116V122H114V124H115ZM125 123H124V124H125ZM169 123H168V124H169ZM191 123L189 122L188 124H191ZM213 123H214V122H213ZM224 123H225V122H224ZM236 123H237V122H236ZM245 123H244V124H245ZM254 123H255V121H254ZM256 123H257V119H256ZM3 124H4V123H3ZM5 124H4V125H5ZM37 124H38V123H37ZM39 124H40V123H39ZM39 124H38V125H39ZM44 124H43V125H44ZM56 124H57V126H58V124H59V125H60V124H63V122H62V123H59L58 120H57ZM70 124H71V123H70ZM74 124H75V123H74ZM76 124H75V125H76ZM124 124H123V125H124ZM126 124H127V123H126ZM132 124H134V123H132ZM145 124H146V123H145ZM149 124H151V123H149ZM157 124H158V123H157ZM160 124H158V128L160 127ZM181 124H182V126H185V125H186L185 123L183 124L182 122H181ZM181 124H180V125H181ZM193 124H192V126H193ZM228 124H227V125H228ZM246 124H247V126H248V123H246ZM246 124H245V125H246ZM252 124H253V123L251 122V124H250L249 126H250V127H251V126L254 127V125H252ZM1 125H2V123H1ZM24 125H25V124H24ZM63 125H64V124H63ZM72 125H73V124H71V126H72ZM75 125H74V126H75ZM134 125H135V127H136L137 124H134ZM138 125H139V124H138ZM140 125H141V124H140ZM140 125H139V126H140ZM147 125H148V123H147ZM147 125H146L145 129H147ZM152 125H155V123L152 124ZM165 125H167V124H165ZM180 125H179V126H180ZM194 125H195V124H194ZM227 125H226V126H227ZM245 125H244V126H245ZM17 126H18V127H17ZM39 126L42 127L41 125H39ZM65 126H66V125H64V127H62V125H60V126L57 128V132L59 133L60 131H62V133H63V131L65 132L66 130H67L68 132L71 131V129H72L71 126H69V127H71V129L68 127L70 130L67 129V128H66L65 130H59V129H62V128L64 129ZM74 126H73V127H74ZM105 126H106V125H105ZM116 126H117V125H116ZM130 126H132V125H130ZM148 126H149V125H148ZM156 126H157V125H156ZM169 126H170V124H169ZM199 126H202V124H200ZM199 126H198V127H199ZM205 126H203V127H205ZM208 126H209V125H208ZM214 126L217 127V125H214ZM222 126H224L223 123H222ZM226 126H225V127H226ZM230 126L232 127V124H230ZM233 126H234V129H235V124H234ZM237 126H239V125H237ZM237 126H236V128H238ZM244 126L242 125V128H243ZM0 127H1V126H0ZM34 127H35V125H34ZM40 127H39V129H40ZM60 127H61V128H60ZM111 127H114L113 124L111 125ZM126 127H127V126H126ZM128 127H129V126H128ZM128 127H127V128H128ZM132 127L134 128V126H132ZM132 127H131V129H132ZM137 127H138V126H137ZM140 127H141V126H140ZM164 127H165V126H163V129H164ZM167 127H168V126H167ZM171 127H169V128H170L169 131L172 129ZM175 127H177V125H175ZM189 127L194 131V128H193V127H191V126H189ZM194 127H196V126H194ZM206 127H207V126H206ZM218 127H219V126H218ZM228 127H229V126H228ZM43 128H44V127H43ZM101 128H100V129H101ZM114 128H115V127H114ZM141 128H142V127H141ZM149 128H150V127H149ZM149 128H148V129H149ZM151 128H154V126H153V127L151 126ZM165 128H166V127H165ZM173 128H174V127H173ZM180 128H181V126H180ZM190 128H188V125H187V128H186V129H190ZM213 128H214V127H213ZM222 128H223V127H222ZM222 128H221V129H222ZM3 129H4V130H3ZM37 129H38V128H36V132L38 131ZM46 129H47V128H46ZM104 129H105V127H104ZM104 129H102V130H104ZM108 129H109V128H108ZM110 129H111V128H110ZM117 129H118V127H117ZM119 129L121 130V128H119ZM119 129H118V130H119ZM154 129L156 130L157 127H155ZM154 129H152V131H153ZM160 129L162 130V128H160ZM160 129H159V130H160ZM174 129H175V128H174ZM186 129L184 130V131H186L185 135L188 136L187 134H189V133L187 132ZM199 129H200V127H199ZM202 129H203V128H202ZM205 129L207 130V128H205ZM210 129H211V131H212V128H210ZM215 129H217V128H215ZM219 129H220V128H219ZM219 129H218V131L220 132ZM229 129H230V128H229ZM238 129L240 130L241 128H238ZM135 130H136V128H135ZM149 130H151V129H149ZM159 130H158V131H159ZM164 130H166V129H164ZM175 130H176V129H175ZM175 130H173V131L175 132ZM178 130H179V129H178ZM178 130L176 131L177 133L175 132L176 134H178ZM192 130H191V131L188 130V131H189V132H192ZM200 130H201V129H200ZM206 130H205V131H206ZM242 130H244V129H242ZM245 130H247V129H245ZM248 130H249V129H248ZM252 130H253V129H251V131H252ZM256 130H257V128H256ZM259 130H262V129H259ZM100 131H101V130H100ZM104 131H105L104 133L107 134V130H104ZM127 131H128V130H127ZM130 131H131V130H130ZM145 131H146V130H145ZM145 131H144V132H145ZM152 131H151V132H152ZM156 131H157V130H156ZM158 131H157V133H158ZM184 131H180V130H179V133H180V132L183 133ZM195 131H196V130H195ZM197 131H198V130H197ZM205 131H203V132H201V133H205ZM211 131H209V132H211ZM216 131H217V130H216ZM218 131H217V132H218ZM222 131L225 132L226 130H222ZM229 131H230V130H229ZM231 131H233V132H234V131H235V132H238V130H231ZM253 131L255 132V130H253ZM43 132H45V131H43ZM50 132H51V131H50ZM68 132H67V134H68ZM71 132H72V131H71ZM71 132H69V133H71ZM97 132H98V133H97ZM101 132H102V131H101ZM108 132H109V133H108L109 135L112 134L111 136L115 135V134L112 133L111 131H108ZM121 132H122V131H121ZM133 132H136V131L133 130ZM137 132H138V131H137ZM146 132H147V131H146ZM146 132H145V133H146ZM166 132H168V131H166ZM166 132H164V133H166ZM170 132H172V131H170ZM217 132H216V133H217ZM219 132H218V134H216V135H218V136L215 135V136H216V139H215L214 135H213L214 138H213V137H210L211 135H209V137H208V138L211 139V140L214 139L213 142H212L211 140H209L210 143L207 144V145H208V146L210 145V147H207V146H206L207 148H210L211 153H210V152L208 153V152H205V151H204V152H205L206 154H209V157H210V155L212 154L211 159H213V156H214V158H215V155H216V156L221 160V158H222V157L224 156V154H225V151H226V145H227V144H231V140L234 138V137H233V138H232V137H229L230 141L227 140V141L224 142L223 140H225V139H224V138L221 139L222 137H221V134H220V136H219ZM248 132H249V131H248ZM31 133H32V135H31ZM39 133H40V132H39ZM45 133L47 134V132H45ZM58 133H56V134H58ZM62 133H61V134L59 133V134L63 137V139H64L65 136H68V135H70V136H74V135H76V134H73V133H72V134H68V135H62ZM193 133H195V132H193ZM231 133H232V132H231ZM261 133H262V131H261ZM46 134L43 133V136L40 135V137H42V139H43V137L46 138ZM106 134H105V135H106ZM108 134H107L106 136H108ZM154 134H156V133H154ZM161 134H162V133H161ZM172 134H173V133H172ZM208 134H209V133H208ZM222 134H223V133H222ZM227 134H228V133H227ZM227 134H226V135H227ZM243 134H244V133H243ZM255 134H256V133H255ZM60 135H58V136L60 137ZM137 135H138V134H137ZM159 135H160V133H159ZM179 135H180V134H178V136H179ZM181 135H182V134H181ZM181 135H180V136H181ZM190 135H191V134H189V136H190ZM195 135H197V134H195ZM202 135H203V134H202ZM202 135H201V136H202ZM228 135H230V134H228ZM235 135H236V134H235ZM6 136H7V137H6ZM48 136H49V133H48ZM51 136L53 137V140H55V139H54L55 134H54V135L52 134V135H50L49 137H51ZM102 136H103V135H102ZM111 136H110V137H111ZM144 136H145V135H144ZM165 136H167V134H166ZM175 136H176V135H175ZM182 136H184V135H182ZM186 136H185V137H186ZM189 136H188V137H189ZM206 136H208V135L206 134ZM223 136H225V134H224ZM230 136H233V135L231 134ZM239 136H240V135H239ZM244 136H245V135H243V137H244ZM252 136H253V135H252ZM254 136H255V135H254ZM256 136H258V135H256ZM55 137H56V143H58V142H59V143L64 142L62 138H60V140L62 139V140H61L62 142H60V141L57 142V140H59V138L57 139V136H55ZM76 137H77V136H74L73 138L70 137L69 140H70V141H71V140H72V141H77L79 138L75 139ZM114 137H115V136H113V138H114ZM140 137H141V136H140ZM170 137H171V136H170ZM185 137H184V138H185ZM188 137H187V139H188ZM197 137H199V136H197ZM202 137H203V136H202ZM217 137H218V138H217ZM220 137H221V138H220ZM262 137H264V136H262ZM262 137H260V138H262ZM15 138H16V140H15ZM65 138L67 139V138H69V136H68V137H65ZM101 138H102V139H101ZM111 138H112V137H111ZM111 138H110V139H111ZM163 138H165V137H163ZM163 138H162V139H163ZM171 138H173V136H172ZM171 138H170V140H171ZM178 138H179V137H177V139H178ZM182 138H183V137H180L181 140L184 139V138H183V139H182ZM190 138H191V137H189V140H191ZM193 138H194V137H193ZM193 138H192V139H193ZM205 138H206V137L204 136L203 139H205ZM225 138H226V137H225ZM237 138L239 139L240 137H237ZM241 138H242V137H241ZM246 138L249 139V138H251V137H250V135H249V137H247V135H246V136H245V140H247ZM256 138H257L258 140L260 139L259 137H256ZM139 139H140V138H139ZM165 139H166V138H165ZM180 139H178V140H180ZM185 139H186V138H185ZM194 139H195V138H194ZM200 139H201V138H197V140H196L197 143L200 141ZM234 139H236V137H235ZM234 139H233L232 141H234ZM238 139H237V140H238ZM243 139H244V138H243ZM251 139H252V138H251ZM254 139H255V138H254ZM97 140H98V142H99V140H101V141L103 140V142H100V143L95 142V141H97ZM178 140H177V141H178ZM189 140H186V143L189 142ZM2 141H3V143H1ZM65 141H66V140H65ZM83 141H84V142H83ZM131 141H132V139H131ZM184 141H185V140H183L182 142H184ZM192 141L196 142L195 140H191L190 143H189L190 145H191V142H192ZM206 141H207L206 139H205V141H204V140H203V141H200V146H201V148H202V147L204 148V146L206 145V144H205ZM249 141H250V140H249ZM256 141H257V140H256ZM259 141H260V140H259ZM23 142H25V141H23ZM28 142H29V141H28ZM67 142H68V140L66 141V143H67ZM109 142L111 143L112 141H109ZM135 142H136V141H135ZM174 142H176V141H174ZM194 142H193V143H194ZM207 142H208V141H207ZM234 142H235V141H234ZM238 142H239V141H238ZM238 142H237V143H238ZM245 142H246V141H245ZM245 142H243V143H245ZM30 143H31V142H30ZM30 143H29V144H30ZM32 143H31V144H32ZM46 143H47V142H46ZM49 143H50V142H49ZM144 143H145V142H144ZM193 143H192V145H193ZM197 143H194V144H197ZM211 143H212V144H211ZM23 144H24V143H23ZM23 144H22V145H23ZM27 144H28V143H27ZM27 144H26V145H27ZM34 144H35V143H34ZM34 144H33V145H34ZM47 144H48V143H47ZM47 144H45V145H47ZM51 144H53V143H51ZM71 144H72V143L70 142V147H72ZM123 144H125V142H124ZM132 144H133V146H134V143H132ZM137 144H138V143H137ZM176 144H177V143H176ZM181 144H183V143H181ZM184 144H185V143H184ZM233 144H235V143H232L231 146H232ZM239 144H240V143H239ZM24 145H25V144H24ZM33 145H32V146H33ZM49 145H50V144H49ZM57 145H58V144H57ZM59 145H60V144H59ZM61 145H64V143H62ZM109 145H111V144H109ZM139 145L141 146L140 142H139ZM146 145H147V144H146ZM150 145H151V143H150ZM190 145H189V146H190ZM27 146H29V145H27ZM27 146H26V148L28 149ZM30 146H31V145H30ZM30 146H29V148L32 147V146H31V147H30ZM47 146H48V145H47ZM74 146H75V145H74ZM131 146H132V145H131ZM140 146H138V147H140ZM147 146H148V145H147ZM152 146H153V145H152ZM174 146H176V145H174ZM174 146H172L173 148H170V152H171L172 154H174L175 156H176V155L179 156V155L181 154V155L179 156V158H180L183 154L181 153V151H178L179 153H178V154H175L174 150H176L178 147H177V148H174ZM183 146H184V145H183ZM194 146H195V145H194ZM228 146H229V145H228ZM259 146H260V145H259ZM259 146H258V147H259ZM24 147H25V146H24ZM24 147H22V149H23ZM48 147H49V146H48ZM112 147H113V146H112ZM145 147H146V146H145ZM145 147H144V148H145ZM149 147H151V146H149ZM169 147H170V146H169ZM180 147H181L182 149L184 148V147H182L181 145H180ZM196 147H198V145H197ZM196 147L193 148L192 151H193L194 149H196ZM258 147H257L256 149H254V150H257V151H254V150H253V151L255 152L254 156L256 155V153H257L259 150L262 151L261 148L258 149ZM45 148H46V150H44V151H45V152L48 151V148H47L46 146H45ZM50 148H51V147H50ZM50 148H49V149H50ZM65 148H66V147H65ZM72 148L74 149V147H72ZM109 148H111V147H109ZM130 148H131V147H130ZM130 148H129L128 150L131 152V149H130ZM185 148H186V147H185ZM16 149H15V150H16ZM22 149H20V151H21ZM31 149H32V148H31ZM31 149H28V150H31ZM42 149H43V148H42ZM68 149H69V148H66L65 151L67 152ZM112 149H113L114 152H112V153L110 152V155H111V154L113 155V153H114V155H115V150H116L117 148H112ZM114 149H115V150H114ZM139 149H140V148H139ZM142 149H143V148H142ZM156 149H157V147H156ZM168 149H169V148H168ZM168 149H167V150H168ZM186 149H187V148H186ZM197 149H198V148H197ZM227 149H228V147H227ZM229 149H230V148H229ZM229 149H228V150H229ZM33 150H34V149H33ZM38 150H39V149H38ZM52 150H54V149L52 148ZM52 150H51V151H52ZM71 150H72V149H71ZM108 150H109V149H108ZM110 150H111V149H110ZM132 150H134V151H132V152H135V149L132 148ZM154 150H155V149H154ZM154 150H153L152 152H154ZM179 150H180V148H179ZM190 150H191V149H190ZM190 150H189V151H190ZM210 150H209V151H210ZM26 151H27V150H26ZM44 151L42 150V152H44ZM54 151H55V150H54ZM54 151H52V152H54ZM68 151H69V150H68ZM117 151H118V150H117ZM168 151H169V150H168ZM192 151H190V152H192ZM197 151H198V150H196V152H197ZM202 151H203V150H202ZM207 151H208V150H207ZM33 152H34V151H33ZM42 152H41V153H42ZM49 152H50V150H49ZM60 152H61V151H60V149H59V154H60ZM66 152H65V153H66ZM69 152H71V151H69ZM126 152H127V151H126ZM149 152H150V151H149ZM152 152H151V153H152ZM158 152H160V151H158ZM158 152H157V153H158ZM170 152H169V153H170ZM176 152H177V151H176ZM183 152H184V151H183ZM186 152H188V149H187ZM196 152H195V153H196ZM254 152H253V153H254ZM262 152H264V151H262ZM38 153H40V152H38ZM41 153H40V154H41ZM57 153H58V152H57ZM61 153H62V152H61ZM65 153H63V154H65ZM67 153H68V152H67ZM105 153H106V152H105ZM105 153H103V154H105ZM119 153H120V151L118 152V154H117V153H116V154L119 155ZM137 153H139V152H137ZM137 153H136V154H137ZM140 153H141V152H140ZM144 153H146V152H144ZM157 153H156V155H157ZM161 153H162V152H161ZM166 153H167V152H166ZM195 153H191V154H193V156H192L190 153H188V155H189V156L191 155V156L194 158V157H196V156L194 155ZM202 153H203V152H202ZM240 153H241V152H240ZM253 153H252V154H253ZM3 154H4V153H3ZM3 154L1 155L2 157L5 156V155H3ZM31 154H32V152H31ZM40 154H39V155H40ZM44 154H45V153H44ZM53 154H55V152H54ZM68 154L71 155V153H68ZM106 154H109V152H107ZM106 154H105V155H106ZM122 154H124V153H121V155H120L121 158H122V156H124V155H122ZM129 154H130V153H129ZM132 154H133V153H132ZM132 154H130V155H131V156H134V155H135V157L137 158L136 154H133V155H132ZM146 154H147V153H146ZM153 154H154V153H153ZM164 154H165V153H164ZM261 154H262V153H261ZM39 155H38V156H39ZM42 155H43V154H42ZM49 155H50V153H49ZM49 155H48L46 158H44V159L42 160V162L44 161L43 163H44L45 165H44L43 163H42V164L45 166V169H44L43 172H42V174H43V175H42V176H43V181H42V184H41L40 186H43V187H39V190L41 189L40 192H41L42 194L38 192V195H37V196H39V194L41 195V197H42L41 201H42L44 204H50V203L53 202V200H52L53 198L55 199L56 197H58L57 195H56L55 197H53V196H54V195H53V196H52L53 198L50 199V196L48 195V193L45 192V191L48 190L49 188H51V191L49 190V192L52 193V194H53L54 192H57V194H58V192L60 191V192H59L60 195H59V194H58V195H59L61 201H62V199H63V201L68 200V196H69L68 193H69V191H67V190H63V191H61V190H60V188H62V187L60 186V185L62 184V182L68 183L70 189H71V188H74L75 186H77V187H75L76 189L78 188V189L80 190V188H81V187H80V188L78 187V186L81 185V183L76 181V177H77V176H76V173H75L76 171H74L75 174L72 172V171H73L72 168H74V167L70 166V167H71V170L69 169V168H70V167H69V160H71L72 157L70 158V156H68L67 154H65V157H66V158H64V156H63L62 158H59V160H55V159H57V158H55V156H54L55 159H53V156L51 155V157H50ZM60 155H61V154H60ZM126 155H127V154H125V156H126ZM142 155H143V154H142ZM150 155H151V154H150ZM150 155L148 156V158L151 157ZM162 155H163V154H162ZM169 155H170V154H169ZM174 155H172L173 157L170 156V157L172 158V160L170 159V157H169V160L167 159V160H168V163H166L167 165L163 163L164 160H165V159H164L163 162H162V163H163V166H165V168H168V169L170 168V170L173 169V170H176L177 172H179L180 174L178 173L177 175H179V178H178V179L181 178L180 180L185 179V178H187L188 176L190 177V175H189L190 173H189L188 169H186V167H185V170H184V165H185V164H182L183 161L186 162V160H183L184 158H183V159L181 158V161H182V163H181V161L179 160L178 157H175L176 159L178 158L177 160L174 159ZM196 155H197V154H196ZM201 155H202V154H201ZM203 155H204V154H203ZM242 155H243V153H242ZM246 155L248 156L249 154H246ZM1 156H0V157H1ZM6 156H7V155H6ZM6 156H5V157H6ZM13 156H14V155H13ZM13 156H12V155L7 156L6 161H7V160H9V161H13V162H14L15 160L17 161V158H16V157L14 158ZM32 156H33V155H32ZM36 156H37V152H36V154H35V157H36ZM38 156H37V157H38ZM72 156H73V154H72ZM101 156H102V155H101ZM125 156H124V157H125ZM146 156H147V155H146ZM152 156H153V155H152ZM163 156H164V155H163ZM167 156H168V155H167ZM183 156H185V155H183ZM198 156H199V155H198ZM257 156H259L258 153H257ZM2 157H1V158H2ZM5 157H4V158H5ZM19 157H20V156H19ZM24 157H25V156H24ZM26 157H27V156H26ZM28 157H29V156H28ZM43 157H45V156H43ZM60 157H61V156H60ZM105 157H106V156H105ZM165 157H166V156H165ZM192 157H191V158H192ZM199 157H205V155H204V156H199ZM206 157H207V156H206ZM220 157H221V158H220ZM237 157H238V156H237ZM237 157H236V158H237ZM245 157H246V156H245ZM13 158H14L15 160H13ZM20 158H21V157H20ZM32 158H33V157H32ZM41 158H42V157H41ZM67 158H70V159L67 160ZM119 158H120V157H118V159H119ZM127 158L129 159V157H127ZM130 158H131V157H130ZM153 158H154V157H153ZM159 158H160V157H159ZM187 158H188V157H187ZM187 158H185V159H187ZM191 158H190V159H191ZM193 158H192V159H193ZM243 158H244V157H243ZM243 158H241V159H243ZM247 158H248V159H247ZM247 158L244 159L243 161H245V160H247V161H251V162H255V161H256V159H255V161H254V159L249 160L250 157H247ZM258 158H259V157H258ZM22 159H25V158H22ZM26 159H28V158H26ZM39 159H40V158H39ZM49 159H51V160H49ZM52 159L55 160V161L52 162ZM82 159H88L89 161L91 160V162L93 161L94 165H93V163L91 164V162H90V166H89V165L87 166V165H85V164L83 165V164H82ZM131 159H133V157H132ZM161 159H162V158H160V160H161ZM173 159H174V160H173ZM192 159H191V160H192ZM200 159H205V158H200ZM206 159H208V158H206ZM206 159H205L204 161H206ZM209 159H210V158H209ZM228 159H229V158H228ZM234 159H235V158H234ZM260 159H261V158H260ZM20 160H21V159H20ZM32 160H33V159H32ZM88 160H87V161H88ZM107 160H108V159H107ZM113 160L115 161V159H113ZM123 160H126V157H125ZM133 160H134V159H133ZM150 160H152V159H150ZM153 160H154V159H153ZM167 160H166V161H167ZM188 160H189V159H188ZM188 160H187V161H188ZM191 160H190V162H191ZM195 160H196V159H195ZM197 160H199V159H197ZM197 160L195 161V162L197 163V164H196V163L194 162V159H193V162H194V163H192L191 166L189 165V164H191V163L188 162V163H189V164H187V165H189L188 167H192L193 164L201 165V164H198L200 161L198 162ZM213 160H215V159H213ZM213 160H212V161H213ZM229 160H230V159H229ZM229 160H225V161H224V159H222V160H221L222 162H217L218 160L213 161V162H215L214 164H215L216 166H218V165H221V166H222V164H224V163H225L226 165H228V166H233V165H231V164H232L234 161L231 163V161H229ZM252 160H253V161H252ZM261 160H262V159H261ZM84 161H85V160H84ZM114 161H113V162H114ZM119 161H121V159H120ZM136 161H137V159H136ZM154 161H155V160H154ZM154 161H151V162L149 161V162H150V163H153ZM156 161H157V160H156ZM158 161H159V159H158ZM158 161H157V162H158ZM161 161H162V160H161ZM207 161H209V160H207ZM236 161H238V160H235V162H236ZM239 161H240V160H239ZM239 161H238V162H239ZM17 162H18V161H17ZM85 162H86V161H85ZM115 162L117 163V161H115ZM129 162H131V161H129ZM129 162H128V163H125V165H126V164L129 165ZM133 162H135V161H132V163H133ZM159 162H160V161H159ZM235 162H234V164H235ZM240 162H241V164H243L242 161H240ZM245 162H246V161H245ZM245 162H244V164H246ZM256 162H257V161H256ZM261 162H263V161H261ZM7 163H8V162H7ZM132 163H131V164H132ZM145 163H146V162H145ZM200 163H201V162H200ZM206 163H207V162H206ZM258 163H259V161H258ZM0 164H2V166H4V165H3V164H4L3 161H0ZM9 164H10V163H9ZM19 164H20V163H18V166H19ZM28 164H30V163H28ZM86 164H87V163H86ZM110 164H111V162H110ZM114 164H115V163H114ZM131 164H130V166H132ZM147 164H148V163H147ZM158 164H160V163H158ZM158 164H157L156 166H154V167H155V168H156V167H159L160 165L158 166ZM207 164H208V163H207ZM210 164H212V163H209L208 165H210ZM236 164H237V163H236ZM238 164H239V163H238ZM241 164H239V166H240ZM263 164H264V162H263ZM6 165H7V164H6ZM37 165H38V164H37ZM91 165H93V166H91ZM112 165H113V163H112ZM196 165H195V166H196ZM247 165H248V163H247ZM32 166H33V165H32ZM34 166H35V165H34ZM114 166H117V165H114ZM123 166H124V165H123ZM126 166H127V165H126ZM163 166H160V167L163 168ZM195 166H194V167H195ZM203 166H205V165L202 164V165L199 166V167H203ZM223 166H224V165H223ZM236 166H237V165H235V168H236V169L233 167L234 169H232V170H236V171L239 172V173H241L240 170H244L243 168L245 167V166H244V167H242V168H239V167H236ZM241 166H242V165H241ZM241 166H240V167H241ZM263 166H264V165H263ZM20 167H21V165H20ZM112 167H113V166H112ZM150 167H151V166H150ZM152 167H153V166H152ZM152 167H151V168H152ZM154 167H153V168H154ZM199 167L197 166V169H196V170H199ZM225 167L228 168L227 166H225ZM225 167H224V168H225ZM246 167H250V166H246ZM246 167H245V171L248 170V169H246ZM32 168H33V167H32ZM123 168H125V166H124ZM165 168H164V169H165ZM192 168H193V167H192ZM205 168H207V167L205 166V167H204V170H205ZM222 168H223V167H221L220 169H221V170H224V169H222ZM237 168H238V169H237ZM254 168H256V167H254ZM254 168H252V169H254ZM20 169H21V168H20ZM37 169H39V168H37ZM37 169H36V170H37ZM149 169H150V168H149ZM190 169H191V168H190ZM193 169H194V168H193ZM207 169H208V168H207ZM216 169H217V168H216ZM216 169H215V170H216ZM29 170H30V169H29ZM33 170H34V169H33ZM39 170H40V169H39ZM41 170H42V169H41ZM41 170H40V171H41ZM74 170H75V169H74ZM76 170H77V169H76ZM94 170H95V171H94ZM123 170H124V169H123ZM151 170H152V169H151ZM161 170H162V169H161ZM191 170H192V169H191ZM191 170H190V172L194 171V170H192V171H191ZM196 170H195V172H196ZM221 170L218 169V171H219L220 173L222 172V173H224V175H225V173H226L225 170H226V169H225L224 171H221ZM238 170H239V171H238ZM254 170L256 171V170H258V169H254ZM263 170H264V169H262V171H263ZM79 171H80V170H77V172H79ZM81 171H80V172H81ZM121 171H122V170H121ZM124 171L127 172V170H124ZM124 171H123V173H124ZM130 171H132V170H130ZM144 171H146V170H144ZM147 171H149V170H147ZM165 171H166V170H165ZM212 171H213V170H212ZM245 171H244V172H245ZM255 171H254V172H255ZM258 171H260V170H258ZM262 171H261V172H262ZM28 172H29V171H28ZM80 172H79V173H80ZM160 172H161V171H160ZM172 172H173V171H172ZM172 172H171L170 174H172ZM174 172H175V171H174ZM200 172H204V171L202 170V168L200 169ZM207 172H208V171H207ZM228 172L231 173L230 170H229ZM244 172L241 173V175H242L243 177L245 176V174H247V173H246L247 171L245 172V174H244ZM248 172H249V171H248ZM31 173H32V172H31ZM40 173H41V172H40ZM132 173H133V172H132ZM158 173H159V172H158ZM164 173H165V172H164ZM167 173H169V172H167ZM167 173L165 174L166 176H167ZM193 173H194V172H193ZM198 173H199V172H198ZM210 173H213V172L210 171ZM216 173H218V172L216 171ZM216 173H215V174H216ZM222 173H221V176H222ZM229 173H228V174H229ZM235 173H236V172H235ZM239 173H238L237 176L240 175ZM252 173H253V172H252ZM29 174H30V173H29ZM35 174H38V173L36 172ZM80 174H82V173H80ZM129 174H131V173H129ZM129 174H128V175H129ZM159 174L161 175L162 173H159ZM159 174H158V175H159ZM194 174H195V173H194ZM199 174H200V173H199ZM201 174H202V173H201ZM201 174H200V175H201ZM205 174H206V173H205ZM213 174H214V173H213ZM215 174H214V177H217V176H216L217 174H216V175H215ZM226 174H227V173H226ZM228 174H227V175H228ZM231 174H234V173H231ZM231 174H230V176H229L230 178H231ZM256 174H257V172H256ZM261 174H263V173H261ZM1 175H3V174H1ZM1 175H0V179H1V177H2ZM77 175H79V174H77ZM83 175H85V174H83ZM116 175H115V176H116ZM153 175H154V174H153ZM191 175H193V174H191ZM202 175L204 176V174H202ZM209 175H210V174H209ZM209 175H207V176H209ZM227 175H225V176H223V177H220V175H219L217 178H218V179H223L224 177H227V179H228L229 177H228ZM235 175H236V174H235ZM235 175H234V176H235ZM249 175H250V174H248V176H249ZM253 175H254V174H253ZM28 176L32 177L31 175H28ZM40 176H41V174H40ZM40 176H39V174H38V177H39V178H41ZM75 176H76V177H75ZM80 176H81V175H80ZM115 176H113V177H115ZM126 176H127V174H126ZM129 176H130V175H129ZM131 176H132V175H131ZM166 176H163V177L167 178L168 176H167V177H166ZM195 176H197V173H196V175L192 176V179H194ZM198 176H199V175H198ZM198 176H197L196 178H198ZM207 176H206V177H207ZM232 176H233V175H232ZM237 176H235V178H236ZM35 177H37V176H35ZM35 177H34V178H35ZM78 177H79V176H78ZM113 177H112V178H113ZM135 177H136V175H135ZM153 177H154V176H153ZM174 177H175V176H174ZM176 177H177V176H176ZM176 177H175V178H176ZM193 177H194V178H193ZM206 177H203V178L201 177L202 179H201V178H200V179L198 178V179H199L198 181L195 179L196 182L193 181V182H194L193 187H192V185H191L192 189L195 190V191H196V190H199V189H200L199 187L205 184V180L210 181L211 179H214V178H210V177H208V178H210V180H208V179H206ZM211 177H212V176H211ZM254 177H255V176H254ZM259 177H260V176H259ZM259 177H258V178H259ZM262 177H264V176H262ZM3 178H4V177H3ZM3 178H2V179H3ZM108 178L110 179V177H108ZM108 178H106V180H107ZM112 178H111V179H112ZM155 178H157V177H155ZM160 178H161V177H160ZM160 178H159V176H158V179H160ZM170 178H171V176H170ZM172 178H173V177H172ZM172 178H171V179H172ZM230 178H229V179H230ZM232 178H233V177H232ZM232 178H231V179H232ZM237 178H238V177H237ZM29 179H30V178H29ZM32 179H33V178H32ZM37 179H38V178H37ZM37 179L35 178V180H37ZM109 179H108V180H109ZM113 179H114V178H113ZM129 179H132V178H129ZM129 179H128L127 181H125V183H124L125 186L127 185L126 182H128ZM135 179H137V177H136ZM135 179H134V180H135ZM167 179H168V178H167ZM173 179H174V178H173ZM173 179H172V180H173ZM189 179H190V178H189ZM229 179H228V180H229ZM239 179L242 180V177L240 176ZM239 179H238V180H239ZM259 179L262 181L261 178H259ZM39 180H41V179H39ZM165 180H166V179H165ZM214 180H215V179H214ZM216 180H217V179H216ZM234 180H236V179H234ZM234 180L232 179L231 182H232V181L234 182ZM241 180H239V182H240ZM88 181H89V180H88ZM115 181H116V180H115ZM163 181H164V179H163ZM219 181H220V180H219ZM222 181L225 182L224 180H222ZM244 181H245V179H244ZM261 181H258V183L260 184ZM82 182H83V181H82ZM89 182H90V181H89ZM89 182H87V183H89ZM91 182H92V183H91L92 185H91L90 183H89V184H90V186H93V185H94V184H93V181H91ZM129 182H130V181H129ZM141 182H142V181H141ZM141 182L138 181V183L135 182L134 184H133V182H132L133 185H131V186L138 187V186H136V185L139 184V183H141ZM143 182H144V180H143ZM157 182H158V181H157ZM191 182H192L191 180H190V182L188 181V184L191 183ZM202 182H203V184L200 185ZM210 182H211V185L209 184V182L206 183L207 186H206V185H205V187L203 186L204 188L201 187L202 189H200V193H199L197 196L194 195V196L196 197V202H197L196 204H199V203H198L199 200H198L197 198H199L198 196H199L200 194H201L202 196L205 197V198H203V199L208 200V199H211V198H210V197H209V198H206L205 195H207V197H208L209 192H210L211 190H214V193L217 192L218 189H217V190L213 189V188H215V187H213V186H215V185L212 184V181H210ZM231 182H230V184H228V185H230V186L233 185V184H231ZM236 182H237V181H236ZM242 182H243V181H242ZM245 182H246V181H245ZM29 183H30V182H29ZM40 183H41V182H40ZM40 183H39V184H40ZM158 183H159V182H158ZM161 183H162V182H161ZM219 183H220V182H219ZM250 183H251V181H250ZM254 183H255V181H254ZM258 183H257V181H256V184H257V185H256V184H254V185H256V187H257V186H259ZM59 184H60V185H59ZM79 184H80V185H79ZM188 184L185 183L184 185H188ZM220 184H221L220 187H222V183H220ZM224 184H225V183H224ZM224 184H223V185H224ZM239 184H240V183H239ZM247 184H248V182H247ZM252 184H253V183H251V185H252ZM35 185H36V184H35ZM37 185H38V184H37ZM64 185H66V184H64ZM129 185H130V184H129ZM143 185H144V184H143ZM159 185H161V184L159 183ZM159 185H158V186H159ZM243 185H244V184H243ZM243 185L240 184L241 187H242ZM245 185H246V184H245ZM245 185H244V186H245ZM251 185H250V186H251ZM254 185H252L251 187L249 186V187L251 188V190H253V189L256 188ZM15 186H16V185H15ZM17 186H18V188H19V186H22V185L18 183ZM17 186L15 187V190L17 189ZM67 186H68V185H67ZM84 186H85V185H84ZM122 186H123V184H122ZM140 186H142V185H140ZM164 186H165V185H164ZM226 186H227V185H226ZM24 187H25V186L23 185V188H24ZM33 187H34V186H33ZM33 187H32V188H33ZM35 187H36V186H35ZM87 187H88V185H87ZM93 187H94V186H93ZM93 187H92V188H93ZM156 187H157V186H156ZM162 187H163V186H162ZM162 187H161V188H162ZM166 187H167V186H165L164 189L167 191ZM217 187L220 188L219 185H218ZM217 187H216V188H217ZM223 187H224V188H223V191H224V189H226L225 191L227 192V193L225 192V194L223 195V198L225 197L224 200H226V196H227V194H228L230 191H229L228 188H225V185H224ZM237 187H238V184H237V186H235V185L232 186V187H231V192H232L233 190H237ZM241 187H238V188H240V191H239V192H238V191H237V192H233V193H238V194L235 195V197L233 196V198H232V197L229 196V198H231V199L234 201V202L231 201L232 204L229 203L228 200L226 201V203H229V205H231V206H235V207L239 206L240 210H239L238 208H236V209H238V211H240V213L238 212V214H239V218H238V219H237V218H236V219L233 218L234 215H235V216H238V214L236 215L237 210H236V211L234 210L236 213H232L233 216H232L231 214H227V215L232 216L231 218H229L230 221H225L226 219H225L224 221H225V223H226V222H227V223H228V222H231V223H232L231 225L234 226V230H233V231H235L238 235H240V236H242V237H244V238L247 236L246 238L249 237V239H250L249 241H252V240L254 241V240H255L256 243H259L258 245H259V248H260V246L262 247V246L264 245V200H263L264 197H263L262 200H260L261 197H260L259 200H258V199H257V200H256V199L254 200V197L256 196L254 191H256L259 187H257V189H255V190L253 191L254 194H253L252 192H250L249 190L247 191V189H246V191H247L246 193H245V191H244V193H242L243 191H241V190H242ZM252 187H253V188H252ZM254 187H255V188H254ZM263 187H264V186H263ZM263 187L261 186L262 191H263V189H264ZM23 188H22V189H23ZM75 188H74V191H75ZM84 188H85V187H84ZM138 188H139V189H138V192H140L139 190H140L141 188H140V187H138ZM168 188H169V187H168ZM229 188H230V187H229ZM22 189H21V190H22ZM29 189H30V188H29ZM36 189H37V187H36ZM42 189H43V190H42ZM64 189H65V187H64ZM67 189H68V188H67ZM85 189H87V188H85ZM88 189H91V188L88 187ZM94 189H95V188H94ZM129 189H130V188H129ZM144 189H146V188H144ZM159 189H160V188H159ZM175 189H177V188H175ZM227 189H228V190H227ZM21 190H18V189H17L18 193H16V194L14 193V195L16 196L17 194L21 193V192H20ZM37 190H38V189H37ZM39 190H38V191H39ZM68 190H69V189H68ZM83 190H84V189H83ZM95 190H96V189H95ZM165 190H164V191H165ZM173 190H174V188H173ZM258 190H259V189H258ZM10 191H11V190H10ZM10 191H9V193H11ZM29 191H30V190H29ZM35 191H36V190H35ZM71 191H72V190H71ZM74 191H73V193H74ZM81 191H82V189H81ZM170 191H171V190H170ZM170 191H169V192H170ZM174 191H175V190H174ZM220 191L222 192V188H221ZM228 191H229V192H228ZM259 191H260V190H259ZM30 192H31V191H30ZM30 192H27L28 195H30L31 197H33L32 194L34 195V192H32L31 194H30ZM47 192H48V191H47ZM79 192H80V191H79ZM98 192H99V191H98ZM110 192H113V193H110ZM129 192H130V191H129ZM131 192H133V191L131 190ZM141 192H142V194H143V193L146 192V191L144 190V192H143V191H141ZM169 192H168V194H171V193H169ZM180 192H181V191H179V193H180ZM189 192L191 193V191H189ZM197 192H198V191H197ZM211 192H212V191H211ZM218 192H219V190H218ZM221 192H219V193L221 194ZM7 193H8V192H7ZM9 193H8V194H9ZM73 193H72V194H73ZM76 193H78V190L76 191ZM85 193L91 195V193H89V192H86V191H85ZM85 193H83L84 196H85ZM99 193H100V192H99ZM134 193H135V190H134ZM192 193H193V192H192ZM192 193H191V194H192ZM212 193H213V192H212ZM223 193H224V192H223ZM223 193H222V194H223ZM251 193H252L253 196L250 195ZM257 193H258V192H257ZM263 193H264V192H263ZM36 194H37V192H36ZM36 194H35V195H36ZM54 194H55V193H54ZM70 194H71V192H70ZM72 194H71V195H72ZM80 194H81V193H80ZM80 194H78V195H79V198H80ZM83 194H82V195H83ZM97 194H98V193H97ZM135 194H136V193H135ZM135 194H133V196H134ZM160 194H162V193H160ZM164 194H165V193H164ZM168 194H167V192H166V195H167L166 197L172 199V196L169 195L170 197H168ZM195 194H196V193H195ZM215 194H217V193H215ZM215 194H214V196H215ZM220 194H219V195H220ZM231 194H232V193H231ZM246 194H248V197L252 196L251 198H253V200L250 198L252 201H251V200L249 201L248 198H247V196H246ZM261 194H262V193H261ZM22 195H23V192H22ZM22 195H21V196H22ZM25 195H26V194H25ZM25 195H24V196H25ZM35 195H34V196H35ZM50 195H51V194H50ZM73 195H74V194H73ZM92 195H95V194H92ZM152 195L154 196V194H152ZM156 195L159 196L157 193H156ZM156 195H155V196H156ZM175 195H176V193H175ZM180 195L182 196V194H180ZM184 195H185V194H184ZM201 195H200V196H201ZM225 195H226V196H225ZM232 195H234V194H232ZM249 195H250V196H249ZM18 196H19V195H18ZM24 196H22V197H24ZM30 196H29V197H28V196H25V197H27L28 199L30 198L29 200H32ZM37 196H35V197L37 198ZM74 196L77 197V195H74ZM74 196H73V197H74ZM97 196H98V195H97ZM99 196H100V195H99ZM139 196H140V195H139ZM162 196H163V195H162ZM209 196H211V195H209ZM217 196H218V195H217ZM257 196H258V195H257ZM260 196H261V195H260ZM12 197H13V195H12ZM25 197H24V200H21V201H25V200H27V198L25 199ZM86 197H87L88 199L93 198V197H90V196H88V195H87ZM89 197H90V198H89ZM104 197H103V198H104ZM134 197H135V196H134ZM137 197H138V196H137ZM160 197H161V196H160ZM164 197H165V195H164ZM173 197H175L174 194H173ZM182 197H183V196H182ZM215 197H216V196H215ZM71 198H72V196H71ZM74 198H75V197H74ZM79 198L77 197L76 200L79 199ZM87 198H84V199H87ZM132 198H133V197H132ZM158 198H159V197H158ZM176 198H177V197H176ZM179 198H180V196H179ZM185 198H186V196H185ZM221 198H222V195H221ZM14 199H15V198H14ZM14 199H13V200H14ZM84 199H81V198H80L79 201L81 202V200H83L82 203H83V205L85 204V206H86V203H87L88 199H87L86 203H84V202H85ZM126 199H127V198H126ZM134 199H135V198H134ZM137 199H138V201H140V200H139V197H138ZM183 199H184V198H183ZM183 199H181V200H183ZM186 199H187V198H186ZM192 199H193V198H192ZM203 199H201V200H202L201 203L203 202ZM219 199H220V198H219ZM17 200H18V199H17ZM60 200L55 201V202H58V203H59ZM74 200H75V199H74ZM74 200H73V201H74ZM102 200H101V201H102ZM116 200H118V199H116ZM174 200H176V199H174ZM174 200H173V201H174ZM181 200L176 201V202L178 203V202H180ZM187 200H188V199H187ZM187 200L185 201L186 203H187ZM224 200L222 199L221 201L223 202ZM229 200H230V199H229ZM19 201H20V198H19ZM51 201H52V202H51ZM103 201H102V202H103ZM122 201H123V199L120 200L121 203H122ZM134 201H135V200H134ZM164 201H165V199H164ZM167 201H168V200H167ZM188 201H189V200H188ZM214 201H218V199L216 198ZM15 202H16V199H15ZM55 202H54V203H55ZM68 202H72V201L70 200V201H68ZM75 202H76V201H75ZM89 202H90V200H89ZM98 202H99V201H98ZM126 202H127V201H126ZM131 202H132V201H131ZM136 202H137V201H136ZM169 202L171 203V200H169ZM185 202L183 201L182 204L184 205ZM190 202H191V201H190ZM211 202H213V201L211 200ZM219 202H220V201H219ZM222 202H221V203H222ZM36 203H38V202H36ZM72 203H73V202H72ZM92 203H93V202H92ZM92 203H91V204H92ZM137 203H138V202H137ZM177 203H176V204H177ZM206 203L208 204V202H206ZM206 203H205V204H206ZM209 203H210V202H209ZM38 204H39V203H38ZM40 204H41V203H40ZM44 204H43V205H44ZM55 204H57V203H55ZM79 204H80V203H78V205H79ZM99 204H100V203H99ZM106 204H103V205L106 206ZM108 204H107V205H108ZM111 204H113V202H112ZM111 204H110V205H111ZM118 204H119V202H118ZM135 204H136V203H135ZM180 204H181V202H180ZM194 204H195V203H194ZM213 204H214V206H216L217 202H215V203H213ZM13 205H14V204H12V206H13ZM16 205H17V204H15L14 206H16ZM50 205L52 206V204H50ZM88 205H90V204H88ZM88 205H87V206H88ZM110 205H109V206H110ZM122 205H123V204H122ZM177 205H179V204H177ZM186 205H189V204H185V206H186ZM236 205H237V206H236ZM27 206H29V202H28ZM34 206H36V205H34ZM38 206L40 207L41 205H38ZM51 206H50V207L48 206V207L51 209ZM67 206H68V205H66L64 208L67 209L68 207H70V206H68V207H67ZM73 206H74V204H73ZM76 206H77V205H76ZM85 206H84V207H85ZM92 206H93V205H92ZM94 206H95V205H94ZM97 206H98V205H97ZM97 206H95V207H97ZM111 206H112V205H111ZM116 206H118V205H116ZM116 206H115V209H116ZM123 206H124V205H123ZM137 206H139V205H137ZM209 206H210L211 208L209 207L210 210H209L208 212L211 214V213H213V209H214L215 207L212 205V203H211V205H209ZM226 206L228 207L227 209L230 208V206H228V205H226ZM19 207H20V206H19ZM43 207H44V206H43ZM45 207H47V205H46ZM45 207H44V208H45ZM48 207L45 208V209H48V210H49ZM52 207H53V206H52ZM54 207H56V206L54 205ZM60 207H62V206H60ZM99 207H100V205H99ZM103 207H104V206H103ZM119 207H120V209H119V210H116V211H113L114 213H111V212H110V213H111V216H110V217L117 218L119 215H120V216H123V215L125 216V215L127 214L128 210H129V208H130V209L132 208V207H129V208H126V209H127V210H126L125 208H122L121 206H119ZM186 207H187V206H186ZM188 207H190V206H188ZM194 207H195V206H194ZM201 207H202V206H201ZM213 207H214V208H213ZM217 207H218V206H217ZM9 208H11V206H9V207L7 208L8 210H6L5 213H6L7 211H9ZM13 208H14V207H12V209H11L12 211L9 212L10 214H11V212H13V210H14ZM34 208H35V207H34ZM41 208H42V207H41ZM41 208H40V209H41ZM44 208H43V209H44ZM70 208H71V207H70ZM85 208H87V207H85ZM85 208H82V210H80V209H78V208H76V207H75V209H74L73 207H72L71 209L68 208V211L71 210V211H72L71 213H75V214H76L75 216H77V225H78V227H79V226H80V227H81V226H82V227H83V226H86L87 224H86V225H83V224L86 223V222H88V219H89V217H90V215L88 214V211H91V210H89V209H85ZM89 208H90V206H89ZM91 208H92V207H91ZM93 208H94V207H93ZM100 208H101V207H100ZM109 208H110V207H109ZM109 208H108V209H109ZM113 208H114V207H113ZM113 208H110V209H113ZM117 208H118V207H117ZM121 208H122V209H121ZM175 208H176V207H175ZM203 208H204V207H203ZM219 208H221V205L219 206ZM16 209H17V207H16ZM16 209H15V211H16ZM18 209H19V208H18ZM18 209H17V211H18ZM20 209H21V208H20ZM38 209H39V208H38ZM52 209H54V208H52ZM56 209L58 210L59 208L56 207ZM104 209H105V208H104ZM124 209H125V210H124ZM187 209H188V208H187ZM201 209H202V208H201ZM215 209H216V208H215ZM227 209H226V210H227ZM233 209H234V208H233ZM59 210H60V209H59ZM59 210H58V211H59ZM96 210H97V208H96ZM96 210H93V209H92V212H93V211H96ZM113 210H114V209H113ZM197 210H198V209H197ZM216 210H219V211H220L221 209H216ZM230 210H231V209H230ZM19 211H20V210H19ZM34 211L40 212L39 210H35V209H34ZM45 211H47V210H45ZM49 211H50V210H49ZM52 211H53V213H54L55 209L52 210ZM60 211H62V209H61ZM66 211H67V210H66ZM102 211H103V210H102ZM102 211H101V210H98L97 212H100V213L103 214ZM105 211H106V209H105ZM211 211H212V212H211ZM219 211H218V213H219ZM227 211H228V210H227ZM42 212H43V211H42ZM50 212H51V211H50ZM106 212L109 213L108 210H107ZM132 212H133V211H132ZM132 212H131V213H132ZM169 212H171V211H169ZM202 212H205V211H202ZM202 212H198V213H201V215H202ZM228 212H229V211H228ZM230 212H231V211H230ZM9 213H8V215H9ZM62 213H63V212H62ZM67 213H68V212H67ZM94 213H95V212H93V214H94ZM110 213H109V214H110ZM143 213H144V212H143ZM146 213H147V212H146ZM167 213H168V211H167ZM167 213H165V215H166ZM176 213H177V212H176ZM176 213H174V214L176 215ZM194 213H195V211H194ZM209 213H208V214H209ZM218 213L216 214V212H214L215 216L220 214V213H219V214H218ZM222 213H223V212H222ZM68 214H70V213H68ZM96 214H97V213H96ZM104 214H105V213H104ZM129 214H130V210H129ZM195 214H197V213H195ZM205 214H207V212H206ZM66 215H67V214H66ZM66 215H65V216H66ZM73 215H74V214H73ZM73 215H72V216H73ZM94 215H95V214H94ZM114 215H115V217H114ZM137 215H138V214H137ZM198 215L200 216V214H198ZM223 215H225V214H223ZM223 215H222V217H223ZM86 216H89V217H86ZM91 216H92V215H91ZM96 216H97V215H96ZM168 216H169V215H168ZM168 216H167V217H168ZM172 216H174V215H172ZM204 216H205V215H204ZM208 216H209L208 218H211L213 215H212L211 217H210V215H208ZM230 216H228V217H230ZM141 217H142V219H143V216L140 215V218H139L140 220H141ZM146 217H148V214H147ZM201 217H202V216H201ZM201 217H199V219H201ZM224 217H226V216H224ZM49 218H50V217H47L46 220L49 219ZM54 218H56V217L54 216ZM65 218H66V217H65ZM73 218H74V217H73ZM159 218H160L159 220H164V218L167 219L166 217H163V218H162V217H159ZM184 218H185V217H184ZM212 218H213V217H212ZM220 218H221V217H220ZM30 219L32 220L31 217H30ZM43 219L45 220V218H43ZM67 219H68V215H67L66 220L62 221V220H63V219H62L61 221L65 224V221H66V222H69L68 220H70V219H68V220H67ZM71 219H72V217H71ZM75 219H76V217H75ZM110 219H112V218H110ZM135 219H136V218H135ZM144 219H145V218H144ZM181 219H182V218H180V220H181ZM199 219L196 218V220H199ZM202 219H203V217H202ZM202 219H201V220H202ZM215 219H216V218H215ZM215 219H213V220H215ZM222 219H223V218H222ZM44 220H43V221H44ZM46 220H45V221H46ZM72 220H73V222H76V221H74V219H72ZM72 220H71V222H72ZM105 220H106V219H105ZM108 220H109V219H108ZM113 220H114V219H113ZM113 220H112V221H113ZM122 220H123V218L121 219V221H122ZM140 220H138V222H139ZM182 220H183V219H182ZM184 220H185V219H184ZM210 220H211V219H210ZM217 220H218V218L216 219V221H217ZM220 220H221V219H220ZM34 221H35V224H36V222H38L39 219H38V221H36V219L33 220V222H34ZM43 221H42V224H43L44 226H45V224L50 223L52 228H51L50 231H49V229H48V232L45 231V232H46L45 234H42V232H38V233H41L42 235H41V238H40V236H38L37 239H39L40 241H42V240H44V241L48 240V241H47L48 244L51 243L52 246L54 245V246H53V249H52V248H49L50 250L48 249V251H51V249H52V252H51V254H50V259H52V258L56 259V258L58 257V255H59V253H61V248H63V247H67V245H68V244H67V241H68L69 238H71V236H73V235L70 234L69 229H67L68 227H67V228H66V227H65V228H62V227H61V225H63V223L60 224V223H58L56 220H51L50 222H48L49 220H47V223L45 222V224H44ZM103 221H104V219H103ZM118 221H120V220H118ZM118 221L116 222V221L114 220V221H113V222H115L114 225H118V223H119ZM129 221H130L129 223H130V227H131V228H132L133 225H134V226L137 225V224H135L136 221H134V220H132V222H131V220H129ZM133 221H134V222H133ZM141 221H142V220H141ZM157 221H158V219H157ZM157 221H155L154 224L152 223V225H150V226H148V227H151V226H152V228H153V227H154L153 225H155V223H157ZM172 221H173V220H171V222H172ZM106 222H108V221H106ZM106 222H105V223H106ZM127 222H128V221H127ZM142 222H143V221H142ZM152 222H153V221H152ZM165 222H166V221H165ZM171 222H170V220L167 221V223H171ZM183 222H184V221H183ZM195 222H196V221H195ZM195 222H194L193 225L198 226L199 222H201V221H198L197 224H196ZM206 222H208V221H206ZM212 222H213V221H212ZM214 222H215V221H214ZM31 223H32V222H31ZM31 223H30V226H31ZM40 223H41V218H40L39 223L36 224V226H35V224H33V226L36 227V229H39V227H38L37 225H39ZM102 223L104 224V222H102ZM109 223L113 224L112 222H109ZM109 223H108V224H109ZM160 223H161V221H160ZM174 223H175V222H174ZM186 223H187V222H186ZM209 223H210V222H209ZM209 223H208V226H209ZM218 223H219V221L217 222V224H218ZM42 224H40V225H42ZM70 224H71V223H70ZM70 224H67V226L70 225ZM74 224H75V223H74ZM99 224H100V223H99ZM106 224H107V223H106ZM106 224H104V225H102V226H107L108 224H107V225H106ZM123 224H124V223H123ZM123 224H119V227H120V225H122V226L125 225V228H127L126 225H127L128 223H127V224H124V225H123ZM139 224H140V222H139ZM139 224H138V226H139ZM162 224H164V223H162ZM178 224H179V223H178ZM187 224L189 225L190 223H187ZM187 224H186V225H187ZM201 224H203L202 227L205 226V222H204V223H201ZM217 224L214 225V223H213V225L215 226V228L219 227V225H217ZM223 224H224V223H223ZM223 224H220V227H221V225H223ZM229 224H230V223H229ZM40 225H39V226H40ZM166 225H167V224H166ZM175 225H176V224H175ZM183 225H184V224H183ZM190 225H191V224H190ZM190 225H189V226H190ZM193 225H192V226H193ZM199 225H200V224H199ZM224 225H225V224H224ZM231 225H230V226H231ZM48 226H49L48 228H50V225H48ZM108 226H110V225H108ZM108 226H107V227H108ZM155 226H156V225H155ZM176 226H177V225H176ZM178 226H180V225H178ZM196 226H195V227L193 226V227L195 228V230L199 228V227L196 228ZM214 226H213V227H214ZM226 226H227V225H226ZM228 226H229V225H228ZM19 227H20V226H19ZM26 227H27V226H26ZM37 227H38V228H37ZM40 227H42V226H40ZM46 227H47V226H46ZM46 227H45V228H46ZM72 227H73V226H72ZM76 227H77V226H76ZM82 227H81V228H82ZM95 227H96V226H95ZM97 227H98V225H97ZM100 227H101V225H100ZM113 227H114V226L112 225V226H110L109 228H107V230H108V229H114ZM159 227H161V226H159V224H158V228H157V226H156V228L159 229ZM172 227H174V226H172ZM172 227H169V228H172ZM186 227H187V226H186ZM202 227H201V228H202ZM211 227H212V225H211ZM222 227H223V226H222ZM27 228H29V227H27ZM27 228H26V229H27ZM87 228H88V227H87ZM101 228H104V227H101ZM137 228H138V227H137ZM137 228H136V229H137ZM156 228H155V229H156ZM161 228H162V227H161ZM174 228H175V227H174ZM178 228H179V227H177L176 229L178 230ZM182 228H183V226H182ZM187 228H188V227H187ZM187 228H186V229H187ZM190 228H192V227L190 226ZM209 228H210V226H209ZM215 228H214V229H215ZM223 228H224V227H223ZM29 229H32V227L29 228ZM29 229H27L26 232H28ZM40 229H41V228H40ZM70 229H71V228H70ZM85 229H86V228H85ZM89 229H90V228H89ZM128 229H129V228H128ZM133 229H135V228H133ZM153 229H154V228H153ZM157 229H156V230H157ZM164 229H165V228H164ZM164 229H163V231H164ZM180 229H181V228H180ZM221 229H222V228H221ZM41 230H44V229L42 228ZM46 230H47V229H46ZM92 230L95 231V229H92ZM92 230L89 231V234H90V232L92 233ZM96 230H98V229H96ZM99 230H100V229H99ZM99 230H98V232H99ZM131 230H132V229H131ZM156 230H154V231H156ZM160 230H162V229H160ZM177 230H176V231H177ZM193 230H194V229H192V231H193ZM195 230H194V233L197 232V231H195ZM198 230H199V229H198ZM206 230H207V228H206ZM210 230H211V229H210ZM229 230H230V229H229ZM35 231H36V230L34 229V232H35ZM94 231H93V232H94ZM108 231H109V230H108ZM114 231H115V229H114ZM137 231H138V230H136V231L134 230V232H137ZM148 231H149V230H147L146 235H147ZM178 231H179V230H178ZM181 231L183 232V230H181ZM181 231H180L179 233H177V234L182 233ZM184 231H185V230H184ZM187 231H188V230H187ZM187 231H186V232H187ZM214 231H215V230H214ZM231 231H232V229H231ZM0 232H1V231H0ZM32 232H33V230H32ZM34 232H33V233H34ZM110 232H111L113 235L109 236L108 232H104L105 234H104V233L102 234V235L105 236V238H104V236H103V238H104L106 241H105V240L103 241V239H101V238H102V235H101V238H100V236H98L100 239H99L97 236H96L97 239H94V240H96V241L99 239L100 241L98 240V241H97L98 243H100L101 240H102L103 244H102V243H100V244H102V245L99 244L100 247H101V246L103 247V248L101 247L102 250L99 248V249L101 250V252H102L103 249H104V244H106L107 242H109L108 240H111L110 242H113V241H115V240H117V241L119 240L120 243H122V244L125 245V246H126V245L128 246V247L126 246V248H124V249H127V248L130 249L129 247H131L132 251H131V253H130L129 255L132 254V256H136V257L138 256V259H139V260L136 259V260H137L136 263H138V264H139V263H141V264H158V263L156 262V261L158 260V258H159V253H158V251H156V252H154V253H152V254H150V255H149V252H152L151 250H154L155 248H159V247L156 246L155 248L150 249V247H152L153 245H151V244H149L148 242H146L147 244H149V246L151 245V246L149 247L150 251H148V250H149L148 247H145L147 244L144 242V243L146 244V245H144V243H143V241H145V240H143V241L141 240L142 242H141V241L138 242L139 240H137V238H138V237H141V236L144 234V232H141L140 234H139V233L136 234L135 239L137 240V242H136V241H135V242H136L137 244H135V243L133 242V240H131V239H127V238L124 237L123 235H119V234H117V233L115 234V233L112 232V231H110ZM110 232H109V233H110ZM150 232L153 234V231H150ZM156 232H157V231H156ZM156 232H155V233H156ZM164 232H165V231H164ZM164 232H162V233L165 234ZM189 232H190V231H189ZM211 232H212V231H211ZM211 232H209V233H211ZM220 232H223V229H222V231H220ZM220 232L217 231L216 233L219 234ZM224 232H225V231H224ZM23 233H24V232H23ZM23 233H22V234H23ZM33 233H32V234H33ZM43 233H44V231H43ZM101 233H102V232H101ZM111 233H110V234H111ZM202 233H203V232H202ZM92 234H93V233H92ZM95 234H98V233H95ZM177 234H176V235H177ZM183 234H185V232H184ZM187 234H188V233H187ZM190 234H191V233H190ZM220 234H221V233H220ZM226 234H227V233H226ZM25 235H26V233H25ZM35 235H36V234H35ZM35 235H34V236H35ZM82 235H83V234H82ZM86 235H88V234H85V236H86ZM93 235H94V234H93ZM159 235H160V233H159ZM172 235H173V234H172ZM172 235L170 236L171 238H172ZM174 235H175V234H174ZM188 235H189V234H188ZM195 235H196L195 237H194L193 235H192V236H193V238H194L193 240L196 241V243H195V245H194V248H195V250H196L197 253H200L201 250H202V251H204V250H206V249L209 250L208 248H210V247H207V246H212V245L214 246V247H212V248H213V249L215 248V251H216V250H219V249H216L217 242H218V243H220V242H224V243H225V242H226V241H223L225 237H224L222 234H221V235L224 237V238H222V236L220 237V238L222 239V241H221V239H220L219 237L217 238L219 241L216 240L215 238H209L208 240H206V238H205V239H204V240H205V241H204L205 244L203 243L204 246L201 247V248H204V250H203V249H200V248H199L201 245L198 246L200 243L203 242V241H200V239H202V234H198V235H197V233H195ZM207 235H208V234H207ZM9 236H10L11 238H13L14 235L11 236V235L9 234L8 237H9ZM29 236H31V235L29 234ZM36 236H37V235H36ZM90 236H91V235H90ZM161 236H162V235H161ZM183 236H184V235H183ZM185 236H186V234H185ZM185 236H184V237H185ZM189 236L192 238L191 235H189ZM189 236H187V239H188ZM208 236H211V234L208 235ZM208 236H207V237H208ZM216 236H217V235H216ZM0 237H1V235H0ZM15 237H16V236H15ZM22 237H23V235H22ZM31 237H32V236H31ZM59 237H60V238H63L64 240H63V241H60V240L58 239ZM76 237H77V236H74V238H76ZM78 237H79V236H78ZM78 237H77V239H78V242H79L80 244L83 243L84 240H86V239H82L83 237H81V238H78ZM93 237H95V236H93ZM168 237H169V236H168ZM177 237H179V236H177ZM6 238H7V237H6ZM32 238H33V241H34V237H32ZM35 238H36V237H35ZM84 238H86V237H84ZM166 238H167V237H166ZM166 238H165V239H166ZM173 238H175V237H173ZM226 238H229V237H226ZM20 239H21V238H20ZM23 239H24V238H23ZM27 239H28V237L26 238V240H27ZM87 239H88V237H87ZM138 239H139V238H138ZM140 239H141V238H140ZM165 239H160V240H162V241L164 242ZM168 239H169V238H168ZM175 239H176V238H175ZM177 239H179V238H177ZM177 239L174 240V242H175V241L177 242V241H178ZM183 239H184V240H187L186 238H183ZM230 239L232 240L233 238H230ZM238 239H239V238H238ZM12 240H13V239H12ZM21 240H22V239H21ZM156 240H157V239H156ZM160 240H158V241H160ZM231 240H228L229 243H232ZM239 240H240V239H239ZM247 240H248V239H247ZM31 241H32V240H31ZM44 241H43V242H40V243H42V245H43V243H45ZM49 241H50V243H49ZM82 241H83V242H82ZM86 241H87V240H86ZM170 241H173V240H170ZM187 241H188V240H187ZM198 241H200V243H199ZM240 241H241V240H240ZM240 241H239V242H240ZM253 241L251 242V244H252V243L254 244ZM12 242H13V241H12ZM16 242H18V241H17V240L14 241V243H16ZM27 242H28V241H27ZM34 242H36V241H34ZM34 242H33V243H30V242H29V243H30V245H31V244H32V245H33V244H38V245H40L39 243H34ZM47 242H46V243H47ZM90 242H92V241H90ZM90 242H89V243H90ZM93 242H95V241H93ZM93 242H92V243H93ZM110 242H109V243H110ZM115 242H116V241H115ZM115 242L112 243V245L114 244L113 247L116 246V245H115V244H116ZM165 242H167V241H165ZM184 242H185V241H184ZM188 242H189V241H188ZM192 242H193V241H192ZM237 242H238V241H237ZM237 242H236V243H237ZM8 243L11 244V241L9 242V239H8ZM18 243H21V244H22V242H18ZM98 243H97V244H98ZM229 243H225L226 245H224V244H223V245L221 244V245L224 246V247L227 246V245L230 246ZM26 244H27V243H26ZM48 244H46L45 246H48ZM80 244H79V245H80ZM110 244H111V243H110ZM110 244H109V245H110ZM134 244H135V245H134ZM188 244H189V243H188ZM196 244H197V245H196ZM245 244L248 245V243H246V240H245ZM249 244H250V243H249ZM30 245H29V246H30ZM42 245H41V246H42ZM83 245H85V244H83ZM91 245H92V244H91ZM91 245H90V246H91ZM94 245H95V244H94ZM106 245H107V246H105V248L108 247V243H107ZM117 245H119V243H117ZM155 245H156V244H155ZM189 245H191V242H190ZM233 245H234V244H233ZM233 245H232V246H233ZM12 246L15 247L14 244H13ZM16 246H17V244H16ZM20 246H21V245H20ZM23 246H25V244H24V245L22 244V247H23ZM26 246H28V244H27ZM26 246H25V247H26ZM36 246H37V245H36ZM99 246H98V247H99ZM120 246H121V244H120ZM125 246H124V247H125ZM182 246H183V245H182ZM192 246H193V245H192ZM222 246H221V249H222ZM235 246H237V245H235ZM249 246H250V245H249ZM252 246H254V245H252ZM0 247H1V246H0ZM8 247H11V246L8 245ZM25 247H24V248H25ZM32 247H33V246H32ZM49 247H50V246H49ZM69 247H70V246H69ZM87 247H89V246H87ZM87 247L85 246V248H87ZM98 247L96 246V247H91V248L89 247V248H90V249H93V248L97 249ZM110 247L112 248V246H110ZM144 247H145V251H146V252H145V251H144L143 253L140 252V250H143ZM180 247H181V245L179 246V248H180ZM183 247L185 248V246H183ZM187 247L189 248L190 246H187ZM187 247H186V248H187ZM206 247H207V248H206ZM217 247H218V246H217ZM224 247H223V248H224ZM237 247H240V246H237ZM237 247H236L235 249H237ZM245 247H246V246L244 245V247H243V248H240V249H244ZM250 247H251V246H250ZM16 248H17V247H16ZM19 248L21 249V247H19ZM28 248H29V247H28ZM30 248H31V247H30ZM34 248L37 249V250L39 249V248H36V247H34ZM40 248H41V247H40ZM42 248H43V247H42ZM44 248H45V247H44ZM75 248H76V247H75ZM75 248H74V249H75ZM77 248H78V247H77ZM111 248H110V250H111ZM116 248H117V247H116ZM122 248H123V247H122ZM146 248H147V249H146ZM184 248H183V249H184ZM186 248H185V249H186ZM188 248H187V252L190 251V249L188 250ZM212 248H211V249H212ZM219 248H220V247H219ZM246 248H247V247H246ZM252 248H253V247H252ZM252 248L250 249V253H251L252 251H254V248H253V249H252ZM263 248H264V247H263ZM17 249H18V248H17ZM20 249H19V250H20ZM25 249H26V248H25ZM32 249H33V248H32ZM35 249H34V250L29 249V250L31 251L30 253H32L31 256H34V260H33V261L31 260V261H32V264H41V260H42L41 258H44V257H45V254H46L48 251H47L46 253H44V252L42 251L44 254L41 252L40 254L35 255V254H34V252H36ZM69 249H71V248H69ZM69 249H68V250H69ZM81 249H82V247H81ZM183 249H182V250H183ZM211 249H210V250H211ZM240 249L236 250L237 253L240 252ZM10 250H11V249H10ZM40 250H41V249H40ZM45 250H46V249H45ZM45 250H44V251H45ZM75 250H77V249H75ZM79 250H80V249H78V252L80 253ZM100 250H99V251H100ZM191 250H192V248H191ZM195 250L193 249L192 251H195ZM197 250H198V251H197ZM199 250H200V251H199ZM223 250H225V249H223ZM223 250H220V251H223ZM232 250H234V248H233ZM258 250H259V249H258ZM4 251H5V249H4ZM8 251H9V250H8ZM38 251H39V250H38ZM38 251H37V252H38ZM84 251L88 253L89 250H88V251L84 250ZM111 251H112V250H111ZM129 251H130V250H129ZM147 251H148V252H147ZM178 251H180V250H178ZM213 251H214V250L210 251V252H211V256H212L213 258H215L213 261L218 260L219 258L223 257L222 254L224 255V253H225V252H223V253L221 252L222 254H217L216 252L214 253ZM242 251H243V250H241V252H242ZM245 251H247L248 253L246 252L247 254H244V255H248V254H249V255H252V253H253V254L256 253V252H255L256 249H255V251L252 252L251 254L249 253V249H248V250H244V252H242V253H245ZM259 251H260V250H259ZM259 251H258V252H259ZM261 251H262V249H261ZM261 251H260V252H261ZM263 251H264V249H263ZM24 252H25V251H24ZM75 252H76V254H78L77 251L72 252V254H74ZM81 252H83V250H82ZM92 252H93L94 254L96 253V252H94V250H93ZM97 252H98V250H97ZM185 252H186V251H185ZM210 252H209V254H210ZM218 252H219V251H218ZM226 252H227V250H226ZM229 252H231V251H230V250L228 251V253H227L228 255H226L227 258H229V257H228L229 255H230V256L232 255V254H229ZM260 252H259V254H260ZM8 253H10V252H8ZM27 253H28V250H27ZM27 253H26V254H27ZM68 253H69V252H67V255H68ZM89 253H90V252H89ZM99 253H100V252H99ZM120 253H121V252H120ZM122 253H123V252H122ZM126 253L128 254V252H126ZM190 253L192 254V252H190ZM193 253H194V252H193ZM206 253H207V252H206ZM206 253L203 252V255L206 254ZM219 253H220V252H219ZM231 253L235 254L236 252L234 253V251H233V252H231ZM261 253H263V252H261ZM6 254H7V253H6ZM64 254H65V253H64ZM69 254H70V253H69ZM72 254H71V256H72ZM80 254H81V253H80ZM100 254H101V253H100ZM110 254H111V253H110ZM112 254H113V253H112ZM112 254H111V255H112ZM115 254H116V253H115ZM123 254H125V253H123ZM123 254H120V255L123 256ZM183 254H184V253H183ZM186 254H187V253H186ZM188 254H189V253H188ZM207 254H208V253H207ZM22 255H23V254H22ZM22 255H20L19 257H21ZM46 255H47V254H46ZM67 255H66V256H67ZM82 255H83V254H82ZM89 255H90V254H89ZM89 255H88V256H89ZM95 255L98 256V253L95 254ZM95 255H93V257H96ZM101 255H102V254H101ZM101 255H99V257H100ZM103 255H104V254H103ZM113 255H114V254H113ZM120 255L118 254V256H117V255H116V256L119 257ZM199 255H200V254H199ZM201 255H202V252H201ZM201 255H200V256H201ZM235 255L239 256L240 254H235ZM235 255H234V256H235ZM244 255H243V256H244ZM263 255H264V254H263ZM0 256H1V255H0ZM63 256L65 257V255H63ZM69 256H70V255H69ZM69 256H68V257H69ZM71 256H70V257H71ZM74 256H76V255L74 254ZM79 256L81 257V255H79ZM90 256H92V254H91ZM109 256H110V255L105 256V257H109ZM116 256H115V258H116ZM194 256L197 257V255H194ZM194 256H193V257H194ZM207 256H208V255H207ZM207 256H205V257H207ZM209 256H210V255H209ZM209 256H208L207 258H208V259H211L212 257L210 258ZM226 256H224V257H226ZM237 256H235V257H236L235 260L232 259V257H230L229 259H231V261L233 260V263H234V264H252V263L254 262L253 259H256V255H255V256L253 255V257L251 256V258L248 257L249 259H244L242 256H241V258H239V257H237ZM77 257H78V256H77ZM85 257H87V256H84V258H85ZM93 257H90V258H93ZM198 257H199V256H198ZM205 257H203V258H205ZM235 257H234V258H235ZM245 257H246V256H245ZM23 258H24V257H23ZM23 258H21L22 261H25V260H23ZM30 258L33 259L32 257H30ZM39 258H40L41 260H40ZM46 258H47V256H46ZM66 258H67V257H66ZM71 258H72V257H71ZM78 258H79V257H78ZM78 258H77V259H78ZM81 258H82V257H81ZM81 258H79V259H81ZM84 258H83V259H84ZM87 258H89V257H87ZM133 258H134V257H133ZM187 258H191V257H187ZM200 258H201V257H200ZM242 258H243V259H242ZM259 258H260V257H259ZM262 258H263V259H262ZM262 258H261V259H262V262H263V260H264V256H263ZM3 259H4V257H3ZM61 259H62V260H61ZM61 259L59 258V259H56V260L59 261L60 264H63L62 261H63L64 258L62 257ZM73 259H74V257H73ZM73 259H72V262H74ZM112 259L114 260V258H112ZM121 259H122V258H121ZM194 259H195V258H194ZM197 259H198V258H197ZM261 259H260V260H261ZM48 260H49V258H48ZM56 260H54V263H55ZM60 260H61V261H60ZM69 260H70V258L67 259V260H64V261L67 262V261H69ZM116 260H117V259H116ZM118 260H120V259L118 258ZM195 260H196V259H195ZM202 260L204 261V259H201V261H202ZM205 260H206V259H205ZM211 260H212V259H211ZM252 260H253V261H252ZM257 260H259V259H257ZM0 261H1V260H0ZM8 261H9V260H8ZM20 261H21V260H20ZM26 261H27V260H26ZM26 261H25V264L27 263ZM42 261H44V260H42ZM45 261H46V260H45ZM49 261H50V260H49ZM70 261H71V260H70ZM70 261H69L68 263H70ZM81 261H82V259H81ZM84 261H85V259H84ZM100 261H101V259L99 260V262H100ZM120 261H122V260H120ZM144 261H146L147 263L144 262ZM203 261H202V262H203ZM208 261H209V260H207V262L205 261V264H210V263H211L210 261H209V262H208ZM218 261H219V260H218ZM231 261H230V262H231ZM240 261H242V262H240ZM5 262H6V261H5ZM17 262H18V260H17ZM17 262H13V263L15 264V263H17ZM51 262H52V260H51ZM72 262H71V263H72ZM77 262H79V260H78ZM77 262H76V264H77ZM99 262H98V263H99ZM102 262H103V260H102ZM108 262H110V261H108ZM108 262H107L106 264H108ZM112 262H114V264H116V263H120V264H122V262H117V261L115 262V260L112 261ZM112 262H110V263H112ZM169 262H171V261H169ZM199 262H200V260H199ZM202 262H201V263H202ZM20 263H21V262H20ZM49 263H50V262H49ZM68 263H67V264H68ZM103 263L105 264V262H103ZM136 263H135V264H136ZM167 263H168V262H167ZM174 263H175V262H174ZM231 263H232V262H231ZM233 263H232V264H233ZM255 263H257L256 260H255V262H254L253 264H255ZM258 263H259V262H258ZM17 264H19V263H17ZM23 264H24V263H23ZM27 264H28V263H27ZM72 264H73V263H72ZM80 264H81V263H80ZM85 264H86V263H85ZM124 264H125V263H124ZM175 264H176V263H175ZM260 264H262L261 261H260Z\"/></svg>",
    "mask_w": 264,
    "mask_h": 264
}]
</instances>
